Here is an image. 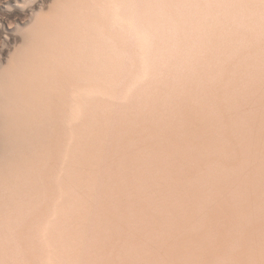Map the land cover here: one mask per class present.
I'll return each instance as SVG.
<instances>
[{"label":"rangeland","instance_id":"obj_1","mask_svg":"<svg viewBox=\"0 0 264 264\" xmlns=\"http://www.w3.org/2000/svg\"><path fill=\"white\" fill-rule=\"evenodd\" d=\"M4 1H5V0H0V20H1V18H3V8H4L3 6H4ZM28 1H29V0H28ZM132 1H133V0H132ZM139 1H140V0H139ZM142 1H143V0H142ZM145 1H146V2H145ZM145 1H144V2H145V5H147L149 2H151V0H148L149 2H147V0H145ZM152 1H153L154 3L151 2L152 5H151V3L149 4V6H150L151 9H152V6L154 7L152 10L149 8L148 5L146 6L147 8H145V7L143 6V4L140 2V4H142V6H143L146 10H148V8H149L150 10H148V11H151V13L149 12L148 14H144V15H147V16L149 15L148 18H149L150 20H149L148 18H146V20H148L149 22H151V17H153V18L155 19V20H153L150 24H149L148 21H147L148 23L145 22V21H143V22L141 21V24H142L143 26H144L145 23H146V25L149 24L148 26H145V27H144V28L149 27V28H148V31H147V32L145 31V30H147V28H146L144 31H145L146 33H148L149 35H151L150 38H149V35H148V34L143 35V34H144V32H142V31H143V28H141V29H142V31H141L142 34L140 33V35H143L144 38L138 34V31H140L141 29H140V28H136V26H133V30H135V31L138 30L135 34H138L139 37H142L143 40H146L145 43L148 41V42L146 43V46L144 45V44H145L144 41H143V42H140L141 44L144 43L143 46H142V45L140 46V45H139L140 43H138V40L140 39L139 41H142V39L139 38V37H138V39H137V38L135 39V36H136V35L133 34V35H134V36H133L132 33H131L130 35H128V36L131 37V35H132L133 37H131V38L129 37L130 39L127 38L128 40L125 38V40H126V41L124 40V42L126 43V44H125L124 42H121V41H120V42H117V41H119V40H117V39L119 38L120 40H122V39H121V36H123V34H122V35L120 34V35H121V36L119 35L120 37L118 36V38H117V36H116V38H115V32L118 31L117 29H116V31L114 30V31H115L114 33H113V31L110 32V33H113V34H114V36H113V37L115 38V39L113 38V39L115 40L114 43H116V44L118 43V44H119V45H118V44H117V45L115 44V47L118 46L120 49H122V48L125 49L126 52H125V50H123V49L120 50V51H124L126 55H127L128 53L131 54V55H129V54L127 55L128 58H127V56H126V59L129 60V62H128L127 64H128V66L130 65V67H128V66L125 67L124 64H126V63H123V62H121V61H119V62H121L120 65L123 66V67H120V65H118V66H119V67H118V66L115 65V64H118V63H119L118 61H115V59L117 58V56L113 55V54H115L114 52H110L109 50H107V51H109L111 54L107 52L108 55H106V56H108V57H109V56H110V57L112 56V57H111L112 60L116 57V58L113 60V62L115 61L116 63L114 62V63L112 64V62L110 63V61H109V63L111 64V65H109V66H111L110 68H107V67H109V66H108L109 63H108V64L105 63L104 65L101 66V68H102L103 66H105V69L107 68V72H108V73H110L108 70H110V71L113 70V71H111L112 74L110 73V74H111V77H110L111 79L107 80L108 78H106V80H107L108 82H109L110 80H112L113 83H112V84H111L110 82H109V83H108V82H107V83H103V81H106V80H104L105 78H104V79L102 78V81L100 80L101 83H98V82L96 81L97 85L100 84V86H101V84H105L106 86H107V84L110 85V86L106 87V88H108V89H110L111 86L114 85V84H116V83L119 84L118 87H117V84L114 85L115 87L112 86V88L117 89V90H115V89H111L112 91L115 90V93H117V94H114L115 96L111 94L110 97H107V98H106V96H107L108 94L103 93V94L106 95L105 98H104V99H105V102H106L107 99L110 98L109 101L112 102V104H113V102H114V104H113L114 107L112 106L111 103H107V102H106V103L104 104V100H102L103 97H104V95H102V93H101V95H99V96H95L96 98H95V97H93V98L91 97V98H90V99H93V100H91V101H95V100L97 99V100L95 101V104H96L97 106H96L93 102H92V103H93L95 106H92V107L89 106L90 109H91V108H94V109H91V110H92V112H93L95 115H94L92 112H91V114H90V112H89V115H92L91 117H93V119L91 120V117L87 116V118H85V119H87V121H88V120H89V121L91 120V121L88 122V123H87V122L84 123L83 121H81V122L84 123V127H85V124H89V123L93 124V123H95V124H93V125H94V129H93V127H90V126H93V125H91V124L89 125V128H91V129H89V128H88V129H85V128L83 129V127H82L83 125H81L82 123L79 124L80 122L77 123L76 121H73V122H75V123L70 124V122H69V121H70V120H69L70 117L68 118L69 125H67V117L69 116V114H68L67 117H64V115H62L63 120L65 119V120H64V126H65V127L68 126V127H66L67 129H65L67 133H69V132H71V131H73V130L75 131L76 129L72 128V130H70L69 127H70L71 125H72L71 127H75V125H77V124L80 125V126H79V125H78V126H79V128L81 127V128H80L81 130L77 129L75 132L81 131V132H80V135H81L82 132H84V131L86 130V132L83 133V134H85V136H84L83 134H82L81 136H80V135H76L77 133H75L74 137L76 136V139L83 140V141H84V138L86 137V138H85V141L87 140V142H86L87 145H84V144H85V142H84V143H83L84 146H83V145H82V141H78V140L74 139L73 136H72V138L74 139V141L76 140V143L78 144V146H79V143H78V142H80V145H81V146H79L78 148H76L75 150H73V148L76 147L77 144H76V146H74V145H75V144H74L75 142L73 141V145L71 146L72 142H71L70 140H71L72 138H71L70 136H68V134H67V137H66V138L68 139V137H70L71 139H70V140L68 139V141H67V139H66V141H67L68 143H70V142H71V143H70V145H68V144H66V145H68V148H69V146H70V147L72 148V150H73V151H72V150H71V151L74 152V153H71V151H69V152H70V155L73 154V155H72L73 160H71V161H73V162L75 161V163L78 164L77 166H72V167H73V168H76V169L78 168V169L81 170L80 172L83 173V175L81 174V176H83L82 178H83L84 181H85V179H86L87 184H83V183H86V181H85V182H84V181H81V180H82L81 178H80L78 181H79V182H83L82 184H80L79 182H76V181H77L76 179H78L77 172L74 173V171L72 170L73 168L69 165V160H70L71 156H67V160H68V159H69V160H68V162H67V161H66V162L68 163L67 165H69V166H68L69 169L72 170V171L69 170V172L74 173V174L76 175V177H77V178H76V177L74 176L76 179L73 177V178H74V182H72L73 179H72V180L70 179V178H71L70 175L73 176V174H70V173H69L70 175H69V174H68V175L66 174L67 177H66V175L64 176V173L68 171V168H66L67 171H65V172L63 171V172H64V173H63V177H64V178L62 177V175H60V173H56V174L54 173V172H58V171H60V170H58L59 167H57V165H56V163H57L56 160H55V161L53 160V161H54V162H53L54 165H53V163H52L53 166L50 164V163L52 162L51 160L53 159V158H52L53 155H51V157H50V159H51L50 161H51V162L48 163V167H49L48 170H50V176L52 175L51 173L55 174V176L53 175L54 177L52 176V177L55 179V181H57V179H60V177L63 178V179H60V180H62V181H60V184H61V182H64V181H63L64 179L67 180L68 176H70V177L68 178L69 181H66V180H65V181L67 182V183L65 182V183L67 184V186H68L69 183H71V182L73 183L72 185H69L70 188H68L69 186L66 187V190H67V192H68V193L66 192L67 194H69V191H70L69 189H71V186L74 187L73 185H76L75 187H77V186H78V185H77L78 183H79V186H82L81 189L87 187V186H85V185H88V183H89L88 180H89V179H90V181H94V184L90 182V183H91V187H95V186H93V185H97V179H98V177L100 176V174H101L102 177H99V180H98V181L103 180V181H101L102 183L100 182V183H101L100 186H102V188H101V190H100L101 192H99V190H98V189H99L98 186H99V184H100L99 182H98V183H99L98 186L96 187V188H97L96 191H94L95 189L93 188V189H94V190H93L90 186L87 187L89 190L92 189V190L94 191V192H92V193L94 194V196L92 195V193H91V194L89 193V192H91L92 190H90V191H89V190H85V189H87V188H85L84 190H82L83 192L79 191V190H81V189L77 190L78 192H81L80 194H82V193H85V194H86V198H82V199H84V200H85V199L88 200V199L90 198V197H88V196H91V195H92V197H91L88 201H86V200L83 201L81 198H80V200L82 201V203H85V202H88V203H89V201L91 200V201H90L91 205H90V203H89V205L85 203V207H86V206H87V207L89 206V212L93 211V213H94L95 215L92 213V216H96V217H95L96 219H95L94 217H92V216H91L92 219L90 218V215H89V214H91V213H89V212L87 211L88 208H86V210L84 209L85 211H84V210L79 211L81 208H82V209L85 208V207H83L84 204H82V205H83V206H82V205L79 203V202H81V201L77 202V204H76V202H75L76 205H75L74 203H73L74 205L71 204L72 201L74 200V199H72V196H70V195H72V193H73L72 191H71V194H69V196H70V198H71L72 200H70V199L68 198L69 196H68V197L66 196V198H65V197L61 198V197H62L61 194H60V196H59V197H60L59 199H63V201H64V198H65V201H64L65 203H66L67 201L70 200L71 202L69 201V202H70L69 204L72 205L73 208H74V206H75L76 208H77L78 206L81 207L80 209H78V211L81 212V213H79V214H81V215L84 214L82 217H80L81 215H78L77 210H75V212H74V211H71L72 213L74 212L73 216L76 215V216H78V218H79V219H78V218L75 216V220L77 219V220H79L80 223H81V222H82V219H85L86 222H87V220H88V221H90V222L94 221V223H96L95 225H93L94 228H95L96 225H97V228H96V229H94V230L91 229V228L89 229V227H91V225H92L93 223L88 225L86 222H82V224H83V223H84V224H83L82 226H80V223H79V222L73 221V220H74V217L69 216L70 214L72 215V213H69L70 210H68V212L65 213V214L69 213V215H68L69 218H71V217L73 218V220H72L73 224L76 223L77 226H78V224H79V227H82V228H80V229H83V231H82L83 233H82V232H79V233H80V235H81L82 237H84V240H85V241H84L83 239L81 240V243L84 241V242H83V243H84V246H83V244L80 243V238H82V237L78 234V232H77L76 229H75V230H76V231H75L74 229H72L71 226H70V228H68V229L70 230V233L74 231V232H73V235H74V233H75L76 235H78L79 238H78V237H75V235L72 236V234H70L69 231H66V230H68V229L65 228L66 225H64V223L67 222V224H68V221H70L72 218H71L70 220H68V217L66 216L68 221H65V222L63 223L62 226H64L65 232L68 233L69 237H70V235H71L72 238H74V237H75V238H78L79 243L81 244L80 247H82L83 249H87L88 251H89L88 246H89V248H90V251L94 248V253H93V252H90V251L88 252L87 250H85V251L88 252L89 254L91 253L90 255H88L89 257H91L92 254H95V253H96V254L98 255L99 253L101 254V253L103 252L102 255H100V254L98 255V256H101V258H102V257H105V258H102V259H104L103 261L100 260L101 258H100V257L98 258L97 255H96V256L92 255L93 257H91V258H90L91 260H89V259H88L89 257L85 254L86 252H85L82 248H80V249L83 250V253H82V254H84L83 256H85V255H86V256L83 257L82 255L79 254V258H80L81 256H82V258H80V259L78 258V259H79V260L82 259L81 261H83V258H85L86 261L89 260V261H88L89 263L86 262V261L84 260L83 263L85 262V264H86V263H87V264H91V262H93L92 260H93L94 257L97 258V259H94L95 262L97 261V264H99L100 261H102V263H100V264H106L107 262H109L110 264H114V261H115V260L112 262V259H115V258L117 259V260L115 261L116 264H117V261H118L119 263H121V262L123 263L124 260H126L125 258H127L126 261H128V262H130L129 260H132V259H133L132 262H130V264H131V263H132V264H133V263L136 264V262H137V264H143V263H145V264H149L150 262H151L150 264H152V263H154V264H160V263H161V258H159L160 261H158V257H159V256L161 257L162 254H163V255H162V257H163L164 254H165V257L167 258V252H166L165 247L167 248L168 246H166V244H169V243H168V242L165 243V242H166V241H169L170 243H172L173 241L171 242L170 240H171L172 238H173L172 240H174V237H172V235H173L174 233L176 234V235H174V236H176V238H175L176 242H178L177 240H180V239H182L183 241H184L185 239L187 240V237H188V240H194V239H195L194 236H196V238H199V236H201L202 232H203L204 230H206V228H208V227H209V228H208L207 230H209V231H208L207 234H206L207 237L205 236V233H206L205 231L203 232V234H204L203 236H204V238L206 237L205 240L211 238L214 242H213L211 239L207 240V241H208L207 244L209 245V246H207L206 243H203V242H202V241L205 242V240H202V239H204V238H201L202 236L200 237L201 239H196L197 241L199 240V241H198L199 244L197 243V244H198L197 247H198V248L200 247V249H201V250L199 249L200 251L197 250V249H198L197 247H195V248H197V249H193L194 246H196V243H195V245L189 244L190 246H191V245L193 246V247L191 248V250H193L192 252H194V254H195V256H194V254H193V255H192V254L190 255V256H191V260L189 259V255H186V254L184 253V251L186 250V244H187V246H188V243H189V242L186 243L187 241H184V242H185V245H184L185 247L181 245V244L183 243L182 240H180V242H182V243H179V242L177 243V244H178L177 248L179 249V251H181V252L185 255V257L183 256V254H182L181 252H178V251H177L178 249H176L175 245H173V244H176L175 242H173V244H171L172 246L169 245V247L171 246L172 249L175 248V250H172V251L170 250V251H171V254L173 253V255H174V254H175L174 252L176 251V253L178 252V255H179V256H178V255L176 254V255L178 256V258H179V261H180L181 259L184 260V263H182V262H183V260H182L180 264H185V261H187L186 264H187V263H188V264H196V263L198 264V262H199V264H202L205 260L200 261L199 259H201V260H202V259H206L207 257H205V256H207V255L209 256V253H210V252H211V256H216V253H215V252H214L215 254L213 253V250H214V249H213V246L210 245L211 241H212V245H214L215 243H217V244L222 243L221 245L226 246V247L228 246V247L225 248V247H222V246H219V245L215 246V245H216V244H215L214 247H216V249H217V247H218V249H217V251L219 252L218 254H220V253L222 252V249L224 250L223 256H222V257H219V256H221L222 253L218 256L220 260L218 259L217 256H216L217 258L212 257L213 261L210 260V259H211L210 257H208V259H209L211 262H213V263H211L210 261L207 262V260H206L207 263L205 262V264H208L209 262H210L211 264H219V263H217V262H220V264H231V262H233L232 264H234V263L237 264V261H238L239 264H242L243 261H244L243 264H246V260H248V262H249V260H250L249 263H251V264H259V263L262 261V258H264V254H262V253H264V252H263V250H264V248H263V247H264V244H263V243H264V242H263V241H264V230L262 231V229H264V227L261 228V227H262L261 225L264 226V223H262V222L264 221V219H263L264 216L262 215V213H264V211L261 212V210L264 209V205H263V206H260L261 204H264V202H263V201H264V199H263V198H264V194H262V192L264 193V189H261V188H260V187L264 188V187H263L264 184H262V183H264V182H262V181H264V179H260V180H259L260 184H262V185L259 186V187L257 186V185L259 184V182H257V180H256V179H259V178H264V175H263V172H264V171L262 170L264 167H262L263 165H261V162H262V161L264 162V160H263V159H264V156L261 157V155H264V143H263V142H264V138H263V137H264V127H263V126H264V121H262V120H264V103H263V102H264V91H262V90L264 89V83H263V82H264V81H263V80H264V79H263V78H264V72H263V71H264V70H263V69H264V56H263V55H264V37H262V36H263V35H262V33H263L262 31H264V22L262 21V20L264 19V10L262 9V8H264V5H263V4H264V3H263L264 1H263V0H261V1H260V0H257V1L254 0V3L252 2V3H253V4H252L250 0H239L240 2H239L238 0H234V2L237 3V6H236V4H230V3L233 2L232 0H230V1H229V0H212V1H211V0H207V1H205V0H199V1H197V2H196V0H184V1H183V0H178V1H177V0H167L168 3L171 2L170 4H168V3L166 2V0H165V1L162 0V3H161V0H159V1H158V0H157V1H156V0H152ZM155 1H156V2H155ZM182 1H183V2H182ZM185 1H186L187 3H185ZM194 1H195V2H194ZM224 1H225V2H224ZM226 1H227V2H226ZM228 1H229L230 3H229ZM236 1H238L239 3L236 2ZM252 1H253V0H252ZM255 1H256V3H255ZM259 1H260V2H259ZM32 2H33V0H31V2H29V4L32 3ZM135 2H136V3H135ZM159 2H160V3H159ZM163 2H166L167 4H165V3L163 4ZM178 2H179V3H178ZM190 2H192V4H191ZM198 2H199V3H198ZM202 2H203V4H202ZM207 2H208V3H207ZM210 2H211V3H210ZM215 2H216V3H215ZM221 2H222V4H221ZM223 2H224L225 4H224ZM234 2H233V3H234ZM241 2H242V3H241ZM134 3H135V5L137 4V5L139 6V4L137 3V1H134ZM158 3H159L161 6H160ZM175 3H176L178 6L175 5ZM217 3H218V4H217ZM246 3L248 4V6L250 5L251 7H246V6H247ZM250 3H251V4H250ZM262 3H263V4H262ZM1 4H2V5H1ZM153 4H154V5H153ZM157 4H158V5H157ZM162 4L165 5V7H164ZM189 4H190V5H189ZM205 4H207V6H205ZM211 4H212V5H211ZM242 4H243V6H245L244 8L242 7ZM244 4H245V5H244ZM255 4H256V5H255ZM257 4H258V5H257ZM259 4H260V5H259ZM261 4H262L263 6H262ZM132 5H133V4H132ZM132 5H131V6H132ZM155 5H156V7L159 6V8L157 7V11L161 10L160 12H158V13H159V16H160L161 13H162L163 16L161 15V17H158V15H157L158 13H157V12H152L153 10L156 11V9H155V8H156ZM188 5H189L190 7H189ZM193 5H194V6H193ZM197 5H200L201 7H200V6H197ZM213 5H214L215 7H214ZM217 5H218V7H216ZM229 5H230V6H229ZM233 5H234V6H233ZM240 5H241V6H240ZM140 6H141V5H140ZM162 6H163L165 9L162 8ZM167 6H168V7H167ZM181 6H182V7H181ZM183 6H184V7H183ZM186 6L189 7L190 9H187ZM222 6H223V7H222ZM228 6H229V7H228ZM235 6H236V7H235ZM252 6H254V7H252ZM255 6H258V7L256 8ZM132 7H133V8L129 7L130 16H131L132 13L134 12V11H133L134 6H132ZM175 7H176V8H175ZM193 7H194V8H193ZM211 7H213V8L211 9ZM220 7H221V9H220ZM259 7H260L262 10H259V9H260ZM135 8H137V6H136ZM139 8H141V7H139ZM139 8L134 9V10H138V11H139ZM166 8H167L168 10H166ZM174 8H175V10H174ZM184 8L186 9V11H185ZM191 8H192V9H191ZM205 8H206V9H205ZM208 8H209V9H208ZM222 8H223V9H222ZM232 8H234V9H232ZM246 8H247V9H246ZM252 8H254L255 10H259L258 12H259L260 14H262V15H258L259 13H258L257 11H255L254 9H252ZM258 8H259V9H258ZM131 9H132V10H131ZM145 9H144V10H145ZM163 9H164V11L162 12ZM183 9H184V10H183ZM194 9H195V11H194ZM203 9H205V10H203ZM210 9H211V10H210ZM215 9H216V10H215ZM226 9H227V10H226ZM231 9H232L235 13L237 12V15H236ZM236 9H237V11H236ZM240 9H242V10H240ZM244 9H245V10H244ZM249 9H252L253 12H252V10H249ZM169 10H170V11H169ZM176 10H177V11H176ZM180 10H183L184 13H183V11H180ZM187 10H188V11H187ZM207 10H208V11H207ZM209 10H210V12H209ZM225 10H226V11H225ZM230 10H231V11H230ZM246 10H248V11H246ZM138 11H135V12H138ZM141 11H142V9H141ZM148 11H147V12H148ZM166 11H167V12H166ZM189 11H190V12H189ZM211 11H212V12L214 11V12L211 14ZM215 11H216V12H215ZM219 11H220V12H219ZM229 11H230V12H229ZM239 11H240L241 13H242V12H243V13L245 12L244 14H246V12L251 13V14H249V15H248V13L246 14V16L248 15L247 18H246V21H245L246 23H245L244 21H242V20H245V19L243 18V17H245V15L243 16V14H241ZM261 11H263V12H261ZM131 12H132V13H131ZM147 12H146V13H147ZM186 12H188V13H186ZM191 12H192L193 14H191ZM203 12H204V13H203ZM206 12H207V13H206ZM208 12H209V13H208ZM225 12H226V13L229 12V13H227V15H226ZM232 12H233V13H232ZM254 12H255V13H254ZM4 13H5V12H4ZM138 13H139V12H138ZM141 13H142V12H140L139 14H140V15H143V13H142V14H141ZM144 13H145V11H144ZM153 13H154V14H153ZM165 13H167V14H165ZM179 13H180V16H181V14H182L181 17L179 16ZM189 13H190L191 15H190ZM224 13H225V14H224ZM239 13H240V15H239ZM252 13H253V14H252ZM257 13H258V14H257ZM133 14L135 15V14H137V13H133ZM150 14H151V17H150ZM152 14H153V15H152ZM164 14H165V15H164ZM198 14H199V17L197 18V15H198ZM205 14H206V15H205ZM209 14H211V15L209 16ZM219 14H220V15H219ZM232 14H233V15H232ZM234 14H235V15H234ZM254 14H255L258 18H260V16H262L263 18L261 17V18H260L261 20H260V19H258L257 17H255ZM134 15L131 16V17H132V18H133V17L135 18V16H136V17L138 16V15H135V16H134ZM144 15H143V17H144ZM185 15H186V16H187V15H190V16H188V18H187L188 20L186 19V16H185ZM195 15H196V16H195ZM202 15L204 16V18H203ZM207 15H208L209 18L207 17ZM217 15H219V17H218ZM221 15H222V16H221ZM229 15H232V16H229ZM238 15L240 16L241 20H240V18H239ZM251 15H252V16H251ZM154 16H157L158 18H157V17H154ZM183 16H184V17H183ZM191 16H192V17H191ZM194 16H195L196 18H195ZM226 16H227V17H226ZM235 16H236V17H235ZM143 17H140V18L142 19ZM145 17H146V16H145ZM166 17L168 18V19H167V22H168V23L170 22V23H169L170 25L166 22V19H164V18H166ZM169 17H170V19H169ZM178 17H179L180 19H179ZM205 17H206V18H205ZM210 17H211V18H210ZM215 17H216V18H215ZM221 17H222V18H221ZM225 17H226V18H225ZM230 17H231V18H230ZM232 17H233V18H232ZM237 17H238V19H236ZM134 18H133V19H134ZM137 18H138V17H137ZM153 18H152V19H153ZM159 18H160L161 20L163 19L162 22H161V20H160ZM181 18L184 19V20H182ZM199 18H200V19H199ZM218 18H220V19L218 20ZM228 18H229V19H228ZM234 18H235V19H234ZM242 18H243V19H242ZM252 18H255V19H254L255 21L251 20ZM256 18H257L259 21H257ZM135 19H136V18H135ZM135 19H134V20H135ZM138 19H139V18H138ZM141 19H140V20H141ZM144 19H145V18H143L142 20H144ZM178 19H179V20H178ZM191 19H192V20H191ZM197 19H198L199 21H198ZM201 19H202V21H201ZM214 19H215V20H214ZM227 19H228V20H227ZM249 19H250V20H249ZM158 20H160L161 24H160V22L158 23ZM169 20H170V21H169ZM190 20L193 21V23H192ZM210 20H211L212 22H211ZM216 20H217V21H216ZM136 21H137V20H136ZM136 21H134V22H136ZM163 21H164L166 24H165ZM174 21L177 22V23H175ZM180 21H181V22H180ZM188 21H189V22H188ZM195 21H197V22H195ZM204 21H205V22H204ZM228 21H229L230 23H229ZM252 21H253L254 23H249V22H252ZM132 22H133V21H132ZM134 22H133V23H134ZM139 22H140V21H138L137 23H139ZM144 22H145V23H144ZM183 22H184V23H183ZM186 22H187L188 24H187ZM198 22H199V23H198ZM210 22H211V23H210ZM233 22H234V23H233ZM240 22H241V23H240ZM243 22H244V23H243ZM133 23H132V24H133ZM152 23H153V24H152ZM154 23H155V24L158 23V24L160 25L159 28H161L162 30H164V27H165V26H168V27H165V30H164V31H160L159 28H158L159 31H156L157 29L155 28V26L157 27L158 25H154ZM172 23H173V24H172ZM195 23H196V24H195ZM204 23H205V24H204ZM206 23H207V24H206ZM212 23H213V24H212ZM247 23L249 24L248 26H247ZM255 23H256V24H255ZM0 24H1V22H0ZM191 24H192V25H191ZM194 24H195V25H194ZM201 24H203V25H201ZM214 24H215V26H214ZM238 24H239L241 27H240ZM241 24H243V25H241ZM244 24H245V25H244ZM257 24H258V31H256L257 29H255V28L257 27V26L255 27V25H257ZM133 25H134V24H133ZM135 25H137V24L135 23ZM138 25H139V24H138ZM138 25H137V26H138ZM150 25L153 26L154 28L151 29ZM164 25H165V26H164ZM173 25H174V26H173ZM176 25H177V26H176ZM186 25H187V26H186ZM189 25H190V27H189ZM196 25H197V26H196ZM205 25H206V26H205ZM212 25H213V26H212ZM229 25H230V27H229ZM234 25H235V27H234ZM250 25H251L252 27H251ZM261 25H262V26H261ZM139 26L141 27V25H139ZM139 26H138V27H139ZM161 26H162V27H161ZM171 26H172V27H171ZM198 26H199V27H198ZM238 26H239V27H238ZM242 26H243V27H242ZM246 26H247V27H246ZM0 27H1V25H0ZM170 27H171V28H170ZM175 27H176V28H175ZM179 27H180V28H179ZM187 27H188V28H187ZM193 27H194V29H193ZM200 27H201V28H200ZM203 27H204V28H203ZM207 27H208V29H206ZM213 27H214V28H213ZM237 27H238L239 29H238ZM250 27H251V28H250ZM254 27H255V28H254ZM166 28H168V30H169L171 33H170L169 31H167ZM173 28H174V29H173ZM177 28H178V29H177ZM181 28H182V29H181ZM185 28H186V29H185ZM190 28H191V29H190ZM230 28H233V29H230ZM234 28H235V29H234ZM242 28H243V32H242ZM249 28H250V29H249ZM259 28H262V29H259ZM139 29H140V30H139ZM149 29H151V30H149ZM155 29H156V30H155ZM170 29H171V30L173 29V30L171 31ZM175 29H176V30H175ZM196 29H197V30H196ZM198 29H199V30H198ZM212 29L215 30V31H213ZM228 29H229V30H228ZM254 29H255V32H254ZM192 30H193V31H192ZM216 30H217V31H216ZM230 30L233 31V32H231ZM234 30H238L240 33H239L238 31H237V33H239L240 35L237 34L236 31H234ZM248 30H249L250 33L248 32ZM260 30H261V32H262L261 34H260V32H259ZM149 31H150V32H149ZM153 31H154V32H153ZM173 31H174L175 33H176V31H177L178 35H176L177 33L174 34ZM182 31H183V32H182ZM195 31H196V32H195ZM201 31H202V32H201ZM206 31H207L208 33H207ZM212 31H213V32H212ZM223 31H226V32H223ZM228 31H229V33H228L229 36H228V34H227ZM245 31H246V32H245ZM252 31H253V32H252ZM118 32L122 33L121 31H118ZM159 32H161V33H159ZM162 32H164V35H165V32H166V35H165V36H162V35H163ZM172 32H173L174 35L172 34ZM200 32H201V34H199ZM203 32H204V33H203ZM234 32H235V34H233ZM241 32H242V33H241ZM247 32L249 33L248 35H247ZM133 33H134V32H133ZM150 33H151V34H150ZM152 33H155V34H152ZM169 33L172 34V35H170ZM191 33H194V34H191ZM209 33H210V34H209ZM251 33H253L254 36H252ZM254 33H255V34H254ZM117 34H118V33H117ZM117 34H116V35H117ZM158 34L160 35V36H159V37H160L159 39H160L161 41H160L159 39H157V38H158V36H157ZM190 34H191V35H190ZM205 34H206V35H205ZM213 34H214V35H213ZM222 34H223V35H222ZM231 34H232V36H231ZM241 34H242V36H241ZM245 34H246V37H245ZM263 34H264V33H263ZM6 35H7V36H6ZM168 35H170V36L168 37ZM194 35H195V36H194ZM200 35L202 36V38H204V37L206 36L205 39H204V40H201L202 38H201ZM204 35H205V36H204ZM211 35H212V36H211ZM220 35H221V36H220ZM233 35H234L235 37L237 36L238 38L243 37V39H242V38H241V39H237V38L233 37ZM257 35H258V36H257ZM146 36H148V37H146ZM173 36H174V37H177V39H179V40L177 41L178 44H175V43H176L175 40H177V39H176V38L174 39ZM189 36H190V38H189ZM199 36H200V37H199ZM203 36H204V37H203ZM210 36H211L212 38H211ZM213 36H215V37H213ZM223 36H224V37H223ZM248 36H250V37H248ZM5 37H9V33H7V31H4L2 28H0V54H1V53L6 54V56L4 55V56H3L4 58H2V63H3V64L6 63V62H5L6 59L8 60V54H7V53H8V50H10V49H11V46H12V45H9V41H8V40H5V39H7V38H5ZM163 37H165V39H166V38H168V39L165 40ZM181 37H182L183 39H182ZM187 37H188L189 39H187ZM191 37H192V38L194 37V38L191 40ZM207 37H208V38H207ZM219 37H220V39H219ZM251 37H253V39H252ZM258 37H259V38H258ZM132 38H134V39H132ZM171 38H172V40H170ZM222 38H223L224 40H223ZM225 38H227V39H225ZM229 38H232V39L235 38V39H237V40L235 41V39H234V40H231V39H229ZM260 38H263V39H260ZM147 39H148V40H147ZM153 39H155V40H153ZM195 39H197V40H195ZM209 39H210V41H213V42L210 43ZM215 39H216V40H215ZM245 39H246V40H245ZM247 39H248V40H247ZM2 40H3V41H2ZM131 40H133V42L136 40V42H134L135 44H133V43L131 42V43H132V44L130 43V44H131V47H128V46H130V44H128V41H131ZM151 40H152V41H151ZM168 40H169V41H168ZM181 40H182V43H183V44L181 43ZM190 40H191V41H190ZM205 40H206V41H205ZM230 40H231V41H230ZM240 40H241V41L243 40V41L241 42ZM244 40H245V42H244ZM249 40H250V41H249ZM252 40H253V41H252ZM254 40H255V41H254ZM258 40H261V42L258 41ZM262 40H263V41H262ZM6 41H7V42H6ZM149 41H151V42H149ZM154 41H155V42H154ZM162 41H163V42H162ZM166 41H168V42L166 43ZM173 41H174V42H173ZM179 41H180V42H179ZM188 41L191 42V43H188ZM192 41H193V43H192ZM195 41L198 42L197 45L199 44L198 46H199L200 49H199L198 46L196 45V42H195ZM202 41H203V42H202ZM220 41H222V42H220ZM227 41H229V42H227ZM234 41H235V43H233ZM238 41H239V42H238ZM246 41H248L247 43H249V44H247ZM256 41H258V42L256 43ZM152 42L154 43L153 45H152ZM160 42H161V44H160ZM164 42H165L167 45H166ZM185 42H187V43H185ZM199 42H200V43H199ZM205 42H206V43H210V45L213 44V46H216V47H215L216 49H215L213 46H212V48H211L210 45H206ZM231 42H232V43H231ZM240 42H241L242 45H240ZM243 42H244V43H243ZM262 42H263V43H262ZM120 43H121V44H120ZM122 43H124V44H122ZM137 43H138V44H137ZM162 43H163V45H162ZM170 43H171V44H170ZM203 43H205V44H203ZM220 43H222V44H220ZM229 43L232 44V45H231L232 47L229 46V45H230ZM237 43H238V44H237ZM127 44H128V45H127ZM149 44H150V45H149ZM172 44H173V45H172ZM174 44L177 45V46H175ZM201 44H203V45H201ZM225 44H226V45H225ZM234 44H235V46L233 47ZM246 44H247V45H246ZM262 44H263V45H262ZM5 45H6V46H5ZM123 45H124V46H123ZM125 45H126L127 47H125ZM132 45H133V47H132ZM136 45H138L139 47H136ZM160 45H161V46H160ZM165 45H166V46H165ZM170 45H171V46H170ZM187 45H188L189 47H188ZM236 45H237V46H236ZM251 45H253V46H251ZM255 45H256V47H255ZM258 45H259V47H257ZM260 45L262 46V47H261L262 49L260 48ZM120 46H122V48H121ZM152 46H153V47H152ZM154 46H155V47H154ZM174 46H175V47H174ZM182 46H183V47H182ZM192 46H193V47L196 46V49H195V47L193 48ZM220 46H221V47H220ZM227 46H229V47H227ZM238 46H239V47H238ZM247 46H248V47H247ZM140 47H142V48H140ZM146 47H147V48H146ZM161 47H163V48H161ZM172 47H174V50H172ZM190 47H191L192 49H191ZM201 47H202L203 49H202ZM204 47H206L207 49L204 48ZM223 47H224V48L226 47V48L224 49ZM236 47H237V49H235ZM243 47H245L247 50H246L245 48H243ZM249 47H250V48H249ZM126 48H127V49H126ZM128 48H129V49H128ZM136 48H137V49H136ZM145 48H146V50H145ZM152 48H153V49H152ZM164 48H165V49H164ZM167 48L171 49L172 51L169 50V49H167ZM177 48H178V49H177ZM210 48L212 49V51H207V50H209ZM254 48H255V49H254ZM130 49H131V50H130ZM138 49H139V50H138ZM143 49H144L145 51H144ZM148 49H150V50H148ZM163 49H164V50H163ZM198 49H199V50H198ZM204 49H205V51H203ZM214 49L216 50V52H215ZM223 49H224V50H223ZM226 49H227L228 53H227V51L224 52ZM229 49H232V50L229 51ZM243 49H244V50H243ZM249 49H250V50H249ZM251 49H252V51H251ZM257 49H259V50H257ZM110 50H112V49H110ZM115 50H116V49H115ZM134 50H135V52H133ZM140 50H141V51H140ZM161 50H162V52H161ZM165 50H166V52H168V53L170 52V53H169V54L166 53ZM177 50L179 51V53H178ZM184 50H186V51L188 50V52H186V51H184ZM190 50H191V51L193 50V52H191ZM219 50H221V51H219ZM256 50H257V51H260V52H257ZM112 51H113V50H112ZM118 51H119V50H118ZM118 51H116V52H117L118 54L121 55L122 52L119 53ZM127 51H129V52L127 53ZM138 51H139V53H141V54L143 53V54H142V55H141V54H138ZM142 51H143V52H142ZM155 51H156V52H155ZM158 51L160 52V54L158 53ZM194 51H195V52H194ZM197 51L199 52V54H197V53H198ZM201 51H202V55H204L207 59H206L204 56L200 55ZM235 51H236V52H235ZM240 51H242V52H240ZM247 51H248V52H247ZM249 51H251V52H249ZM253 51H255L257 54H256L255 52H253ZM144 52H145V54H144ZM147 52H150L151 54H150V53H147ZM154 52H155V53H154ZM173 52H174V53H173ZM175 52H176V53H175ZM189 52H190L191 54H189ZM204 52H205V53L208 52V53L205 55ZM217 52H218V53H217ZM220 52H221V54H219ZM223 52H224V53H223ZM231 52H232L234 55H232ZM243 52H244V53H243ZM261 52H262V53H261ZM107 53H106V54H107ZM112 53H113V54H112ZM153 53H154V54H153ZM180 53H181V54H180ZM182 53H185V54L183 55ZM193 53H194V54H193ZM216 53H217V55H216ZM237 53H238V54H237ZM240 53H242V55H243L244 57H243L242 55H240ZM248 53H249V56H248ZM109 54H110V55H109ZM118 54H116V55H118ZM135 54H136L137 56H135ZM175 54H176V55H175ZM195 54H196V55H195ZM225 54H226V56H225ZM227 54H228L229 56H228ZM255 54H256V58L258 57V59L255 58ZM120 55H119V57H121L123 54H122L121 56H120ZM140 55H141V56H143V55H147V56H143L144 59H141L142 57H141ZM148 55H149V56H150V55H154V56H150V57H149ZM156 55H157V56H156ZM160 55H161V57H160ZM164 55H166V57H167V55H168L167 58H168V59L171 58V59L168 60V59H165V57H164V59H163V56H164ZM169 55H170L171 57H170ZM173 55H175V56H173ZM189 55H190V56H189ZM194 55L196 56V59H194V58H195ZM198 55H199V57L202 56V57H204V58H202V57L199 58ZM208 55H209V56H208ZM212 55H214V56H212ZM220 55H221V56H220ZM222 55H223V57H225L224 59H226V58L228 57V58H227V60H228L227 62H226V60L224 61V59L221 58ZM230 55H231V56H230ZM235 55H236V56H235ZM104 56H105V55H104ZM106 56H105V57H106ZM129 56H130V58H132V60L129 59ZM155 56H156V57H155ZM186 56H187V57H186ZM191 56H192L193 61H192V59H191ZM210 56H211V57H210ZM216 56H217V57H216ZM218 56H219V57H218ZM237 56H238V57H237ZM251 56H253V57H251ZM261 56H262V57H261ZM108 57H107V59L110 58V57H109V58H108ZM119 57H118L116 60H118V59L120 60V59H122L124 56H122V58H119ZM133 57H134V58H133ZM139 57H141L140 60L138 59ZM146 57H147V58H146ZM157 57H158V58H157ZM159 57H160V59H159ZM169 57H170V58H169ZM182 57H183L184 60H182ZM185 57H186L187 59H186ZM193 57H194V58H193ZM231 57L233 58V60L231 59ZM235 57H236V58H241V59L238 60V59H235ZM259 57H260V58H259ZM150 58H152V59H150ZM153 58H155V59H153ZM156 58H157V59H156ZM174 58H175V59H174ZM178 58H179V59H178ZM208 58H209V59H212L213 61H212V60H209ZM214 58H216V59H214ZM218 58H219V59H218ZM220 58H221V59H220ZM242 58H243V59H242ZM248 58H249V59H248ZM123 59H124V60H123ZM123 59H122L123 61H126V62H127V60L125 59V57H124ZM173 59H174V60H173ZM203 59H206L205 61H208L209 63L204 62ZM222 59H223V60H222ZM250 59H251V60H250ZM255 59H256V60H255ZM261 59H263V60L260 61ZM145 60H146V61H145ZM148 60H149V61H148ZM151 60H154V61H151ZM155 60H160L161 62L158 61V63H156ZM162 60H164V61H162ZM179 60H180V61H179ZM186 60H188L187 63H185ZM194 60H195V62H194ZM196 60H197V61H196ZM200 60H201V62H200ZM214 60H215V61H216V60H219V63H215ZM229 60H230V61H229ZM231 60H232V61H231ZM236 60H237V61H236ZM240 60H241V61H240ZM257 60H259V61H257ZM131 61H132V62H131ZM139 61H141V62H139ZM142 61H143V62H142ZM144 61H145V62H144ZM150 61H151V62H150ZM165 61H166V62H165ZM174 61L176 62V65H175V62H174ZM181 61L184 63V65L182 64ZM220 61H221V62H220ZM222 61H223V62H222ZM246 61H248V62H246ZM252 61H254V62L256 61V63H254V62H252ZM117 62H118V63H117ZM133 62H135L136 64L133 63ZM148 62H150V63H148ZM164 62H165L167 65H166ZM189 62H190V63H189ZM192 62H193V63H192ZM216 62H217V61H216ZM228 62H230V63L232 62V63L230 64V63H228ZM233 62H234L235 64H234ZM236 62H237V63H236ZM239 62H240V63H239ZM243 62H244V63H243ZM250 62L252 63V65H251ZM130 63H131V64H130ZM141 63H142V64H145V65H141ZM146 63H147L148 65H152L153 67H152V66H148V65H146ZM168 63H169V65H168ZM173 63H174V64H173ZM205 63H206V64H205ZM223 63H224V64H223ZM242 63H243V65H242ZM137 64H138V65H137ZM154 64H155V65H154ZM160 64H161V65H160ZM178 64H179V65H178ZM185 64H186V66H185ZM187 64H188V65H187ZM200 64L205 65V67H204V66H200ZM208 64H210V65H208ZM215 64H216V65H215ZM222 64H223V65H222ZM228 64H229V66H228ZM233 64H234V65H233ZM237 64H238V66H237ZM245 64H246V66H245ZM259 64H260V65H259ZM106 65H107V66H106ZM198 65H199V66H198ZM206 65H207V67H206ZM212 65H214V66H212ZM217 65H218V67H217ZM225 65H227L229 71H231L233 67H234V68H233L234 70H232L231 72H229V71L226 69L227 67H226ZM232 65H233V67H232ZM241 65H242L243 67H242ZM248 65H249V67H248ZM261 65H262L263 67H262ZM133 66H134L135 69L133 68ZM137 66H138V68H141V67L144 66V67H143V70H141L142 68H141V69H138ZM140 66H141V67H140ZM158 66L160 67V69L158 68L159 72H156L155 69H157ZM168 66H169V67H168ZM172 66H173V67H172ZM179 66H180L181 68H180ZM182 66H183V67H182ZM189 66H191V68H189ZM194 66H196V67H194ZM211 66H212L213 68H211ZM223 66H224V67H223ZM230 66H231V67H230ZM239 66H240V67H239ZM251 66H252L253 69L251 68ZM255 66H256V67H255ZM113 67H116V70H117V71L119 70V68H120V70L122 69V70H121L122 73L119 74V72L115 71V69H113ZM117 67H118V69H117ZM124 67H125V68H127V67L129 68V69H127V70L129 71V74H127V76H129V78H130L129 81H130L131 86H132V87L130 86V88H132V91L134 90V91L132 92L131 89H129V90H130L129 92H130L131 94H130V93L128 94V91H127L128 89L126 88L127 86H126V85H125L126 87L124 86V84H126V83L129 84V81L126 80V79H129V78H128L127 76H126V78H125V75H124V76L122 75V74H124L123 72L126 73V71H127V70H123ZM147 67H148V68H147ZM151 67H152V68H151ZM155 67H156V68H155ZM162 67H163V68H162ZM166 67H167V68H166ZM177 67H178V69H177ZM186 67H187V68H186ZM192 67H193V68H192ZM201 67H203V68H201ZM216 67H217L218 69H217ZM219 67H220V69H219ZM241 67H242V69H241ZM260 67H261L262 69H261ZM103 68H104V67H103ZM103 68H102V70H103ZM125 68H124V69H125ZM131 68H132V69H131ZM149 68H150V69H149ZM153 68H154V69H153ZM182 68H184V69H182ZM206 68H207V69H206ZM223 68H224V69H223ZM229 68H231V69H229ZM244 68H245V71H246V72L244 71ZM249 68H250V69H249ZM147 69H148V70H147ZM151 69H153V70H151ZM162 69H163L164 71H165V70H167V71L162 72ZM198 69L201 71V73H200V71H199ZM212 69H213V70H212ZM235 69H237V70H235ZM256 69H257V70H256ZM120 70H119V71H120ZM132 70H134L133 73H130ZM135 70H136V71H135ZM149 70H151V71H149ZM158 70H157V71H158ZM160 70H161V72H160ZM168 70H169V71H168ZM171 70H172V71H171ZM175 70H176V71L178 70L179 73H178V71L176 72ZM182 70H184V71H182ZM186 70H187V71H186ZM205 70H206V71H205ZM214 70H215L217 73H216ZM239 70H240L241 72H242V70H243L244 73H241ZM255 70H256V71H255ZM261 70H263V71L261 72ZM103 71H104V70H103ZM105 71H106V70H105ZM105 71H104V72H105ZM141 71H143V72H142V73H139V72H141ZM144 71H145V73H144ZM154 71H155V72H154ZM170 71H171L172 73H176V74L173 75ZM180 71H182V72H180ZM189 71H190V72H189ZM192 71H193V72H192ZM194 71H195V73H196L197 71H199V72H197V74H195ZM203 71H204V73H202ZM207 71H208V73H207V77H206V75H204V74H205ZM210 71L212 72V74H213L214 76L217 75L216 78H212V77L210 78V77H209V76H213V75L211 74ZM218 71H219V72H218ZM225 71H226V72H225ZM233 71L236 72V74H235ZM238 71H239V72H238ZM249 71H250L251 73H250ZM258 71H259V72H258ZM100 72L103 73L102 71H100ZM113 72H114L116 75H115ZM136 72H138L139 75H137L138 73L135 74ZM148 72H149V73H148ZM183 72L185 73V75H184ZM213 72L216 73V74H214ZM220 72H221V76L218 75V74H220ZM223 72H224V73H223ZM227 72H229V74H227V76H226L225 74H226ZM232 72H233L234 74H233ZM260 72H261V73H260ZM117 73H118V74H117ZM127 73H128V72H127ZM150 73H151V74H150ZM153 73H158V74H154V75H153ZM161 73H162V75H161ZM167 73H168V76H169V77H166ZM190 73H191V74H190ZM238 73H239V77H237V76H238V75H237ZM247 73H248V74H247ZM254 73H255V75H254ZM131 74H132V79H133L134 76L137 78V79L134 78V79L136 80V82H135L134 79H133V80L131 79ZM142 74H143V75L145 74L146 76L143 77ZM147 74H148V77H147ZM169 74H170V75H169ZM209 74H210V75H209ZM222 74H223V75H222ZM232 74L235 76V78H234V76H232ZM252 74H253V75H252ZM261 74H262V75H261ZM101 75H102V74H101ZM113 75H114L115 77H114ZM118 75H119V76H118ZM120 75H121V76H120ZM149 75H150V76H149ZM159 75H161V78H160ZM171 75H172V77H170ZM176 75H178V78H177ZM179 75H181V76H179ZM183 75H184V76H183ZM191 75H192V76H191ZM200 75H201V76H200ZM224 75H225V76H224ZM229 75H231V76H229ZM257 75H258V76H257ZM112 76H113V77H112ZM122 76L124 77V79H122ZM138 76H139V77H138ZM152 76H154L155 79H154ZM155 76L157 77V80H156V77H155ZM158 76H159V77H158ZM182 76H183V77H182ZM187 76H188V77H187ZM195 76H197L196 78H198V80L192 78V77L195 78ZM199 76H200V77H199ZM259 76H261V78H260ZM262 76H263V77H262ZM141 77H142V78H141ZM150 77H151V78H150ZM165 77H166V79H165ZM174 77H175V78H174ZM186 77H187V78H186ZM190 77H191V78H190ZM202 77H203V79L206 78V79H205L206 81H202V80H203V79L201 80ZM218 77H221V78H220V79H217ZM223 77H225V78H224L225 80L223 79ZM230 77H231V78H230ZM240 77H241V78H240ZM243 77H244V78H243ZM245 77H246V79H245ZM252 77H253V78H252ZM254 77H255V78H254ZM256 77H257V78L259 77V78H258L259 80H258ZM115 78H116V79H115ZM119 78H120V81H119ZM168 78H170V79H168ZM173 78H174V79H173ZM185 78H186V79H185ZM233 78H234V79H233ZM236 78H237V79H236ZM121 79L124 81V84H123V81H121ZM138 79H140V82H139ZM142 79H143V80H142ZM150 79H151V81H150ZM160 79H162V80H160ZM176 79H177V80H176ZM180 79H181V80L184 79V80H183V81H180ZM207 79H208V80H207ZM210 79H211V80H210ZM213 79H214V81H212ZM221 79H223V80H221ZM226 79H227V80H226ZM228 79H229V80H228ZM250 79H251V80H250ZM116 80H117V82H116ZM131 80H132V81H131ZM137 80H138V84H141V85L143 84V86H141V85H137ZM146 80H147V82H146ZM159 80H160V81H159ZM163 80H164V84H162V85H163V86H162V85H160V83H162ZM169 80H170L171 82H170ZM185 80H186V83H187V84L185 83ZM187 80H188V81H187ZM192 80H193V81H192ZM209 80H210V81H209ZM216 80H218V81H220V82L217 81V83H218V84H217V83H216ZM231 80H232V81H231ZM256 80H257V81H256ZM112 81H111V82H112ZM114 81H115V83H114ZM126 81H127V82H126ZM149 81H150V82H149ZM152 81H154V82H152ZM166 81H167V82L169 81V82L167 83ZM172 81H173V82H172ZM174 81H175V84H174ZM177 81H179L180 84H181V82H183L181 85L184 84L185 87H183V86L180 87V85L177 86V85L179 84ZM191 81H192V82H191ZM194 81H196V83H195ZM223 81H224L225 84L223 83ZM225 81H226V82H225ZM233 81H234L235 84L233 83ZM237 81H241V83H240V82H237ZM261 81H262V82H261ZM119 82H120V83H119ZM134 82H135V83H134ZM151 82H152V83H151ZM156 82H157V84H155V86L151 85V84L156 83ZM165 82H166V85H165ZM189 82H190V83H189ZM204 82H205V83H204ZM207 82H208V84H207ZM212 82H213L214 84H213ZM121 83H122V85H121ZM133 83H134V84H133ZM148 83H150V84H148ZM169 83H170V84H169ZM221 83H222L223 87H220V86H222ZM237 83H239V84H237ZM242 83H243V84H242ZM250 83H252V84H250ZM260 83H261V84H260ZM135 84H136V85H135ZM204 84H205V86H204ZM245 84H246V85H245ZM256 84H258V85H256ZM120 85H121L122 87H121ZM133 85H134V88H135V89H133ZM146 85H147L148 87H146ZM159 85H160V86H159ZM170 85H171V86H170ZM190 85H191L192 88H191V87H188V89H187L186 87H187V86H190ZM192 85H194V86H192ZM195 85H196V86H195ZM202 85H203V86H202ZM207 85H210V86H209L210 88H207L208 91H206V86H207ZM211 85H215V86L211 87ZM217 85L219 86L220 89L218 88ZM224 85H225V86H224ZM250 85H251V86H250ZM255 85H256V86H255ZM98 86H99V85H98ZM100 86H99V87H100ZM123 86L125 87V88H124L125 91L122 92V94H124V95H123V96H120V97L117 98L116 96L121 95L120 92H121L122 90H120V89L123 88ZM137 86H138V87H137ZM216 86H217V87H216ZM235 86H236V88H234ZM238 86H239V87H238ZM240 86H241V87H240ZM252 86L255 87V88L257 87L258 89L252 88ZM103 87H105V86H103ZM119 87H120V88H119ZM136 87L139 88V89L137 90ZM145 87H146V88H145ZM150 87H151V88H150ZM152 87H154L155 89L152 88ZM167 87L169 88L168 90H170V91L166 90ZM177 87H178L179 89H178ZM182 87H183V88H182ZM193 87H194V88H193ZM207 87H208V86H207ZM226 87H228V89H227ZM230 87H232V88H230ZM262 87H263V88H262ZM140 88H141V89H140ZM160 88H161V89H160ZM164 88H165V89H164ZM174 88L176 89V92H177L176 94H175V89H174ZM185 88H186V89H185ZM195 88H198L199 90H198V89H195ZM202 88H204V89H202ZM211 88H212V89H211ZM213 88H214L215 90H213ZM221 88H222V89H221ZM237 88H239V89H237ZM242 88H243V89H242ZM250 88H251V89H250ZM101 89H102V86H101ZM108 89H107V91H108ZM124 89H123V90H124ZM157 89H158V90H157ZM182 89H184V90H182ZM191 89H192L193 93H191V92H192ZM216 89H218V90H216ZM233 89H234V90H233ZM249 89H250V90H249ZM111 90H109V92H110ZM118 90H119V92H118ZM163 90H164V92H163ZM178 90L181 92L180 94H179V91H178ZM185 90H186V91H185ZM187 90L190 91V92H188ZM194 90H195V91H194ZM209 90H210V91H209ZM220 90H222V92H223V91H224V92L222 93ZM228 90H229V91H228ZM232 90H233V91H232ZM243 90H244V91H243ZM245 90H246V91H245ZM248 90H249L250 92H249ZM254 90H256V91H254ZM258 90L260 91V93H259ZM103 91H106L105 88H104ZM112 91H111V92H112ZM135 91H136V92H135ZM142 91H143V92H142ZM146 91H147V92H146ZM149 91H150V92H149ZM151 91H152V92H151ZM157 91H159V92H157ZM166 91H167V93H166ZM197 91H199V93H198ZM200 91H201L202 93H200ZM214 91H216V92L219 91V92L216 94ZM225 91H226V92H225ZM227 91H228V92H227ZM240 91H241V93H240ZM261 91H262V92H261ZM111 92H110V93H111ZM137 92H138V94H137ZM156 92H157V93H156ZM161 92H163V93H161ZM170 92H172L171 94H174V95H170V94H168V93H170ZM182 92H183V93H182ZM185 92H188V93H185ZM195 92H196L197 94L194 95ZM206 92H208V93H210V94H208V93L206 94ZM220 92H221V93H220ZM244 92H245V93H244ZM246 92H247V93H246ZM252 92H253V93H252ZM254 92H256V93H254ZM257 92H258V93H257ZM112 93H114V92H112ZM125 93H127L128 95L125 94ZM134 93H135V97H139V98L136 99L135 97H133V99H132L131 97H132V94H133V96H134ZM141 93H142V94H141ZM143 93H144V94H143ZM147 93H148V94L150 93V95H147ZM152 93H153V94H152ZM219 93H220V98H223V99H220V98H219L220 100H218ZM230 93H231V94H230ZM243 93H244V94H243ZM140 94H141V96H140ZM158 94H160V95H158ZM183 94H184V95H183ZM186 94H188V95H186ZM198 94L202 95V96H201L202 98L200 97V95L198 96ZM203 94H204L205 96H204ZM221 94H224V95H221ZM226 94H227L228 96H227ZM232 94H233L234 96H232ZM236 94H237V95H236ZM255 94H256V95L258 94V95L255 96ZM109 95H110V94H109ZM129 95H131V96H129ZM145 95H147V96H145ZM154 95L157 96L156 99H155L156 96L152 98V96H154ZM181 95H182V97L185 96V98H181ZM190 95H192V96H190ZM215 95H217V96H215ZM230 95H231V96H230ZM248 95H250V96L252 95V96L250 97V96H248ZM259 95H260V96H259ZM261 95H262V96H261ZM124 96H125V97H124ZM128 96H129V97H128ZM150 96H151V97H150ZM162 96H163V97H162ZM165 96H166V97H165ZM167 96H168V97H167ZM170 96H171V97H170ZM179 96H180V98H178ZM188 96H189V97H188ZM195 96H196L197 98H196V99H192V98H195ZM214 96L216 97L215 99H214ZM223 96H225V97H223ZM243 96H244V98H243ZM254 96H255V97H254ZM97 97H99V98H97ZM100 97H102V99H101ZM113 97H114V98H113ZM143 97H144V99H146V98H147V99H146V100H143ZM159 97H160V98H159ZM169 97H170V99L173 98L172 100H174V101L171 100V102H170ZM175 97H176V98H175ZM186 97L189 98V99H187ZM198 97H199V98H198ZM203 97H204V98H203ZM208 97H210V99L213 100V101L211 100L212 103L209 101V98H208ZM212 97H213V98H212ZM235 97H236V98H235ZM259 97H260V98H259ZM261 97H262V98H261ZM94 98H95V99H94ZM112 98H113V99H112ZM116 98H117V99H116ZM124 98H127V100L124 99ZM148 98H149V101H147ZM150 98H151V99H150ZM166 98H167V99H166ZM200 98H201V99H200ZM205 98H206V99H205ZM227 98H228V99H227ZM232 98H233V99H232ZM234 98H235V99H234ZM238 98H239V99H238ZM255 98H257L259 101H258L257 99H255ZM115 99H116V100H115ZM122 99H123V100H126V101H123V102H124V103H123V102H121ZM131 99H132V100H131ZM138 99H139V100H138ZM157 99H158V101H157ZM178 99H180V100L177 101ZM186 99H187V100H186ZM198 99H199V100H198ZM207 99H208V101H207ZM237 99H238V100H237ZM241 99H242V100H241ZM244 99H245V100H244ZM246 99H248V101H247ZM262 99H263V100H262ZM99 100H101V101H99ZM133 100H136L137 102L135 101V103H131V101L134 102ZM150 100H152L153 104H152V102H150ZM164 100H166V101H164ZM175 100H176V101H175ZM189 100H190V101H189ZM191 100H192V101H191ZM201 100H203V102H202ZM214 100L217 101V104H216V102H214ZM221 100H222V102H225V103H222ZM107 101H108V100H107ZM109 101H108V102H109ZM140 101H141V102L143 101L144 104H143V102L141 103ZM181 101H182V102H181ZM196 101H198L199 103L196 102ZM226 101H228V102H226ZM238 101H239V102H238ZM243 101H246V102H243ZM97 102H98V104H97ZM116 102L119 103V105H120V103H121V105H122L123 107H122L121 105H120V106H119V105H116V104H117ZM128 102H129V103H128ZM156 102H158V103L156 104ZM161 102H162L163 106L166 108V110H165V108L163 109V106H162V105H160ZM163 102H164V103H163ZM167 102H168V103H167ZM174 102H175V103H174ZM177 102H178V103H177ZM183 102H184V103H183ZM185 102H186L188 105H187ZM200 102H201V104H200ZM204 102H205V103H204ZM219 102H221L222 104H220ZM232 102H233V103H232ZM242 102H243V103H242ZM247 102H248V103H247ZM249 102H250V104H249ZM252 102H253V103H252ZM255 102H256V103H255ZM257 102H258V104H257ZM194 103H195V104H194ZM202 103H203V104H202ZM218 103H219V106L221 105V107L217 106ZM230 103H231V104H230ZM102 104H103V105H102ZM110 104H111V105H110ZM127 104H128V105H127ZM130 104H131L132 107L130 106ZM149 104L151 105V107L154 108L153 110H152V108L150 107ZM171 104H173V105H175V106H176V104H178V106H179L180 104H182V105H181V106H183L182 108H181V106H179L182 110H181L180 108H178L177 106H176L177 109H176V108H172L173 105L171 106ZM184 104H185L186 106H185ZM196 104H197V105H196ZM205 104H206V106H203V105H205ZM209 104H210V105H209ZM215 104H216V105H215ZM229 104H230V105H229ZM240 104L244 105L245 107L242 106V105H240ZM251 104H252V105H251ZM99 105H100V108L102 107L101 110H100V108L98 107ZM101 105H102V106H101ZM104 105H105V106H104ZM125 105H126V106H125ZM143 105L146 106L147 108L145 107V108L143 109V108H142ZM157 105H158V107H157ZM191 105H192V106H191ZM193 105H194V106H193ZM200 105H201V108L198 107V106H200ZM222 105L225 106V107H224V110H222V109H223V108H222ZM235 105H236V106H235ZM256 105H257V106H256ZM259 105H260V106H259ZM106 106H107L108 108H107ZM115 106H116V107H115ZM117 106H119V107H117ZM144 106H143V107H144ZM148 106H149V107H148ZM155 106H156V107H155ZM169 106H170V108H169ZM175 106H174V107H175ZM190 106H191V107H190ZM196 106H197V107H196ZM216 106L219 107V108H222V109L216 108ZM248 106H249V107H248ZM253 106H254V107H253ZM255 106H256V108H255ZM57 107H60V106H57ZM89 107H87V109H89ZM95 107H98L99 110H98V108H95ZM130 107H131V108H130ZM133 107H134V108H133ZM137 107H138V108H137ZM193 107H194V108H193ZM226 107H227V108H226ZM260 107H261V108H260ZM109 108H111V110L106 111V109H109ZM127 108H128V109H127ZM136 108H137V110H136ZM155 108H156V109H155ZM167 108H168V111H167ZM185 108H187V111H186ZM188 108H189V110H188ZM190 108H192L193 110L190 109ZM205 108H206V109H205ZM214 108H215V110H214ZM225 108H226V109H225ZM232 108H233L234 110H233ZM246 108H247V109H246ZM253 108H254L255 110H254ZM90 109H89V111H90ZM96 109H97V110H96ZM103 109H104V110H103ZM118 109H119V110H118ZM120 109H121L122 111H121ZM131 109H132V110H131ZM134 109H135V111H134ZM142 109H143V110H142ZM146 109H147V110H146ZM157 109H158V112H156ZM172 109H174V110H173L174 112L171 111ZM194 109H195V110H194ZM198 109H201V111L198 110ZM227 109H228V110H227ZM249 109H250V110H249ZM251 109H252V110H251ZM93 110H94V111H93ZM113 110H114V111L116 110V111H115L116 114H115V112H114ZM128 110H129V111H128ZM140 110H141V111H140ZM178 110H179V111H178ZM191 110H192V111H191ZM196 110H198V111H197L198 113H199V112H201V113H199V114H198L197 112H196V113H193V111H196ZM203 110H204V111H203ZM208 110H209L210 112H209ZM225 110H226L227 112H226ZM236 110H237V111H236ZM240 110H241V112H240ZM257 110H259V111H257ZM56 111H57V109H56ZM87 111H88V110H87ZM98 111H99V112H98ZM120 111L123 112V113H122L123 117H122ZM126 111H127V113H126ZM144 111H145V114H144ZM146 111H149L148 114L146 113ZM150 111H151V112H150ZM160 111H161V112H160ZM166 111H167V112H166ZM185 111H186V112H185ZM188 111H189V112H192L193 115H192L191 113L189 114ZM224 111H225L226 114H228V115H226ZM228 111H230V112H228ZM251 111H252V112H251ZM261 111H262V112H261ZM96 112H97L98 114H97ZM107 112H108V113H107ZM109 112H111V114H112L113 116H110L111 114H110ZM128 112H129V113H128ZM137 112H138V113H137ZM170 112H171V113H170ZM177 112H178V113H177ZM187 112H188V113H187ZM211 112H212V113H211ZM219 112H220V114H222V116H224V114H225L224 118L221 117V115L219 114ZM221 112H222V113H221ZM249 112H250L251 114H253V115H251ZM256 112H257V114H256ZM258 112H259V113H258ZM68 113H69V112H68ZM99 113H100V114H99ZM113 113H114V114H113ZM117 113H118V114H117ZM130 113H131V114H130ZM140 113H141L142 115H141ZM150 113H152V114L155 113V114L152 115V114H150ZM156 113H157V114H156ZM159 113H160V115H159ZM164 113H165V114H164ZM167 113H168V114H167ZM175 113H177L178 115H182V116H178V115L175 114ZM184 113H186V114H185L186 116H185V115L183 116ZM223 113H224V114H223ZM230 113H231L232 115H231ZM244 113H246V114H244ZM87 114H88V113H87ZM107 114H108L109 116H108ZM119 114H120V115H119ZM135 114H136V118L134 119ZM169 114H171L172 117H171ZM196 114H197V117H198V118L195 116ZM207 114H208V116H207ZM209 114H210V115H209ZM218 114H219V115H218ZM235 114H236V115H235ZM248 114H249V115H248ZM258 114H259V115H258ZM260 114H261V115H260ZM115 115H116V116H115ZM117 115H118V116H117ZM124 115H125V116H124ZM147 115H149V116H147ZM156 115L159 116V117L161 116L162 118H161V117H160L161 119H160L159 117L155 118ZM162 115H164V116H162ZM174 115L177 116V117H174V119H173V116H174ZM187 115H188V117H187ZM189 115H190V116H189ZM191 115H192V117H191ZM213 115H214V116H213ZM234 115H235V116H234ZM238 115H239L240 117H239ZM243 115H244L245 117H244ZM246 115H248L249 117L247 116V118H246ZM250 115H251V116H250ZM60 116H61V115H60ZM101 116H102V117H101ZM107 116H108L109 118H108ZM126 116H127V117H130V118H127ZM139 116H141V117H139ZM151 116H152L153 118H152ZM204 116H205V117H204ZM231 116H232V117H231ZM94 117H95V118H94ZM98 117H99V119H100V118L102 119V118H104V117H105V118L103 119V122H102L101 119H100V121H99ZM116 117H117V118H116ZM146 117H147V119H146ZM149 117H150V118H149ZM167 117H168V118H167ZM182 117L185 118V119H187V120H185V121H187V122L182 121V120H184ZM189 117H190V119H192L191 122H189V121H190ZM193 117H194V118L196 117V119H194ZM199 117H200V118H199ZM207 117H208V118H207ZM215 117H216V118H215ZM220 117H221L222 121L220 120ZM234 117H235V118H234ZM259 117H261V118H259ZM25 118H27V117H25ZM89 118H90V119H89ZM126 118H127V119H126ZM137 118H138V119H137ZM180 118H181V119H180ZM226 118H227V119H226ZM228 118H229V119H228ZM230 118H232V119L230 120ZM244 118H245V119H244ZM254 118H255V119H254ZM28 119H29V118H28ZM28 119H27V120H28ZM38 119H39V120H37V121H39V122H35V123H33V125H32V123H31V121H28V122H30V123H28V122L23 123V121H21L22 123L20 122V123L22 124V125H21L22 127L20 126L19 128L24 129V130L22 131V130L20 129L21 131H19V132H24V131H25V132L28 134V138H29V136L31 137V136L33 135V136L31 137L30 140H32V141L34 140L35 143H34V142L32 143V142L30 141L31 144H32V145H30V143L27 142L28 140L25 141L26 138H25L24 136H23V137H24L25 140H23L22 137H21V135H20L21 133H19L20 136H19V135H18V136L20 137V139L17 138L18 141H17V139L15 140V142L18 143V144H14V146H15V147H14L15 150L18 149V151H17L18 153H19L20 151H22V150L25 151V152H27L26 149H28V151H31V150H30L29 148H26V147H30V146H32L31 148H35V152L32 153V154H34V153H37L38 150H39V152H40V149H41L42 147L39 146L40 148H39V147L36 148V147H33V144H36V146H38V145H39L38 143H40L41 146H42V145L44 144L43 142H44V141H45V142L47 141V143L49 142V143H50V146H52V149H54L55 147L57 148V149L55 148V149H56L55 153H56L57 156H58V159H57V160L61 161V158L59 157V155L61 156V155L63 154V153H62L63 151H61L62 149H60V147H58V146L60 145V141L63 142V140H59V138L61 139V137H60V136H57V134H56L57 131H56V129H55V128H56L55 125L58 124V126H61V124H63V121L61 122V119L59 118L60 121H59V120H56V121L51 122V123L49 122L48 125L51 124V125L48 126V128H47L49 131L46 129L48 132H44V133H43V130H44V129H42V127L45 125V124H43L44 120H42V118H41V120H40V118H38ZM85 119H83V120H85ZM96 119H97V120H96ZM114 119H115V120H114ZM117 119H118V121H116ZM123 119H124V120H123ZM155 119H156V121H157V120H159V121L156 122ZM163 119H164V120H163ZM166 119H168V121H167ZM175 119H176V120H175ZM177 119H179V120H177ZM188 119H189V121H188ZM197 119H198V122H201V121H202V120L199 121V119H204V120H206V121L203 120L201 123L198 124V122L196 121ZM211 119H212V120H211ZM236 119H237V120H236ZM0 120H1V119H0ZM20 120H21V119H20ZM22 120L25 121V119H22ZM29 120H30V119H29ZM106 120H108V121H106ZM131 120H132V121H131ZM140 120H141V121H140ZM150 120L152 121V123H151ZM162 120H163V122H161ZM169 120H170V121H169ZM172 120H174V121H172ZM207 120H208V121H207ZM210 120H211V121H210ZM224 120L227 121V122L225 123ZM228 120H230V121H228ZM232 120L234 121V123H232V122H233ZM238 120H239V121H238ZM240 120H241V121H240ZM242 120L245 121V122H242ZM246 120H247L248 122H247ZM249 120H250V121H249ZM252 120H253V121H252ZM256 120H257V121H256ZM93 121H94V122H93ZM96 121H97V122H96ZM112 121H113V123H112ZM115 121H116V122H115ZM120 121H121L122 123H121ZM128 121H129V122H128ZM143 121H144V123L146 124V126H144L145 124L142 123ZM153 121H154V122H153ZM176 121H178V122H176ZM181 121H182V122H181ZM223 121H224V122H223ZM255 121H256V122H255ZM258 121H259V122H258ZM261 121H262V122H261ZM65 122H66V123H65ZM125 122H126V123H125ZM131 122H132V123H131ZM139 122H140V124H138ZM147 122H148V123H147ZM158 122H159V123H158ZM164 122H165V123H164ZM166 122H169V123L167 124ZM170 122H172V123H170ZM179 122H180V123H179ZM188 122L191 123V124H189ZM193 122H194V125H192ZM196 122H197V125H195ZM204 122H205V123H204ZM215 122H216V123H215ZM222 122L225 123V124L222 125ZM228 122H229V123H228ZM237 122H238V124H236ZM240 122H241L242 124H241ZM252 122H254V123H252ZM26 123H28V124H26ZM41 123H42V124H41ZM44 123H45V122H44ZM60 123H61V124H60ZM98 123H100L101 126H98V129H97V125H100V124H98ZM120 123H121L122 125H121ZM129 123H131V124H129ZM133 123H135V125H134ZM150 123H151V124H150ZM163 123H164V125H163ZM177 123H178V124H177ZM182 123H183V125H186V126H183ZM203 123H204V124H203ZM214 123H215V124H214ZM220 123H221V124H220ZM243 123H247V124L244 125ZM250 123H251V124H250ZM258 123H259V124H258ZM29 124H30V125H29ZM52 124H53L54 126H53ZM96 124H97V125H96ZM106 124H107V126H105ZM110 124H111V125H110ZM117 124H118V125H117ZM124 124H125V127H124ZM127 124L130 125V126H127V127H126ZM141 124H142V125L144 124V125H143L144 127H143ZM147 124H148L149 127L147 126ZM157 124H158V125H157ZM159 124H160L161 126H160ZM166 124H167V126H165ZM179 124H181L182 126L179 125ZM200 124H202L203 126H204V125H206V126L203 127V126H201ZM207 124H208V125H207ZM227 124H228L229 126H228ZM249 124H250V125H249ZM254 124H255V125H254ZM0 125H1V124H0ZM19 125H20V124H19ZM24 125H25V126H24ZM102 125H103V126H102ZM113 125H114V126H113ZM131 125H133V126H132L133 128L131 127ZM139 125H140V126H139ZM150 125H152V128H150ZM171 125H172L173 127H172ZM177 125L180 126V127L178 128ZM188 125H191V126H189V127H190V133H189V134H191L193 137H192L191 135H189L188 133H184V132H187V131L189 132V130H188V129H189ZM212 125H213V127H212ZM215 125H216V126H215ZM226 125H227V129H226V128L224 129V127H225ZM234 125H235V127H234ZM243 125H244V126H243ZM247 125L250 126L251 128L248 127ZM251 125H252V126H251ZM30 126H31V128H30ZM34 126H35V127H34ZM78 126H77V128H78ZM111 126H112V127H115V129L113 128V130H112V127H111ZM118 126H119V127H118ZM155 126H156L157 128H156ZM196 126H198V127L201 126V127L198 128V127H196ZM209 126H211V128H210ZM232 126H233V127H232ZM246 126H247V127H246ZM254 126H255L258 130H257ZM257 126H258V127H257ZM259 126H260V127H259ZM1 127H2V126H1ZM38 127H39V128H38ZM50 127H51V128H50ZM52 127H53V128H52ZM71 127H70V128H71ZM86 127H88V125H87ZM95 127H96V129H97V132H96ZM108 127H109L110 129H109ZM120 127H121V128L123 127V128L121 129ZM128 127H131L132 129L129 128V130H128V129H127ZM138 127H139V128H138ZM140 127H141V128H140ZM146 127H148L147 130H146ZM158 127H159V128H158ZM160 127H161V128H160ZM163 127H164V128H163ZM165 127H166V128H165ZM195 127H196V128H195ZM202 127H203V128H202ZM206 127H208V128L211 129V130H209V129L206 128ZM219 127H220V129H219ZM221 127H222V128H221ZM229 127H230V128H229ZM239 127H240V128H239ZM261 127H262V130H261ZM26 128H27V129H26ZM32 128H33L35 131H34ZM36 128H37V129H36ZM58 128H59V127H57V129H58ZM106 128H107V129H106ZM116 128H120V129H116ZM134 128H135V129H134ZM136 128H137V129H136ZM171 128H172V129H171ZM180 128H181V129H180ZM191 128H194V130H192L193 132L195 131V129H197L196 133H195V132H194V133H191V132H192V131H191ZM201 128H202V129H201ZM204 128H206L208 132L206 131V129L204 130ZM213 128H214V130H213ZM234 128H235V129H234ZM238 128H239V130H238ZM244 128H245V129H244ZM259 128H260V129H259ZM30 129L33 130L34 132L31 131ZM82 129H83L84 131H82ZM140 129H142L143 132L140 131ZM144 129H145L146 131H145ZM148 129H149V131H148ZM151 129H152V130L154 129V132H153ZM156 129H157V132H158V133H156V131H155ZM159 129H160V130H159ZM166 129H168V131H167ZM170 129H171V130H170ZM179 129H180V130H179ZM183 129H185V130L187 129V130L184 131ZM198 129H199V130L201 129V131L199 132ZM221 129H222V130H221ZM223 129H224V130H223ZM228 129H229V130H228ZM241 129H242L243 131H242ZM247 129H248V130H247ZM4 130H5V129H4ZM4 130H3L2 128H0V135H1L0 137H4V136L7 134L6 131H4ZM26 130H27V131H26ZM46 130H44V131H46ZM67 130H68V131H67ZM69 130H70V131H69ZM87 130H89L90 133H89V131H87ZM92 130H93V132H92ZM94 130H95V131H94ZM102 130H103V131H102ZM105 130H106V131H105ZM119 130H120L121 133L119 132ZM133 130H134L135 133L133 132ZM138 130H139V132H138ZM158 130H159V131H158ZM176 130H177V131H176ZM181 130H183V131H181ZM202 130L205 131V133H204ZM215 130H217L216 133H214ZM219 130H220V131H219ZM227 130H228V132H226ZM236 130H238V132H239L238 134H237V131H236ZM240 130L243 132V134H242V132H241ZM246 130H247L248 132H247ZM1 131H2V132L4 131V133H6V134H5V135L2 134ZM30 131H31V132H30ZM36 131H38V132H36ZM55 131H56V132H55ZM74 131H73V132H74ZM113 131H114V132H113ZM131 131H132L133 133H132ZM151 131H152L153 133H152ZM161 131H162V132H161ZM164 131H167V132L165 133ZM178 131L182 132L181 134H182L183 136H181V134H180L181 137H179L178 134L175 136V134H176ZM210 131H211V132H210ZM253 131H254V132H253ZM29 132H30V133H29ZM40 132H41V133H40ZM128 132H129V133H128ZM145 132H146V134H145ZM147 132H148V133H147ZM168 132H169V133H168ZM171 132L173 133V135L175 136V138L172 136ZM180 132H179V133H180ZM198 132H199V133H198ZM201 132H203L204 134L201 133ZM209 132H210V133H209ZM221 132H222V134H221ZM230 132H231V133H230ZM232 132H233V133H232ZM235 132H236V133H235ZM246 132H247V133H246ZM249 132H250L251 134H250ZM258 132H259L260 134H259ZM262 132H263V134H262ZM33 133L36 134V135H34ZM45 133H46V134H45ZM54 133H55V134H54ZM105 133H106V134H105ZM111 133H113V134H111ZM138 133H139V134H138ZM140 133H142V134H141L142 136H143L144 134H145L146 136L144 135V136H145V137L143 136L144 138H140V137H142V136L140 135ZM143 133H144V134H143ZM150 133H151V134H150ZM159 133H160V135H159ZM162 133H164V134H163L164 136L162 135ZM167 133H168V134H167ZM183 133H184V134H183ZM197 133H198V134H197ZM208 133H209V135L206 136V134H208ZM213 133H214V134H213ZM219 133H220L221 135H220ZM224 133H225V134H224ZM229 133H230L232 136H230ZM253 133H254V135H253ZM255 133H256V134H255ZM257 133H258V134H257ZM22 134H23V133H22ZM24 134H25V133H24ZM24 134H23V135H24ZM29 134H30V135H29ZM31 134H32V135H31ZM50 134H51V135H50ZM53 134H54V135H53ZM72 134H73V133H72ZM72 134H69V135H72ZM78 134H79V133H78ZM87 134H88V135H87ZM96 134H97V135H96ZM99 134H101V136H100ZM107 134H108V135H107ZM118 134H119V135H118ZM121 134H122V137H120ZM126 134H127V135H126ZM133 134H135V136H134ZM148 134H149V135H148ZM154 134H155V135H154ZM157 134H158L159 136H158ZM165 134H166V136H165ZM169 134H171L172 137H171V136L168 137ZM186 134H188L190 137H188V135H187V136H184V135H186ZM194 134H195V135H194ZM199 134H202V135H199ZM211 134H212V137L210 136ZM218 134H219V135H218ZM226 134H227L228 136H227ZM236 134H237V135H236ZM248 134H250V135H248ZM261 134H262V135H261ZM3 135H4V136H3ZM45 135H46V136H45ZM48 135H49V136H48ZM89 135H90V136H89ZM95 135H96L97 137H96ZM102 135H103V136H102ZM109 135H110V136H109ZM111 135H112V136H111ZM123 135H124V136H123ZM129 135H130L131 137H130ZM136 135H137V136H136ZM151 135H152V136H151ZM198 135H199L200 138L198 137ZM203 135H205V136L203 137ZM216 135H217V137H216ZM222 135H224V136H222ZM234 135H235V136H234ZM238 135H240V136H238ZM245 135H248V138H249V139H248L247 136H245ZM251 135H252V136H251ZM25 136H27V135L25 134ZM35 136H36V137L40 136V137L36 138ZM44 136H45V137H44ZM50 136H51V138H49ZM78 136H79V137H78ZM82 136H83V137H82ZM87 136H88V137H87ZM92 136H93V138H92ZM138 136H139V137H138ZM148 136H149V137H148ZM177 136H178L179 138L176 139ZM194 136H197V137H194ZM208 136L210 137L211 140H210V139H206ZM249 136L251 137V139H250ZM253 136H254V139H253ZM80 137H81L82 139H80ZM94 137H95L96 139H95ZM111 137H112V139H111ZM113 137H114V138H113ZM117 137H118V138H117ZM119 137H120V138H119ZM126 137H127V139H126ZM129 137H130V138H129ZM135 137H136V138H135ZM156 137H159V138L157 139ZM162 137H163V138H162ZM183 137H184V138H183ZM202 137H203V140L206 139V140H205L206 142L201 141V140H202ZM209 137H208V138H209ZM214 137H216L217 139L214 138ZM220 137H222L223 139H221ZM235 137H236V139H235ZM244 137H245V140H246V141L243 139ZM4 138H5V139H4V140L2 139V140L4 141L3 143H5L6 146L4 145L3 147H4V151H5V149H6V151H7V148H6V147L9 148V145H10L11 143H10V144L8 143V141H10V140H9V138H8L7 136H5ZM6 138L8 139V141H7ZM39 138H40V139H39ZM42 138H43V139H42ZM88 138H89V139H88ZM91 138H92V140H91ZM100 138H101V139H100ZM103 138H105V139H103ZM107 138H108V139H107ZM115 138H116V139H115ZM128 138L130 139V141H127V140H129ZM132 138H133V140H134L135 143L133 142V140H131ZM138 138H139V139H138ZM160 138H162V139H160ZM170 138H171V139H170ZM172 138H174V139H172ZM181 138H182V140L184 139V144H182V143H183L182 140L180 141ZM186 138H187V139H186ZM190 138H191V139H190ZM193 138H194V139H193ZM195 138H196V139H195ZM197 138H198L199 140H198ZM204 138H205V139H204ZM224 138H225V141H227V142H228V140H226V138L229 139V142H228V143H227V142H224V141H223ZM231 138H232V141H231ZM259 138H260V139H259ZM37 139H38L39 141H41V142H38ZM50 139H51V140H50ZM52 139H53V141H52ZM55 139H56V140H55ZM57 139H58L59 142L57 141ZM73 139H72V140H73ZM113 139H114V140H113ZM140 139H141V140L143 139V140L140 141ZM147 139H148V140H147ZM150 139H152V142H154L155 144H153L152 142H150ZM153 139H154L155 141H154ZM156 139H157V140H156ZM168 139H169V140H168ZM175 139H176V140H175ZM188 139H189V140H188ZM200 139H201V140H200ZM214 139H216V140L214 141ZM241 139H242V141H241ZM258 139H259V140H258ZM261 139H262V140H261ZM0 140H1V139H0ZM2 140L0 141L1 143H2ZM5 140H6V141H5ZM42 140H43V142H42ZM49 140H50V141H49ZM88 140H91L92 143L90 144L91 141H88ZM102 140H103V141H102ZM104 140H105V141H104ZM109 140H110V141H109ZM112 140H113V141H112ZM125 140H126V141H125ZM135 140H138L139 142H137V141H135ZM146 140H147V141H146ZM163 140H164V141H163ZM165 140H166V141H165ZM173 140H175V141H173ZM190 140H191V141H190ZM197 140H198V141H197ZM217 140H218V141H217ZM220 140H221V141H220ZM237 140H239V142H238ZM250 140H253V141H252L253 143H249ZM255 140H256V141H255ZM257 140H258L259 142H257ZM23 141H25L26 143L23 142ZM69 141H70V142H69ZM95 141H96V142L98 141V142L96 143ZM122 141H123V142H122ZM131 141H132L133 143H132ZM143 141H144V142H147V143H144ZM148 141L150 142V144H151L152 147L150 146V144L148 143ZM169 141H170L171 143H170ZM176 141H179V142H176ZM185 141H187V142H186L187 145H186ZM189 141H190V142H189ZM192 141H193V143H192ZM199 141H200V143L203 142V143L201 144V145H203V146L200 145ZM230 141H231V142H230ZM235 141H236V142H235ZM262 141H263V142H262ZM6 142H7V143H6ZM15 142H14V143H15ZM22 142L25 143V145H24V146H25V150L23 149L24 146L22 145V144H23ZM100 142H101V143H100ZM115 142H116V143H115ZM118 142H119L121 145H120ZM128 142H129V144H128ZM140 142H141V143H140ZM157 142H158L159 144H158ZM164 142H165V144H163ZM181 142H182V143H181ZM194 142H195V143H194ZM196 142H197V143H196ZM209 142H211V143H209ZM213 142H214V143H213ZM218 142H219V143H218ZM234 142H235L236 144H235ZM244 142H247V143L244 144ZM260 142H261L260 146L262 145L261 147L263 148V150H262V148H261L260 146H259V147L257 146V145H259L258 143H260ZM3 143H2L1 145H3ZM27 143H29V146H26ZM51 143H53V144H51ZM56 143H57V144H56ZM98 143H99V146H100V147H101V144H102V147H101V148L98 146ZM109 143H110V144H109ZM111 143H113V144H111ZM117 143H118V144H117ZM123 143H125V145H124ZM136 143H139V144L137 145ZM166 143H168V144H166ZM172 143H173V144H172ZM174 143H176V144L174 145ZM177 143H179V144L177 145ZM190 143H191V144H190ZM198 143H199V145H197ZM205 143H206L209 147H207V145H206ZM226 143H227V144H226ZM231 143H233V144H231ZM254 143H256V145H255ZM61 144H62V143H61ZM116 144H117V145H116ZM131 144H132V145H131ZM144 144H145L146 146H145ZM160 144H162V146L165 145V148H162V146H160ZM171 144H172V145H171ZM195 144H196V145H195ZM204 144H205V145H204ZM216 144H217V145H216ZM218 144H220V146H218ZM224 144H225V145H224ZM229 144H230V145H229ZM241 144H242V145H241ZM243 144H244V145H243ZM246 144H248L247 147L250 146V148H249V147L247 148V149H249V150L246 149ZM251 144H252V146H251ZM17 145H18L19 147H18ZM44 145H46V144H44ZM89 145H90V146H89ZM96 145H97L98 147H97ZM107 145H108V148H109V149L107 148ZM114 145H116V146H114ZM123 145H124V146H123ZM129 145H130V146H129ZM136 145H137V146H139V145L142 146V145H143V149H142L141 146H139V147L137 148ZM147 145H148V148L146 149ZM153 145L158 146L159 148L154 147ZM176 145H177V146H176ZM181 145H182V147H181ZM184 145H186V148H187V149H186V148L183 149V148H184V147H183ZM191 145H192V146H191ZM194 145H195V146H194ZM210 145H211V146H210ZM214 145H215V146H214ZM222 145L224 146L223 148H222ZM231 145H232V146H231ZM233 145H234V146H233ZM11 146H12V145H10V147H11ZM21 146L23 147L22 150H21ZM47 146H48V144H47ZM60 146H61V145H60ZM85 146L87 147L86 149H84ZM88 146H89V147H88ZM93 146H94V147H93ZM109 146H110V147H109ZM120 146H122V147H120ZM172 146H173V147H172ZM178 146L180 147V149L178 148ZM187 146H189V148H188ZM198 146H199V147H198ZM205 146H206V147H205ZM212 146H213L214 148H213ZM229 146H230V147H229ZM235 146H237V147H235ZM238 146H239V147H238ZM253 146H254V147H253ZM81 147H82V149L84 150V152H83V150L79 152V148H80V150H81ZM90 147H91V148H90ZM105 147H106V149H105ZM114 147H115V148H114ZM125 147H126V150H127V151L125 150ZM134 147H135V148H134ZM163 147H164V146H163ZM170 147H172V148H170ZM193 147H194V148H193ZM195 147H196V148H195ZM215 147H216V149H215ZM228 147H229V148H228ZM241 147H242V148H241ZM251 147H252L254 150H252ZM256 147H258V148L255 149ZM38 148H39V149H38ZM66 148H67V146H66ZM71 148H70V149H71ZM89 148H90V149H89ZM98 148H99L100 150H99ZM113 148H114V149H113ZM121 148H122L124 151H123ZM155 148H157V149H155ZM197 148H198V149H197ZM205 148H206L207 150H206ZM208 148H209L210 150H208ZM221 148H222V149H221ZM227 148H228V149H227ZM232 148H233V149H232ZM237 148H238V149H237ZM243 148H245V149H244L245 151L243 150ZM0 149L3 151V148H2V147H0ZM70 149H67V150H70ZM88 149H89V150H88ZM97 149H98V150H97ZM103 149L106 150V152H105ZM107 149H108V151H107ZM117 149H118V150H117ZM132 149H133V150H132ZM136 149H137V151H136ZM141 149H142V150H141ZM150 149H151V150H150ZM160 149H162L163 151L161 152ZM167 149H169L170 152H169ZM171 149H172V150H171ZM173 149H175V150L173 151ZM177 149H178V150H177ZM181 149H183V152H184V153L181 152V151H182ZM188 149H189V151H188ZM190 149H191V150H190ZM199 149H200V150H199ZM217 149H218L219 151H220V150H221V151H220V152H217V151H218ZM223 149H224V151H223ZM225 149H226V150H225ZM231 149H232L233 151H236V152H235L236 154H234V152L231 151ZM258 149H261V153L263 152L260 156H259L260 153H259V150H258ZM19 150H20V151H19ZM36 150H37V151H36ZM67 150H66V151H67ZM76 150H77V152H78V154H77V152H76L77 155L75 154V151H76ZM87 150H88V152H87ZM116 150H117V151H116ZM128 150H129V151H128ZM138 150H140V152H139ZM146 150H148L149 152L151 151V153L154 152V153H152V154L155 155V156L152 157L153 155L150 154V153H149L148 151H146ZM153 150H154V151H153ZM155 150H156V151H155ZM179 150H181V151H179ZM195 150H196V152H197V150H198L197 154H196ZM204 150H206V151H205V154H204V153L201 154L200 151L203 152ZM211 150H212V152H210ZM228 150H230L231 152H230V151L228 152ZM238 150H239V151H238ZM241 150H242V151H241ZM246 150H247V152H246ZM2 151H1V152H2ZM32 151H34V150L32 149ZM53 151H54V150H53ZM57 151H58L59 153H57ZM60 151H61V153H60ZM85 151H86L87 153H86ZM91 151H92V152H91ZM122 151L125 153V155H124L125 157L123 156ZM125 151H126V152H125ZM131 151H132L133 153H132ZM134 151H135V152H134ZM158 151H159V152H158ZM164 151H165V152H164ZM166 151H167V152H166ZM172 151H173V152H172ZM175 151H177L179 154H178L177 152H175ZM187 151H188V154L186 153ZM252 151H253V152L255 151V152H254L255 155H253V156H255V157H256V155H257V153H258V156H257V157H258V160H257L256 162H255V160H256L257 158L254 159L255 157L252 158V156H250V155L254 154ZM257 151H258V152H257ZM39 152H38V154H39ZM94 152H95V154H93ZM102 152H103V153H102ZM104 152H105V153H104ZM111 152H112V154H109V153H111ZM116 152H117V153H116ZM128 152H131V154L128 153ZM144 152H145V153H144ZM155 152H156V154H155ZM180 152H181V153H180ZM189 152H190V153L193 152V154L191 153V155H190ZM206 152H207V153H206ZM214 152H215V153H214ZM216 152H217V154H216ZM221 152H222V153H221ZM225 152H226V153H225ZM239 152H240V153H239ZM241 152H243L244 154L241 153ZM249 152H250V153H249ZM251 152H252V154H251ZM256 152H257V153H256ZM2 153H4V152H2ZM2 153H0L1 158H3V154H2ZM66 153H67V152H66ZM89 153H92V154L89 155ZM98 153H99V154H98ZM100 153H102V154H101L102 156L100 155ZM107 153H108V154H107ZM113 153H114L115 155H113ZM120 153H121V154H120ZM140 153H141V154H140ZM143 153H144V154H143ZM146 153H148L149 156H148ZM158 153L161 154V157H163V158H160V157L155 158V157H157V156H160ZM165 153H167V154H165ZM171 153H172V154H171ZM176 153H177V154H176ZM182 153H183V154H182ZM185 153H186L187 155H186ZM198 153H199V157H200V158L198 157ZM218 153L220 154V157H221V155H222V161H224V160L226 161L225 164L228 163V161H229V163H231V161H233V163H234V161H235V163H236V161H238V162L236 163V165H237V166H240L239 164H241V166H243V168H242L241 166H240V168H241L245 173H244L240 168H239V169H240V170H239L238 167H237V169H236L235 164H232V165H233V168L235 167L236 170L230 168V167H231V164H227V165H230V166H227V165H226V168H225V171H226V172H225V171H224V167H225V165L223 164V166H224V167H223V166L221 165V163L219 164V162H218L219 160H221L220 157H218L219 160H218V158H217ZM228 153H230V154H228ZM247 153H248V155H249V154H250V155L248 156ZM5 154H6V152H5ZM32 154H31V155H32ZM53 154H54V153H53ZM58 154H59V155H58ZM74 154H75V155H74ZM81 154H82L83 156H82ZM103 154H105V155H103ZM117 154L121 156V157H120V156H117V158L119 157L120 159H119V158L117 159V158L115 157ZM126 154H128V155H126ZM169 154H170V155H169ZM175 154H176L178 157H176ZM184 154H185V155H184ZM194 154H195L196 156H195ZM208 154H209V155H208ZM214 154H215V156H216V157H215V160H217L218 164L221 165V166L218 165V169H219V170L217 169V167H215V166L217 165V163H215L216 161L214 160V157H213ZM225 154H226V155H225ZM227 154H228V155H227ZM233 154H234V155H233ZM237 154H238V155H237ZM242 154H243V155H242ZM79 155H81V156H79ZM86 155H87V156H86ZM106 155H107V156L109 155V156L107 157ZM111 155H112V156H111ZM143 155H144V156H143ZM151 155H152V156H151ZM165 155L168 156V157L170 156V157H169L170 159L167 158V157H165ZM173 155L176 157V159H175V157H174ZM179 155H181V156H179ZM183 155H184V156H187V157H184ZM189 155H190V156H189ZM206 155H208V158L206 157ZM212 155H213V156H212ZM224 155H225V156H224ZM240 155H242V156H240ZM246 155H247V157H246ZM57 156H56V157H57ZM73 156H75V158H74ZM89 156H91L90 159L92 158V160H93L95 157H96V158H95V160L92 161V160L89 159ZM93 156H94V157H93ZM113 156H114V157H113ZM140 156H141V158H140ZM142 156H143L144 159L147 157V158H146L147 160H146V159L144 160L145 162L142 160V159H143ZM145 156H146V157H145ZM172 156L174 157L173 159H171ZM191 156H192V158H193V160H192V158H190V159L192 160V162H190V163H191V166H193L192 163L195 164L194 162H195L196 160H194V158H195V159H196V158H199V159H197L196 163H200V162H201L200 164H202L203 161H205V160H207V159H208V162H209V157H210V158L213 157V159H212V158H211V159L214 161L215 164L213 163L212 160H210L209 163L205 161L206 163H208V164H205V165H204V164H202V165L199 164V165H196V166L194 165L196 168H198V166L201 167V166L204 165V166H205V167H204V168H205L204 171H207V174H204V173H203V172H204V171H202L203 167H202L201 169H199L200 167H199L198 169H196V168L193 166V168H192L193 170H191V168H190V163H187V162H186V167H185V163H184L185 159H186V161L188 160V162H189L190 159H188V158L191 157ZM193 156H194V157H193ZM226 156H227V157H226ZM228 156H229V157H228ZM231 156H232L233 160L230 159ZM233 156H235V157H233ZM236 156H237V157H236ZM244 156H245V157H244ZM5 157H6V156H5ZM69 157H70V158H69ZM76 157H78V158H79V157H82V159H81V158H79V159H81L82 161H84V160H85V161H84V162H81L79 159L77 160ZM87 157H88V159L86 160ZM126 157H129V158H126ZM150 157H151V158H155V160H156V159H159V158H160L161 160H162V159H165V160H164L165 165L163 164V160H162V162H161L160 159H159V160H158V161H159L158 164H159V163H161L160 165L163 164V166L160 167V166L157 164V160H156V161H155V160H154V161H151L152 159H149ZM224 157H225V158H224ZM240 157H241L242 159H241ZM260 157H261L262 159H261ZM72 158H71V159H72ZM97 158H99L100 160H102V162H104V163H107V162L109 161V164H108V163H107V164H104V163H102L101 161L98 162L99 159H97ZM101 158H102V159H101ZM110 158H112V159H110ZM115 158H116V159H115ZM122 158H123V159H122ZM125 158H126V160H125ZM131 158H132L133 160H132ZM135 158H136V159H135ZM180 158H181V159H180ZM182 158H183V159L185 158V159L183 160ZM205 158H206V159H205ZM216 158H217V159H216ZM228 158H229V159H228ZM234 158H237V159L234 160ZM248 158H250V159H248ZM43 159H44V158H43ZM43 159H42V160H43ZM96 159H97V160H96ZM103 159H105V160H103ZM109 159L112 160V161H110ZM113 159H114V161H113ZM121 159H122V161H121ZM130 159H131V161H130ZM167 159L170 161L171 165H170V163L168 164L169 161H168ZM200 159H201V160H200ZM203 159H204V160H203ZM226 159H227V160H226ZM243 159H244V160H247V162L249 161V162H248V165H247V162H246V163L243 162V161H244ZM252 159L254 160L255 163H253ZM259 159H261L262 161H259ZM76 160H77V162H76ZM88 160H89V161H88ZM117 160H118V161H121V162H118ZM124 160H125V162H124ZM140 160H141V161H140ZM166 160H167V162H166ZM173 160H175V161L177 160V162L175 163V161H174V165H173V167H172V161H173ZM179 160H181L182 162L179 161ZM198 160H199L200 162H198ZM239 160H242V163H241V161H239ZM250 160H251V161H250ZM71 161H70V163H71ZM78 161H79V162H78ZM86 161H87V162H86ZM105 161H106V162H105ZM129 161H130L131 164L129 163ZM137 161H138V162H137ZM147 161H148V162H147ZM149 161L152 162V163L154 162L152 166L155 167V168H156V166H157V169H158V167L161 168V169L164 167V169L169 170V171H166V170L162 171L163 173L166 171V173H164L165 176L167 175V173H168V175H169V174L171 173L170 171H172V173H174V178H175V176H176V174H177V176L180 177V178H179V180H178V177L176 176V179H175L176 182L178 183V182L180 181V182H182L183 184L186 183V184L184 185L185 187L188 185L187 182H190V181H191V182H190L191 185H194V183L196 184V183H197L196 178H200V179H199L200 181L197 179L198 182H200V185H199V186H198V185H194V186H195V187H194L195 189H194L193 186L191 187V186H190V183H189L188 186H190V188H192V189H194V190H192V189H190V188H189V189H190V190H189V189H188V186H187L186 188H183V189L180 190V188H182V187H178V184H179V183L177 184V183L174 181V178H173V174H172V173H171V174H172V175H171L172 177H171V176H168V175L166 176L167 179L163 176L164 174L162 175L161 169L156 170L155 173H157V174H155V173H151V172H154V168L151 166V167H152V170H151L150 165H151L152 163H150ZM222 161H220V162H222ZM73 162H72V163H73ZM90 162H92L93 164L90 163ZM94 162H95V163H94ZM100 162H101L102 164H101ZM113 162H114V163H113ZM116 162H117L118 164H116ZM123 162H124V163H123ZM132 162H134V163H132ZM135 162H136L137 164H136ZM139 162H140V165H138ZM146 162H147V164H146ZM180 162L183 163V164H181V166L184 165L183 168H184V170H185V171H184L185 173H186V171H189V172H188V174H189V173L192 171V172L190 173V175H189L190 178H188V177H189L188 174H187V177H186V175H184V174L182 175V176L186 177V179H189V181L187 180V182H185V180L183 179L182 176H179L180 173H183V172H182V171H183L182 168L180 169L181 172L177 173V172L180 171V170L176 171V170H177L176 168H178V166H180V164H178V163H180ZM257 162L260 163V164H256ZM263 162H262V163H263ZM75 163H73V164H71V165H74ZM81 163H82L83 165H85V166L83 167V165H82ZM86 163H87V164H86ZM96 163H97V164H96ZM98 163H100V164H98ZM119 163H120V164H119ZM122 163L124 164V166L122 165ZM141 163H142V164H141ZM166 163L169 165V167L171 166L173 169L175 168L176 170H172L171 167L169 168L168 165H167ZM210 163H211V164H210ZM249 163H251V164L253 163V164H252L253 168H254V165H258V167H257V168L255 167L254 169H252V168H251L252 166H251ZM76 164H75V165H76ZM79 164H80V167H78ZM94 164H95V167H96L97 165H98V166L95 168V167H93ZM125 164H126V165H125ZM128 164H129V165H128ZM148 164H149V165H148ZM155 164H156V165H155ZM177 164H178V166H176ZM213 164L215 165L214 167H215L216 169L212 166ZM243 164H246V165L244 166ZM49 165H51V167H50ZM67 165H65V167H66ZM86 165H87V166H86ZM89 165H90V166H89ZM104 165H105V166H104ZM107 165H108L109 167H111V168H108ZM112 165H113V166H112ZM117 165L120 167V170H122V171L119 170V167H118ZM127 165H128V166H127ZM136 165H137L138 167H137ZM141 165H143V166H141ZM147 165H148V166H147ZM188 165H189L190 170L187 168ZM207 165H208V166H207ZM259 165H260V166H259ZM55 166H56V167H55ZM88 166H89V167H88ZM99 166H100V167H99ZM106 166H107V168H106ZM115 166H117L118 168H116ZM125 166H126V167H125ZM130 166H131V167H130ZM140 166H141V167H140ZM144 166H145L147 169H145ZM166 166H167V167H166ZM206 166H207V167H206ZM248 166H249V168H248ZM250 166H251V167H250ZM81 167H82V168H81ZM85 167H87V168H85ZM92 167H93V168H92ZM98 167H99V169H97ZM113 167L116 168V169H114ZM142 167H143V168H142ZM210 167H211V168H210ZM212 167H213V168H212ZM219 167L223 168V172H225V173H223V174L228 173V174H226V175H228L227 177H229V178H226V179H231L230 181L232 182V184H231V182L229 183L228 180L225 179V177H224L225 175L223 176V174H222V172H221L222 169L220 170ZM245 167H246V168H245ZM261 167H262V169H261ZM53 168H54V170H53ZM55 168H56V170H55ZM83 168H84V170H83ZM89 168H90V170H89ZM91 168H92V170H91ZM102 168H104V169H102ZM125 168H127V169H128V168H131L130 170L128 169L129 171H127V172L130 173L131 175H130V174L128 175L127 172H125V170H126ZM132 168H133V169H132ZM134 168H135V169L138 168L139 170L136 169L137 172H141V174H140V173H135V174H134V178H135V180H134L133 177H132V174L135 172V169H134ZM179 168H180V167H179ZM179 168H178V169H179ZM186 168H187V170H186ZM194 168H195V172H198V171H196V170H200L199 173H201V174H200V175L197 174V173H196L197 175L194 174V173H193V172H194ZM206 168H207V169H213V170H211V172L214 171V169H215V171L213 172V174L215 175V172H216V175H218V177H217V176L213 177L214 175L210 172V170H207ZM228 168H229V169H228ZM259 168L262 170V171L260 170V171H261L260 173L263 175V176H261V177H260V173L258 172ZM51 169H52V170H51ZM76 169H75V171H76ZM78 169H77V171H79ZM109 169H110V170H113L114 172H113V171L110 172ZM123 169H125V170H123ZM141 169H142V170H141ZM227 169L230 170V171L227 172ZM245 169H246V170H249L250 172L253 171V170H254V171H253L252 175H249V174H251V173H249V171L246 172ZM250 169H252V170H250ZM255 169H256V170H255ZM64 170H65V169H64ZM93 170H95V171H94V172H95V175L98 174V172H99L98 170H100V171L103 172V173L99 172L100 174H98V176L96 177L97 179H96V178H95V175L93 174L94 172H92ZM132 170H133L134 172H130V171H132ZM146 170L149 171L150 174H149V172H147ZM150 170H151V171H150ZM231 170H232V172H234V171H235V172L238 171V172H237L236 174H234L235 172H234L233 174L231 173V175H232V176H231V175H230ZM53 171H54V172H53ZM89 171L92 173V176H94L93 178H95L96 180L91 179V178H92V177H90L91 175L89 176V175L87 174V172H89ZM97 171H98V172H97ZM107 171H108V172H107ZM118 171H119L121 174H119ZM123 171H124V172H123ZM142 171H143V172H147V173H146L147 175H145V173L142 174ZM159 171H160L161 174H160V173L158 174ZM175 171H176V172H175ZM239 171H240V172H239ZM255 171H257V172L259 173V175H257V174H256L257 172H255ZM109 172H110V173H113V174H110ZM122 172L124 173L125 176H128V177L132 178L134 181L132 182V179H128V177L124 178L125 176L122 175V174H123ZM209 172H210V173H209ZM220 172H221V173H220ZM67 173H68V172H67ZM78 173H79V172H78ZM85 173H86L87 175H86ZM91 173H89V174H91ZM106 173H107V175H106ZM114 173H115V174H114ZM175 173H176V174H175ZM202 173H203L205 176H204V175L202 176ZM205 173H206V172H205ZM208 173H209L210 175L212 174V175H211L212 177H211ZM240 173H241V175H239ZM242 173H243L244 175H243ZM247 173H248V174H247ZM39 174H41V175H38V176H39L38 178L36 177V179L38 180V182H37L36 180H34V181L37 182L38 184H37V183H34V184H33V185H35V186H37V187L32 186V183H31V186H29V189H31L30 187H34V188L36 189L34 193H31V192H30V191H32V190L34 191V188L31 189V190H29V189L27 188V186H25V187H26V189H25V188H22L23 186L20 185V184L18 185V187H19V186H21V187H19L18 189H17V186L12 187L14 190L17 189V190H19V191L21 190V188H22V190L25 189L26 191H27V189H28V191H29V193H30L31 195L28 196L27 193H26V194L24 193L25 195H27V196H25V195H24V196H25V198H26L28 201L25 200L26 203H25V201L23 202V205L25 204V205L28 206V207H25V206L21 205L22 203H21L20 201H22V200L25 199L24 196L22 197L23 199L21 198L22 194H20V196H19V194H18V195H16V194H12V196H9V197H8V199L10 198V201H9L8 199H6V201H8V202H6V203H7V204H10V205H9V206L6 205V207H9V208L6 210V211H8V213H5V210H4L5 205H3V200L1 199L2 202H1V200H0V205L3 207V209H2L1 206H0V209H1V211H4L3 214L5 213V214L3 215L4 217H3V216L1 217L2 212H0V213H1V214H0V228H1L2 230H4V231H5V229H6V231H5L6 233L3 232L2 230L0 231V234H1V236H0V237H1V238H0V239H1V240H0V243H1L0 249H1L2 246H3L2 243H4V246H5V247L3 246V248L0 250V251H1V252H0V253H1V254H0V259H1V260H0V264H1V263H2V264H10V263H11V264H16V263L19 262L18 260H20V259H21L23 262H24V260H25V261L28 262L29 264H34V263L36 264V263L39 261V257H40V256H42L41 258H44L43 256H44L45 253H42L43 255H42V254L40 255L41 250H39V249H41V248H42L41 246H43V245L41 244V243H43V242H42L43 240L47 243L46 240H47V237H48V236H47V234L45 235V233H47V230L50 231L49 229H50V227H51V225H48L49 228L47 227V228H46V229H47L46 231L44 230L45 227H44V229L41 227V226L44 224V222H45V221H44V220H45V217H47V216L49 215V214L47 213L48 211H44V210H46V209L48 210V208H46L47 205L50 206V207H49L50 210H51L52 206H55V205H53V203L56 202V201H53L54 198H53V200H50V199H52V197H54L53 194H55L56 189H59L60 186L58 187V185H57V186L55 187V184H56L57 182H59V181H57V182L55 183L54 179L51 178L50 176H49V179H47L45 173L43 174V173L41 172V173H39ZM42 174H43L44 176H42ZM58 174L60 175V177H59ZM102 174H103V175H102ZM108 174H109V175H108ZM148 174H149V175L152 174V175L148 177ZM193 174H194L195 176H194ZM219 174H222V175H219ZM237 174H238L239 176H238ZM245 174H246V175H245ZM84 175H85V177L87 176L88 178H85ZM110 175H111V176H110ZM120 175H121V176H120ZM136 175H137V176H136ZM138 175H141L142 177H145V176H146V178L148 177V178H149L148 180L151 181V182L147 181V179H145V178H144L145 181H141V182L138 181V180H143V178H141V177L138 176ZM144 175H145V176H144ZM154 175L156 176V179H157L159 182H160L161 180H163V184H162V181L160 182L161 184H160L158 181H154V180H156V179L154 178V177H155ZM159 175H161L162 178H160ZM198 175H199V176H202V177H197ZM206 175H207V176H206ZM233 175H236V176H233ZM253 175H257V177H259V178L256 177V179H255V177H254ZM40 176H41V177H40ZM57 176H58L59 178H58ZM79 176H80V174H79ZM81 176H80V177H81ZM115 176H116V177H115ZM117 176H118V179H119V180L117 179ZM135 176H136V177H135ZM152 176H153V178H152ZM191 176H192V177L194 176V178H192ZM209 176H210V178H212V179L214 178V179H213V180H212V179L210 180ZM220 176H221L222 178L219 179ZM244 176H245V177L247 176L246 179H248L249 176H252V177H251L252 180L250 181L251 178H249V179H248V182H247V180L244 178ZM89 177H90V178H89ZM109 177H110V179H109ZM113 177H114V179H113ZM120 177H122V178H120ZM138 177H140V178H138ZM150 177H151V178H150ZM157 177H158V178H157ZM163 177H164V178H163ZM168 177L171 178L172 184H171V182H169L170 180L168 179ZM181 177H182V179H181ZM203 177H204V178H203ZM207 177H208V178H207ZM236 177H237V178H236ZM238 177H241V178L238 179ZM242 177H243L245 180H244ZM253 177H254V180H253ZM41 178H42V179L46 178V179H44V180H45V181H44L45 183L43 182V180H42ZM50 178H51V181H50ZM105 178H106V180H107L106 182H105ZM136 178H137V181H136ZM159 178H160V179H159ZM191 178H192V179H191ZM201 178H203L204 181H203V179H201ZM206 178L209 180L208 183H207V184H209V185H205V184H206L205 182H207V180L205 181ZM217 178H218V181H217ZM223 178H224L228 183H227ZM232 178H233V179H232ZM126 179H127V182L130 184L129 186H126V185H128V183H127V182H124V181H126ZM153 179H154V180H153ZM194 179H195V180H194ZM222 179H223V181H221ZM234 179H236V180H235L236 183L233 182ZM242 179H243L244 181H243ZM47 180L50 181V182H52V181L54 182V184H51V185H52V186L54 185L53 187L56 188V189H55V192H54V188H52V186L49 184L50 182L48 183ZM70 180H71V182H70ZM75 180H76V181H75ZM109 180H110V181H109ZM128 180H129V181L131 180V181L129 182ZM164 180H168L167 182H168L169 184H171V185H169V184H168L167 182H165ZM183 180H184V182H183ZM193 180L196 181V182H192ZM201 180H202L203 182H201ZM215 180H216V181H215ZM237 180H238V181L240 180L239 183L237 182ZM241 180H242L244 183H242ZM255 180H256L257 183L255 182ZM95 181H96V182H95ZM108 181H109L110 183H109ZM111 181L115 182V183H114L115 185H113V184H112L113 182H111ZM152 181H153V182H157L158 184H160V186H159L157 183H156V184L153 183V184H155V186H156V187H155V186L152 184ZM224 181H225V182H224ZM253 181L255 182V184H254ZM39 182H40V183H39ZM53 182H52V183H53ZM116 182H117V183H116ZM122 182H123V183H122ZM134 182H135V184H134ZM138 182H140V183L138 184ZM143 182H147V183L149 182L150 184H152L153 186L150 185L149 183L146 184V186L148 187V185H149V186H150L152 189H154V190L152 191V189H151L150 187H148L149 191L151 190V191L149 192V191H147V190H148L147 187H144V188L141 187V188H140V185L143 186L142 184H145V183H143ZM210 182H215V183H216L215 185H217V183H218V186L215 188L214 183H210ZM223 182H224V183H223ZM245 182H246V183H245ZM46 183H47V184H46ZM65 183H64L63 185H66ZM74 183H76V184H74ZM107 183H108V184H107ZM125 183H126V184H125ZM173 183H175L177 186H176L175 184H173ZM192 183H193V184H192ZM201 183H204L205 186H204L203 184H201ZM221 183H222V184H221ZM226 183H227V184H226ZM241 183H242V186H240ZM248 183H250L251 185H249ZM57 184H58V183H57ZM122 184H123L124 186H123ZM166 184H167V186H165ZM180 184H181V183H180ZM180 184H179V186H182V185H180ZM197 184H198V183H197ZM211 184H212V187L210 186ZM219 184H220L222 187H223V185H224V188H226L228 185H230V186L227 187L229 190L226 189L227 193H226L225 189L220 188L221 186L219 187ZM225 184L227 185L226 187H225ZM235 184H237V185H235ZM239 184H240V185H239ZM244 184H246V185H245L246 187L249 185V186L247 187L248 189H246V187L244 186ZM252 184H253V187H254L255 189H256V186L258 187L257 190H255V191H257L256 193H257L258 197H257L256 193H254L255 191L253 190V187H252V189L250 188V186H252ZM256 184H257V185H256ZM23 185H24V184H23ZM38 185H40L39 188H38ZM44 185H45V187H44ZM108 185H109V186H108ZM111 185H112V186H111ZM132 185H133V187H132ZM162 185H163V187L165 186V187H164V188H165V191H166V190L168 191V190L170 189V190L168 191V193H170V194L166 193L167 191L165 192V191L162 190V188H161ZM173 185H174V187H173ZM201 185H202V186H201ZM213 185H214V186H213ZM231 185H233L234 187H231ZM238 185H239V186H238ZM41 186H42V187H41ZM48 186H49V188H50V186H51V189H53V190L49 189ZM61 186H62V185H61ZM100 186H99V187H100ZM134 186H135V187H134ZM138 186H139V188H138ZM144 186H145V185H144ZM157 186H159V187L157 188ZM171 186H172V188H171ZM175 186L178 188V189H176V192H177V193L181 192V193L177 194L176 192H174V190H175V188H176ZM184 186H183V187H184ZM209 186H210L211 189H213V190H214V188L216 189L215 192H216V194L218 195V197H217V196H214V197L212 196V193H214V191L211 190ZM237 186H238L239 188H238ZM43 187H44L45 189H43ZM57 187H58V188H57ZM62 187H63V186H62ZM62 187H61L59 190L62 189V191H63V190L66 191V190L64 189L65 187H63V188H62ZM106 187H108V188H106ZM128 187H132V188H131V191H130V188H128ZM154 187H155V188H154ZM166 187H168V188L166 189ZM197 187H198V188H197ZM201 187H204V189H201ZM206 187H207V188H206ZM240 187H242V188H241L242 190L245 188L247 191H245V192H244V190L242 191V190L240 189ZM243 187H244V188H243ZM47 188H48V189H47ZM77 188H79V187H77ZM77 188H76V189H77ZM104 188H105V189H104ZM109 188H111V189H109ZM119 188H121V189H119ZM122 188H123V189H122ZM126 188H127V189H126ZM134 188H135V189H134ZM164 188H163V189H164ZM173 188H174V189H173ZM234 188H235L236 193H235L234 191H232V190H234ZM249 188H250L251 190H250ZM13 189H12V190H13ZM46 189H47V190H46ZM72 189H75V188H72ZM76 189H75V191H76ZM102 189H104L105 191H102ZM114 189H115V190H114ZM136 189H138V190H136ZM145 189H147V190L144 191ZM156 189H157V191L161 189V190H160L161 193L165 192V193H163L164 195H163V194H162L163 196L160 195L161 193H160V192L158 193L157 191H155ZM184 189H185V191L188 189V190L190 191V193H191V191H192L193 194H192V193H191L192 195H191L190 193L187 194L189 191H186V192H187V193H186V192L184 191ZM196 189H197L198 192H199L200 189H201V192H202V190H204V191H203L202 193L199 192L198 195H197V191H196ZM205 189H206V190H207V189H208V190L210 189L211 191H210V190H209V191H205ZM220 189H221V192L218 191V190H220ZM237 189H238V191L241 193L240 195H242V196H240V197H242L241 200L243 199L242 202H241V204H240V200L237 198V197H238V194H239V192L237 191ZM17 190H15V191H17ZM37 190H38V191H37ZM48 190H49L50 193H51V196H52L51 198H50V193H49ZM68 190H69V191H68ZM107 190H111V191L113 192V194H114V192H115V194H116V192H117V194H118V193H119V194H122V195H124L123 197L128 196V197H126L125 200H127V199L130 197L131 199H128V200H133L132 202H135V201H137L136 199L141 198L140 201H141V202H144L145 204H144V203H143L144 205H143V204H142V205L140 204L141 206H143V207H140V205L137 204V202L139 203L140 201H137L136 203L133 204L134 207H132V205H131L132 203H130L131 201H130V202H129L128 200L125 201L124 198L121 197V195H120V198H119L120 201H119V200H118L119 194L117 195L118 197H115V196H116L115 194L112 195V192H111V191H108V192H107ZM113 190H114V191H113ZM116 190H117V191H116ZM119 190H120L121 192H119ZM134 190H135V191H134ZM140 190H142V191H140ZM179 190H180V191H179ZM230 190H231V191H230ZM248 190H249V193H250V194L248 193ZM258 190H262V192H261V191L258 192ZM15 191H14V192H15ZM19 191H17V193H20ZM23 191H24V190H23ZM33 191H32V192H33ZM36 191L38 192V194H37ZM39 191H40V193H39ZM43 191H45V193H46V191H48V192H47V194L45 195V193H44ZM64 191H63V192H64ZM73 191H74V190H73ZM88 191H89V192H88ZM133 191H134V192H133ZM154 191H155V192H154ZM162 191H163V192H162ZM171 191H173V192H171ZM178 191H179V192H178ZM183 191H184V192H183ZM193 191H194L195 193H194ZM228 191H229V193H230L231 196H230V195H227V194H229ZM21 192H22V191H21ZM24 192H25V191H24ZM52 192H53V193H52ZM78 192H75V193H78ZM87 192H88L89 194H88ZM102 192H103V195H104V196L102 195ZM127 192H128V193H127ZM138 192H139V193H138ZM144 192H145V195L143 194ZM148 192H149V193H148ZM151 192H154L155 195H156V197H155V195L152 194ZM204 192L207 194V196H206V194H205ZM207 192H208V193L211 192V193H210V196H209V194H208ZM218 192H219V193H218ZM223 192H224V193H223ZM48 193H49V197H48ZM57 193H59V192L57 191ZM64 193H65V192H64ZM66 193H65V194H66ZM100 193H101V194H100ZM109 193H110V194H109ZM146 193H148L149 196H150V194H151V196L153 195V199H154V200L151 199V198H152L151 196H150V197L147 196L148 194L146 195ZM156 193H157L158 195H157ZM173 193H175L176 198H179L178 195H180V198H179L180 200H179V199L174 200L175 198H173V197H175V196H173V195H174ZM200 193H201V194H200ZM203 193H204L205 195H204ZM220 193H223V194H222L223 197H224V194H225V195H226V196H225L226 198L223 199V197H222L221 195H219ZM231 193H232V194H231ZM243 193H248L249 195L247 194V195H248V196H247L246 194H243ZM252 193L254 194L253 196H251ZM34 194H35L36 196H35ZM73 194H74V193H73ZM87 194H88V196H87ZM95 194H97V195H95ZM99 194L103 196V197L101 196V197H102L101 199H100ZM125 194H127V195H125ZM130 194H131L132 196H130ZM133 194H135V195H133ZM165 194H168L169 197H170L171 194H172L173 197H171V198H173L174 201L171 200V198H170V200H169V198H168L169 203L164 202V200H162V198L164 197L163 199H166V201H167V197H168L167 195H166V197H165ZM181 194H182V195H183V194H187L188 196H187V195H183V198H182V197H181ZM202 194H203V195H202ZM214 194H215V193H214ZM214 194H213V195H214ZM216 194H215V195H216ZM261 194H262V195H261ZM15 195H16L17 197H18V196H19V197L17 198L18 201H15V202H14V200H16V196H15ZM42 195H43V196H42ZM55 195H59V194H55ZM62 195H63V194H62ZM107 195H108L110 198H109ZM136 195H140L141 197L138 196V198H137ZM159 195H160L161 197H160ZM190 195H191V196H190ZM196 195H197V196H196ZM232 195H234V196H232ZM14 196H15V197H14ZM32 196H33V197H32ZM39 196H40V197H39ZM45 196L48 197V198H46ZM73 196H74V195H73ZM75 196H76V194H75ZM78 196H79V194H78ZM82 196L85 197L84 194H82ZM95 196H96V197H95ZM142 196H145V197H146L145 200H144V197H142ZM185 196H186V197H185ZM189 196H190V197H189ZM192 196H193V198H194V196H195V198L192 199ZM198 196L201 197V200H202V199L205 200V198H207L208 196L210 197V198L208 197L209 199L207 198L206 201H205V202H207V203H205L207 206L204 204V202H203L204 200H202V203L204 204V205L202 206V208L205 206L206 209H204L205 207H204L203 209H201V208L199 209L200 204L202 205V203H201V201H200V199H199ZM211 196H212L213 199L215 198L216 200H217V198H218V201L220 200L219 202H221V203H219L218 201L216 202L215 199L213 200V199L211 198ZM219 196H221L222 198L219 197ZM236 196H237V197H236ZM244 196H247V197H244ZM259 196H261V197H259ZM30 197H32V199H31ZM44 197H45V199H44ZM56 197H57V196H55V199H56ZM76 197H77V196H76ZM97 197H98V198H97ZM111 197H112L113 199H112ZM114 197H115V198H114ZM157 197H158V198L160 197L161 200H160V198L157 200ZM187 197H189V198L192 199V200H191V201L187 200ZM196 197H197V198H196ZM202 197H203V198H202ZM216 197H217V198H216ZM227 197L229 198V200H231V198L233 197L232 200H235V201H230V202H229V201L227 200L228 202H226V199H228ZM234 197H236V199H238V200H236ZM250 197H251V198H250ZM252 197H253V198H252ZM254 197H255V198H254ZM256 197H257V198H256ZM262 197H263V198H262ZM11 198H13L14 200H12ZM20 198H21V199H20ZM49 198H50V199H49ZM73 198H75V197H73ZM78 198H79V197H78ZM94 198H95V199L97 198V199H96L97 201H96ZM105 198H106V199H105ZM133 198H135V199H133ZM149 198H150V199H149ZM155 198H156V199H155ZM181 198H182V199H181ZM185 198H186V201H187L188 203H190V202H195V204L193 203V204H194V205H193L194 207H193L192 204L190 203V204H191L190 206H192V207L188 206V207L186 208V205H187V204H186V201H184ZM219 198H220V199H219ZM245 198H246V199H245ZM247 198H248V199H247ZM249 198H250L251 200L253 199V201H251ZM260 198H261V200H263V201L261 202V200H258V202L260 201V203H259L260 205L258 204L259 207L257 208L256 206H254V204L256 203V202H255V199H256V201H257V199H260ZM19 199H20V200H19ZM46 199H47V201H46ZM59 199H56V200H59ZM76 199H77V198H76ZM76 199H75V201H76ZM92 199L94 200V203H95V202H98V203H99V204L96 203V204L94 205V206H96V208H97V209L95 208V210H94V208L92 207V206H93V203H92L93 201H92ZM116 199H117V200H116ZM183 199H184V200H183ZM196 199H197V200L199 199V201H200V202L198 201V202H199V207H198V208H197L198 204H197V202L195 201ZM222 199L225 200V201H223ZM11 200H12V201H11ZM30 200H31V201H30ZM33 200H34V201H33ZM36 200H37V201H36ZM41 200H42V202H41ZM48 200L52 201L53 203L51 204ZM77 200H78V199H77ZM99 200H100V201H99ZM107 200H109V201L112 202L113 204L115 203V205L111 204V203H110L109 201H107ZM111 200H112V201H111ZM114 200H115V201H114ZM121 200H122V201H121ZM147 200H148V201H147ZM150 200H151V203H152V204L150 203ZM152 200H153V202H152ZM155 200H157L156 202H158V205H157V203L155 202ZM159 200H160V201H159ZM178 200H179V201H181V200L184 201L185 204H184V203H181V202H179V204H178V202H177V204H175L174 202H176V201H178ZM207 200H209V201H211V200L214 201V202H212V201H211V202H212L213 204H215V205H213V206L215 207V209H211V208H213V206L211 205L212 203H211V202H208ZM245 200L248 202V205H249V206H250V204L253 205V207L251 206V208H253V210H252L247 204H246V205H243V204L246 202ZM45 201H46L47 203H43V202H45ZM63 201H62V204L64 203ZM104 201H105V203H104ZM106 201H107V202H106ZM118 201H119V202H118ZM145 201H147V202H145ZM162 201H163V202H162ZM172 201H173V202H172ZM238 201H239V203H237ZM16 202H17V204H16ZM19 202H20V203H19ZM29 202H30V203H29ZM35 202H37V203H35ZM48 202H49L50 204H49ZM73 202H74V201H73ZM101 202H102V203H101ZM121 202H122V203H121ZM126 202H129V203L127 204ZM141 202H140V203H141ZM154 202H155V203H154ZM222 202L225 203V206L229 203L227 207H224V209H225V208L227 209V208L229 207V209H228L229 211H228V212H227V210L225 211L224 209H223V210H220V209H222V208L217 207V206H219V205H221V207H222V206L224 205ZM232 202H233V204H232ZM243 202H244V203H243ZM247 202H246V203H247ZM258 202H257V203H258ZM1 203H2V204H1ZM6 203H4V204H6ZM27 203H28V204H27ZM32 203H33V204H32ZM41 203H42V204H41ZM57 203H58V202H57ZM106 203H107V205H106ZM108 203H109V204H108ZM149 203H150V204H149ZM153 203H154L155 205H154ZM162 203H167L166 206H165L166 208L163 209L162 206H163L164 204H162ZM208 203H209V205H211V206H208ZM218 203H219V204H218ZM249 203H250V204H249ZM257 203H256V205H257ZM11 204H12V205H11ZM31 204H32V205H31ZM35 204H38L39 207H38V205H35ZM58 204H59V206H58V205H57V206H58V208H59L62 204H61V202L58 203ZM60 204H61V205H60ZM66 204H68V203H66ZM78 204H80L81 206L78 205ZM97 204H98V207H100V208L97 207ZM100 204H101V205H100ZM104 204H105V205H104ZM135 204H136V205H139V206H137V208H135ZM146 204L148 205V207H147ZM159 204H161L162 206L160 207ZM168 204H170V205H168ZM172 204L176 205V206H174L175 208L173 207ZM180 204H183V205H184L183 208L185 209V210H184L185 213L188 212V211L186 212V210H188V209L190 210V209H193V208H194V209H193L194 211H195L196 209H197V210L199 209V211H196L195 214H192L193 216H197L196 218H199V217H198L199 214H200V213H203L202 210H204L205 212H207L208 210L211 209V212L208 211V213H207L208 215L205 214V213H203L202 215L200 214V218H199V219H196L197 222L195 223V226H193V225H194L193 223H194L195 221H194V219H193L194 217L192 218L193 220L191 219V217H192L191 213H192V212L194 213V211L190 210L191 213H189V214H185L184 211H183L184 215L182 214V216H183V218H182V217H180L181 215H177V214H180V213H179L180 211L178 212L177 209H180V210L182 211V209H181L182 207H181V208L178 207V208L176 209L177 205L179 206ZM216 204H217V205H216ZM230 204L235 205L236 207L231 206ZM236 204H237V205H236ZM18 205H19V206H18ZM30 205H31L32 207H30ZM51 205H52V206H51ZM70 205H66L67 208H68V206H70ZM102 205H103V206H102ZM109 205H113L114 208L110 209V208L113 207V206L109 207ZM123 205H124V206H123ZM129 205H130L132 208L129 207ZM152 205H153V206H152ZM156 205L159 206V207H154V206H156ZM171 205H172V206H171ZM240 205H241V206H240ZM14 206H15V207H14ZM20 206H21V207H20ZM22 206H23V209L26 210L25 212H23L24 210L22 209ZM33 206H34V207H33ZM36 206H37V207H36ZM42 206H43V208H42ZM64 206H65V205H64ZM64 206H63V207H64ZM66 206H65V208H62V209H63V210H64V209L67 210V209H66ZM107 206H108V208H109L110 210L107 209ZM127 206H128V208H127ZM169 206H170V207H169ZM180 206H181V205H180ZM230 206H231L232 208H230ZM40 207H41V208H40ZM79 207H78V208H79ZM90 207H92L93 210L90 209ZM105 207H106V208H105ZM117 207H118V208H117ZM119 207H120V208H119ZM124 207H125V208H124ZM145 207H146V209H147V208H148V209L150 208V211H151V208H152V210H154V209L156 210V209H157L156 212H155V210H154L153 212H150L149 210H147V211H140V212H143V213L146 212V213H148V211H149L148 214H149V215L151 214V215H150L151 217H152V215L154 216V214H155V215L158 214L157 216H159L160 219H159V218H155V217H157V216H154V219H156V221L159 220V221H158L159 223H160V220H161V229H160V226H159V223H158V226H159V229H160V231L158 230V233L160 232V233H161V234L159 233L160 235L157 233V229H158V226H157V225H154V226L157 227V229H156V227L154 228L153 225L151 226V224H149L151 220H146V221L144 220V218H146L147 216H149L148 214L145 215L146 213H145V214L142 213L141 216H142V215H145V217L143 216V217H142L143 219L140 217V212H139V210H140L141 208H143V210H144ZM171 207H172V208H171ZM189 207H190V208H189ZM195 207H196V208H195ZM216 207H217V209L219 208V209L217 210L218 212L216 211ZM237 207H238V208H237ZM239 207H240V208H239ZM241 207H243V208H241ZM247 207L250 208V209H247ZM18 208H19V209H18ZM28 208H29V209H28ZM31 208H32V210H31ZM33 208H34V209H33ZM36 208H37V209H36ZM53 208H54V207H53ZM53 208H52V209H53ZM60 208H61V207H60ZM60 208H59V209H60ZM73 208H71V210H74V209H75V208H74V209H73ZM133 208H134V214H133ZM139 208H140V209H139ZM161 208H162V211L165 210V212H166V211H167V212H166V213H163V212H159V213H158V211H161ZM168 208H170V210H171V209H174V210H172L173 212H171V213H173V214H170V213H169L170 210H168ZM208 208H209V209H208ZM255 208H257L256 211L254 210ZM259 208H261V210H260ZM5 209H6V208H5ZM12 209H13V210H12ZM20 209H21V210H20ZM41 209H42V210H41ZM55 209H56V207H55ZM62 209H61V210H62ZM69 209H70V208H69ZM99 209H101V210H99ZM104 209H105V210H104ZM115 209H116V210H115ZM117 209H119V210L117 211ZM123 209H124V210H123ZM126 209H127V210H126ZM130 209H131V210H130ZM135 209H136V210L138 209L137 211H138L139 213L136 212ZM158 209H159V210H158ZM175 209H176V210H175ZM207 209H208V210H207ZM234 209H235V210H236V209H239L238 211H239L240 213H241V212H243V213H241V215H240L239 212L236 210V211L238 212V213H236V211H235ZM245 209H247L248 211H247V210L245 211ZM258 209H259L260 211H259ZM10 210H11V211H10ZM19 210H20V211H19ZM22 210H23V211H22ZM27 210H28V211H27ZM33 210H34V211H33ZM40 210H41V211H40ZM50 210H49V211H50ZM90 210H91V211H90ZM96 210H97V213L99 212L98 214H99L100 216L96 215V214H97V213H96ZM98 210H99V211H98ZM108 210H109V211H108ZM122 210H123V211H122ZM141 210H142V209H141ZM212 210H215V212H217V213H215V216H218V215H220L221 212H223V213L225 214V215H224L223 213H221L223 218H225L226 216H228L227 214H228L229 212H231V211H232L231 214L233 213V217L235 216V214L238 215V216H240V217H236L237 220L240 221V222L237 221L238 223H240V224H238L239 228H238V226H232V227H231V225H234L232 222L234 221V223H235L236 218H235L234 220H232L233 217H232V216H231V217L228 216L227 219L229 218L230 221L232 220V222H227V224H226L227 219H226L225 221H224V219L221 221V220H219V218L222 219L221 216H219V217L212 216V215H214V214H213L214 211L212 212ZM242 210H243V211H242ZM18 211H19V212H18ZM58 211H59V213H60V210H57L56 219H57V216H58ZM83 211H84V212H83ZM110 211H111V212H110ZM113 211H114V212H113ZM121 211H122V212H121ZM126 211H127V212H126ZM200 211H202V212H200ZM220 211H221V212H220ZM252 211H254V213H253ZM15 212H16V213H15ZM30 212H31V213H30ZM43 212H45V213H43ZM50 212H51V211H50ZM50 212H49V213H50ZM52 212H53V211H52ZM87 212H88V213H87ZM100 212H101V213H100ZM103 212H104V213H103ZM108 212H110V213H108ZM119 212H120V213H119ZM124 212H125V214H124ZM128 212H129V214H128ZM131 212H132V213H131ZM135 212H136V214H137V213L139 214V215H137V216H139V217L141 218V221H142V220H144V222L149 221L148 224H147V223H146V224L148 225L147 228H149L150 231H148L146 227H143L144 229L146 228V229H145V232L147 231V233H150V232L152 233V232L154 231V229H156V233H155V231H154V233H155V234H158L159 237H161V239H163V235H164V237L166 238V237H167L166 235H167L169 232H170V234L173 232L171 236H170V234H168V236H170V240L168 239L169 237H167L166 240H165V238H164V240H162V242H161V240L159 241V239H158V238H159L158 235H155V234L153 235V234H152V236H151V235H150L151 233L149 234L150 237L147 236L148 234L145 233V232L143 231V229H141V227H139V226H143V225L145 226L146 224H145L143 221L139 223V222H138V219H137V218H139V217H137V216H136L137 218H136V217H133V215L135 216ZM154 212H155V213H154ZM176 212H178V213H176ZM209 212H210L212 215L209 214ZM219 212H220V213H219ZM225 212H226L227 214H226ZM245 212H247V213H246L247 216H245ZM248 212H250V213H248ZM258 212H259V214H260V212H261V215L256 214V213H258ZM10 213H11V215H10ZM17 213H18V214H17ZM27 213H28L29 215H28ZM36 213H37V215H39V216H36ZM62 213H64V211H63ZM102 213H103V217H101V214H102ZM107 213H108V214H107ZM111 213H112V214H111ZM122 213H123V214H122ZM160 213H161V214H162V213H163V214H167L166 218H165V216H162L163 218H161V216H160L161 214H160ZM168 213L171 215V219H169L170 217H168V216H169ZM174 213H175V214H174ZM181 213H182V212H181ZM196 213H198V215H196ZM234 213H235V214H234ZM15 214H16V215H15ZM22 214H23V217H24V218L22 217ZM26 214H27V218H25V217H26ZM43 214H47V215H43ZM54 214H55V212H54ZM105 214H106V215H105ZM117 214H118V215L121 214V215L118 216ZM126 214L130 215L131 218L133 217V218H135V219L137 220V221H136V220H134V219L132 218V219L134 220V224H138V223H139V224L134 226V225H133V222H132L133 220H131L130 217H129L128 215H126ZM217 214H218V215H217ZM229 214H230V213H229ZM231 214H230V215H231ZM249 214H250V217H248ZM252 214H253V215H252ZM255 214H256V215H255ZM9 215H10V216H9ZM18 215H19V216L21 215V217H19ZM24 215H25V216H24ZM30 215H33V216H30ZM109 215H110V216H113L112 219L114 218V219H113L114 221L111 219V217L108 218ZM116 215H117V217H116ZM122 215L128 216V218H129L131 221L128 223L129 220H128V219H127L128 221L126 220L127 217H125V216L123 217ZM175 215H177V217L181 218V220L178 218V219H179V222H180V223H179V222L177 221L178 219H176V220H175L176 223H174V224L172 225V221H170V220H172V217H173V219H175V218H176ZM187 215H189L188 218H190L191 221H194L193 223L190 221V223L188 224L189 226L186 225L187 222H188V221H187L188 219H184V217L187 216ZM210 215H211L212 217H215V218H216V221H217V218H218L219 223H218V221H217V224L220 225V223L222 222V223H221V226H218L217 224H214V223H216V222L212 223V221H215V220H214L215 218H213V219H212V217L210 218ZM223 215H224V216H223ZM242 215H244L245 217L242 216ZM254 215H255L256 217H255ZM258 215H259L258 218L262 220V221H261V220H258V221H259V225H257V222H258V221H257V219H258L257 216H258ZM7 216H8V217H7ZM42 216H43V217H42ZM44 216H45V217H44ZM59 216H60V214H59ZM59 216H58V218L60 219L61 216H60V217H59ZM87 216H89V217H88V219L86 220ZM107 216H108V217H107ZM150 216L147 217V219H152V218H153V217L151 218ZM241 216L244 217L245 219H244V218H242L243 220L240 219ZM252 216H253L254 218H253ZM13 217H15V218H13ZM18 217H19V218H18ZM53 217H54V220H51V218H50V216H49V218H50V220H51L50 223H55V216L52 214V218H53ZM63 217H64V216H63ZM83 217H85V218H83ZM98 217H99V221H97V218H98ZM100 217H101V218H100ZM104 217H107V218H105V219H108L110 222H109V223H104L103 225H101V221H103V220L108 222V220L103 219ZM115 217H116L117 219H116ZM202 217H204V218H202ZM247 217H248V220H249V218H250L251 221L253 220V222L250 223V220H249V221L246 220ZM2 218H3V219H2ZM6 218H8V219H6ZM10 218H13L15 221H14L13 219L10 220ZM49 218L47 217L46 219L48 220ZM93 218H94V220H93ZM124 218H125V219H124ZM140 218H139V220H140ZM164 218H165L166 220L168 219V221L171 222V223H168V224H169V225L171 224L172 226H169V225L167 224V221L165 222L164 220H162V219H164ZM185 218H186V217H185ZM201 218H202V219H201ZM255 218H256V219H255ZM17 219H19V220H17ZM32 219H34V220H32ZM64 219H66V218H64ZM64 219H62V220H58V226H57V223H55L56 226L58 227V229L63 228V227H61V224H62V222L64 221ZM90 219H91V220H90ZM101 219H102V220H101ZM110 219H111L112 221H111ZM123 219L126 220L127 222L125 223V222L123 221ZM157 219H158V220H157ZM182 219L186 220V222H185L184 220H182ZM206 219H207V220L210 219V220L207 221ZM229 219H228V221H229ZM12 220H13V221H12ZM30 220H32V221H30ZM116 220H117V221L119 220V222H117ZM152 220H153V219H152ZM199 220H200L201 222L203 221V222H205V223H199V222H200ZM34 221H35V222H34ZM37 221H38L39 223H37ZM43 221H44V222H43ZM52 221H53V222H52ZM59 221L61 222V224L59 223ZM95 221H97V222H95ZM104 221H103V222H104ZM121 221H122L123 223H122ZM163 221H164V223H162ZM181 221L186 223V224L183 223L184 225L182 224V225H183V229H184V227H189V228H188V229L185 228V229L183 230V229H181V227H180V228H177V229H176L175 226H176L177 222H178L179 224H181V223H182ZM223 221L225 222V225H228V226L231 227V229H230V236L227 235L228 237H226V234H228L227 232L229 231V228H230V227L228 228V226H225L224 223H223ZM241 221H242V222H241ZM243 221H244V225L242 224ZM246 221H248V222H247L248 224L246 223ZM5 222H6V224H5ZM10 222H11L12 224H11ZM56 222H57V221H56ZM72 222L70 221V223H72ZM103 222H102V223H103ZM112 222H113V223H112ZM115 222H116V223H115ZM120 222H121L122 224H121ZM137 222H138V223H137ZM151 222H155V220H153V221H151ZM173 222H174V220H173ZM208 222H210V223H208ZM8 223H9L10 225H12L13 227H11L10 225H8ZM13 223H14V224H13ZM17 223H18L19 225H18ZM24 223H25V224H24ZM28 223H29V224H28ZM33 223H34V224H33ZM70 223H69V224H70ZM85 223L87 224V226H89V227L86 226V227H87V232H86V228H85V230H84V228H83V227H85L84 225H86ZM88 223H89V222H88ZM98 223H99V224H98ZM110 223H111L112 225H111ZM127 223L129 224V226H131V225L134 226V228H133L132 226L129 228V229H131V231L133 230L132 233L130 232V230H128V227H129V226H128V225L126 226ZM143 223H144V224H143ZM165 223H166V224H165ZM191 223H192L193 225H192ZM197 223H199L198 226H200V227H196V226H197ZM211 223H212V224H211ZM230 223H232V224H230ZM249 223L252 224L251 227H250V224H249ZM254 223H255V225H254ZM261 223H262V224H261ZM30 224H31V225H30ZM38 224H41V226L38 225ZM59 224H60V225H59ZM73 224H72V225H73ZM76 224H74L73 228H75ZM105 224L107 225V227L105 226ZM115 224H117V225L119 224L118 227H117ZM130 224H131V225H130ZM141 224H142V225H141ZM152 224H153V223H152ZM154 224H156V222H155ZM163 224H164V226H163ZM179 224H178L177 226H181V225H179ZM200 224H202V225L204 224V226L201 227ZM206 224H207V227H205ZM222 224L226 227L225 230L223 229L224 226H223ZM229 224H230V225H229ZM241 224L245 227V229H244V227H242L243 229L240 227ZM246 224L249 226V227L247 226V228H249L250 230L246 228V226H245ZM7 225H8V226H7ZM23 225H25V226H23ZM26 225H27V226H26ZM45 225H46V222H45ZM98 225H99V227H98ZM100 225H101V226H100ZM110 225H111V226H110ZM113 225H115L118 229H117L115 226H113ZM149 225H150V226H149ZM166 225H168L167 228L165 227ZM235 225H237V223H235ZM14 226H15V227H14ZM19 226H20V227H19ZM21 226H22V227H21ZM52 226H54V224H53ZM77 226H76V227H77ZM103 226H105V227H103ZM109 226H110V227H109ZM112 226L114 227V229H113ZM119 226H120V227H119ZM162 226H163V227H162ZM173 226H174V227H173ZM177 226H176V227H177ZM192 226H193V228H195V229H190V228H192ZM222 226H223V227H222ZM253 226H254V227L260 226V228L258 227V231H259V232H258L257 229L254 228ZM35 227H37V228H40V227H41V229L39 230V229H37V228H35ZM54 227H55V226H54ZM59 227H60V228H59ZM68 227H69V225H68ZM93 227H92V228H93ZM100 227L103 228L102 231L100 230V229H101ZM108 227L110 228L109 230H107ZM111 227H112V228H111ZM121 227H122V228L124 227L126 230H123L124 228L122 229ZM135 227L140 228L141 232L138 233L139 229H137V228H135ZM150 227H152V231H151V228H150ZM170 227H171V228L173 227L174 229H170V231H169L168 228H170ZM211 227H212V228H211ZM213 227H214V228H215V227H218V228L222 227V228H220V229H217V228H215V229H216V231L218 230L219 232L222 231V232L220 233V235L223 237V234H224V238L226 237L225 239H228V241L226 242V240L222 239V237H219V233H215L216 231L214 232V228H213ZM233 227H234L235 229H233ZM236 227H237V229H236ZM9 228H10V229H9ZM13 228H14V229H13ZM15 228H17V229H15ZM20 228H21V229H20ZM99 228H100V229H99ZM104 228H106V229L104 230ZM119 228H121L122 230H120ZM132 228H133V229H132ZM198 228H199V229L202 228V231L199 230ZM203 228H204V230H203ZM240 228L242 229V231H240V232L238 233V231L240 230ZM251 228H254V230H252ZM7 229H8V232H7ZM11 229H12V230H11ZM18 229H19L20 231H18ZM32 229H33V230H32ZM35 229H36V230H35ZM51 229H53L51 235H54L55 237H59V239H60V236H61L62 234H63V235L61 236L62 238H63V236H66L65 234H67V233H62V232H61V235H59L60 232H58V233H59V234H58L59 236H58V235H56L57 233L54 232V230L57 229V228L54 229V228L51 227ZM64 229H63V230H64ZM97 229H98V232H99V230H100L101 233H100V232L98 233V232H97ZM164 229L166 230V232H168L167 234H166V232H165ZM175 229H176V230H175ZM178 229L184 231L183 233L186 232V233H185L186 235H188V233L190 232L193 236H191V235L185 236V234H182V232H181L180 230H179L180 232H177ZM196 229H197V230H196ZM210 229H212V230L210 231ZM221 229H223V230H221ZM227 229H228V231H226ZM232 229H233V230H232ZM238 229H239V230H238ZM259 229H260V230H259ZM24 230H25V231H24ZM28 230H30V231H28ZM78 230H79V229H78ZM89 230H91V231L93 230L95 233L97 232L96 234H94V232H93L94 235H92L94 238H96V240H95L94 238H92V236H91L92 232L89 231ZM103 230H104V231H103ZM116 230H117V231H116ZM127 230H128V233H130V234H128V235H129V236L131 235V236H130L131 239L129 238L131 241L128 239V236H127V234H126V233H127ZM172 230H173V231H172ZM187 230H188V232H187ZM189 230H191V231H189ZM193 230H196V231H193ZM234 230H236V231H234ZM243 230H245V231H246V230H249V231H248L249 233H248V232H245V231H243ZM13 231H14V232H13ZM31 231H32V232H31ZM38 231H39V232H38ZM41 231H43V233H42L43 235L41 234ZM44 231H45V233H44ZM55 231H56V230H55ZM58 231H59V230H58ZM60 231H62V229H61ZM79 231H80V230H79ZM84 231H85V232H84ZM88 231H89V232H88ZM105 231H108V232H105ZM110 231H113L114 233H113V232L109 233ZM115 231H116V232H115ZM123 231H124V232H123ZM125 231H126V232H125ZM135 231H137V232L135 233ZM175 231H176V232H175ZM232 231L235 232V233H232L234 236L231 234ZM250 231H251V232L253 231V232H252V237H256L255 239H254V238H250V239H249V236H250V235L248 236V234H251ZM2 232H3V233H2ZM15 232H16V236H15ZM22 232H23L24 234H23ZM103 232L107 233V235H108L109 237H107L106 234H102ZM120 232H121V233H120ZM133 232H134V233H133ZM142 232H143V234L145 233L143 237L146 236V237H147V238L145 237L146 239H144V238H142V237H141L140 239H138V238L140 237L139 235H141V236L143 235ZM163 232H164L165 234H164ZM193 232H194V233H193ZM198 232H199V236H198V234H197ZM241 232H242V233H241ZM244 232H245V233H244ZM257 232H258V233H257ZM11 233H12L13 235H12ZM18 233H19V234H18ZM20 233H21V234H20ZM29 233H30V234H29ZM35 233H36V234H35ZM39 233H40V234H39ZM50 233H51V231L49 232V234H50ZM81 233H82L84 236H83ZM84 233H88V234L91 233V234L88 236L87 234H84ZM112 233L115 234V242H114V239H113V236H114V235H113ZM178 233L184 235V236H182V237H183V238L185 237V238L183 239L180 235H178V236H179V237H178L179 239H178V238H177V234H178ZM195 233H196L197 235H196ZM210 233H211L212 235H211ZM243 233H244V234H243ZM246 233H248V234H246ZM254 233H255V234H254ZM256 233H257V234H256ZM259 233H260V234H259ZM262 233H263V234H262ZM3 234H5V235H3ZM10 234H11L12 236H11ZM28 234H29L32 238H31ZM49 234H48V235H49ZM98 234H99V236H98ZM109 234H111V237H112V238H110V235H109ZM122 234H123V235L126 234V235H125L126 237H124ZM135 234H136V235H135ZM137 234H138V235H137ZM194 234H195V235H194ZM208 234H209V236H208ZM238 234H241V235H238ZM17 235L19 236V239H18ZM21 235H22V236H21ZM36 235H37V236H36ZM39 235L42 236V237H40ZM44 235H45V237L47 236L46 239L43 238ZM101 235H103V236H101ZM105 235H106L107 238H110V240H111L110 243H111V244L109 243V239H108V242H107V240H106L107 238H105ZM112 235H113V236H112ZM118 235L121 236V238H122V239H121L122 241H121V240L119 241L121 244H122L123 241L126 242L125 240H123V239H125V238H126L128 244H129V242H130V244H132V243L134 242V240H135V239L133 240V238H134V237L136 238L137 236H139V237H137L136 239H138L139 241L136 242V243H139V242L141 243L142 240H146V241H142V242H144V243H141V244H142L141 247H142L143 250L140 248V244H136V243H133L132 245H128V244H127L126 246H131V248L128 247L129 249H131V250H129V249H127V248H124V245L126 244V243H125V244L122 245L123 248L126 249V251H124V249L120 248V247H122L121 244H120L119 242L117 243V241L120 239V237H119ZM132 235H135V236L132 237ZM235 235H236V236H235ZM244 235H246V236H244ZM253 235H255V236H253ZM258 235H259V236H258ZM20 236H21V237H20ZM54 236H52V237L54 238ZM100 236H101L102 238H101ZM155 236H156V237H155ZM189 236L194 237V238H190ZM212 236H215V237H212ZM232 236H233V237H232ZM239 236H240V237H239ZM242 236H243L244 238H243ZM261 236H262V237H261ZM2 237H3V238H2ZM38 237H39L40 239H38ZM67 237H68V236H67ZM67 237H65V239H67V240H65V241H66V242H67V241L69 242V243L67 242V243H68V246H69V244L71 243V241L74 242L75 240H77V239L74 238L73 240L70 239V241H69V240H68L69 237H68V238H67ZM71 237H70V238H71ZM85 237L87 238V240L85 239ZM98 237H99V238H98ZM118 237H119V238H118ZM148 237H149V238H148ZM153 237H155V238H153ZM216 237L219 238V239H217V241L220 242V243H218L217 241H215V240H216ZM230 237H232V238H231L232 240H230ZM237 237L239 238V240H237V239H238ZM250 237H251V236H250ZM25 238H26V241H24ZM28 238H29V239H28ZM41 238H42V239H41ZM53 238H52V240H53ZM89 238H91V240L94 239V241H97V242H94V241H93V242H92V241H91V242H88V241L90 240ZM97 238H98V239H97ZM100 238H101V240H100ZM116 238H118V239H116ZM150 238H151V241H150ZM152 238H153V239H152ZM156 238H157V239H156ZM189 238H190V239H189ZM213 238H214L215 240H214ZM247 238L249 239V241H248ZM259 238L261 239V241H262L263 243H261V241H260ZM15 239H16V240H15ZM32 239H33V241H32ZM34 239H36V241H37L38 244L36 243V241H34ZM54 239H55V241H53V242L55 243L57 239H56V238H54ZM59 239H58V240H59ZM63 239H64V238H63ZM88 239H89V240H88ZM102 239H103V240H102ZM147 239H149L150 242H152V240H153V243H152L153 247L151 246V243H149V244L147 243V242H149ZM155 239H156V240H155ZM167 239H168V240H167ZM241 239H243L244 241H242ZM252 239H253L254 241H251ZM257 239H259L260 242H259ZM262 239H263V240H262ZM5 240H6V241H5ZM30 240H31L32 242H30ZM41 240H42V241H41ZM48 240H49V237H48ZM116 240H117V241H116ZM132 240H133V241H132ZM157 240H158V241H157ZM201 240H202V241H201ZM210 240H211V241H210ZM236 240H237V241H236ZM240 240H241V241H240ZM255 240H257V241H255ZM2 241H3V242H2ZM7 241H8V242H7ZM21 241H22V242H21ZM27 241L30 242V245H28L29 242H27ZM40 241H41V242H40ZM60 241H62V240H60ZM60 241L56 242V244H55L54 246L57 247L56 245L59 244ZM112 241H113V243H112ZM128 241H129V242H128ZM135 241H137V240H135ZM164 241H165V242H164ZM245 241H248V244H246L247 242H245ZM10 242H11V243H10ZM12 242H13V244H12ZM20 242H21V243H20ZM24 242H25V244H24ZM63 242H64V240L60 243V245H59L60 247H61V245H62ZM66 242L63 243L64 246H65V244H67ZM77 242H78V241H76V243H77ZM99 242H100V246H99V247H101V248H99L98 245H96V243L98 244ZM106 242H107V243H106ZM131 242H132V243H131ZM145 242H146V244H145ZM154 242H156V243L159 242V243L161 244L160 247L157 245V244H159V243L156 244V243H154ZM163 242H164V244H165V247L162 246ZM193 242H196V241L194 240V241H192V243H193ZM209 242H210V243H209ZM241 242H242V243H241ZM244 242H245V243H244ZM253 242H255V243H253ZM258 242L261 243L262 245H261V244H257V246H256V243H258ZM16 243H17V244H16ZM39 243H40V244H39ZM54 243H52V244H54ZM76 243H75V242H74V243H71V247H72V244L75 245V246L77 247V249H76L75 246H73V247H74V250L76 249V250H75V253H76L77 250H79V248H78L79 244L76 245ZM85 243H87V244L90 243V244L87 246V248L85 247ZM91 243H94V246H93V244H91ZM101 243H103V244H101ZM108 243H109L110 245H109ZM114 243H116V244H115L116 246L113 245ZM190 243H191V241H190ZM200 243H201V244H200ZM213 243H214V244H213ZM227 243H229V244H227ZM230 243H232L233 245L230 244ZM237 243H238L239 245H237ZM249 243H250V244H249ZM118 244H120V245H118ZM134 244H135V245H139V246H138L139 248H138L137 246H136V247H137V248H136ZM144 244H145V246H146V245L149 246L148 249H150V251H151L150 253H151V254H153L152 251L154 252L156 248L158 249V247H159V249H160V248L162 249L161 251L158 249L157 251H159V252L156 251L157 254L159 253L158 255H156V256H158V257H157V260L154 259V262H152V261H153V257H152V256H155L156 253H154V255H151V254L148 255L149 250L147 249L148 251L145 250L146 252H148V253L146 254V252L144 251V249H146V248L144 247ZM177 244H176V245H177ZM183 244H184V243H183ZM202 244H203V245L205 244L206 247H210V248H205V249H204L205 246H203ZM242 244H246L247 246H246V245H242ZM18 245H20V246L17 247ZM21 245H23V246H21ZM24 245H25L26 247H24ZM38 245H39V246H38ZM40 245H41V246H40ZM44 245H45V243H44ZM47 245H48L47 249L50 248V247H51V248L53 247V246H50V247H49V244H47ZM91 245L93 246V248L91 247ZM103 245H104V246H103ZM108 245H109V246H108ZM111 245L114 246V247L112 248ZM133 245H134L133 249H134V248H135L136 250L138 249V250H137L138 252L135 251V252H137L136 254H134L135 252L133 253V251H132V246H133ZM180 245H181V248H180ZM200 245H202L203 247L200 246ZM229 245H230V247H229ZM234 245H235V246L237 245V248L239 249V247H240V249H239V250H238L237 248L235 249V248H234V247H235ZM248 245H249V247H248ZM250 245H251V246H250ZM252 245H253V247H252ZM258 245H259L260 247H258ZM15 246H16V247H15ZM29 246H30V247H29ZM45 246H46V245H45ZM62 246H63V245H62ZM64 246H63V247H64ZM68 246L66 247V250H67V251L69 250V248H71V247L68 248ZM96 246L98 247L97 249H99V251H100V249H102V248L104 249V247H106L108 251H109V250L111 251L109 254H112V252H113L112 257H111V256L108 257L109 254L107 255L108 251L106 250V248L104 249V250H106V252H107L106 255H105L103 249L98 253V250L96 249ZM107 246H108V247H107ZM110 246H111V247H110ZM117 246H118V247H117ZM161 246H162V247H161ZM190 246H188V247L190 248ZM233 246H234V247H233ZM255 246H256L257 248H255ZM261 246H262L263 249L261 248ZM36 247H37V248H36ZM40 247H41V248H40ZM73 247L71 248V249H72V252H73ZM115 247H117V248H115ZM146 247H147V246H146ZM155 247H156V248H155ZM163 247H164V250H165V251L163 250ZM182 247H184V248H183L184 251L180 250V249H182ZM231 247H232V248H231ZM241 247H242V248H241ZM19 248H20V250H19ZM24 248L26 249V251H29V252H28L29 254H28V255L26 254L27 256L25 255L26 252H25V249H24ZM44 248H45V247H44ZM44 248H42V249H44ZM91 248H92V249H91ZM111 248H112V249H111ZM114 248H115L116 250L119 248L120 251H121V250L124 251L123 253L120 254L121 256L119 255V257L122 258V261H119V260H121V259L118 260L119 257H118L117 254H118V252H120V251L117 252ZM153 248H155V249H153ZM189 248H187L186 252H188V249H189ZM211 248H212V250H210ZM230 248H231V249H230ZM4 249H5V252H4ZM16 249H17V250H16ZM22 249H24V250H23V251L25 252L24 255H23V251H21ZM36 249H37V250H36ZM45 249H46V248H45ZM52 249H54V248H52ZM62 249H63V250H62ZM62 249L59 248V249L55 252V254H56L55 256H56L58 259H59L60 257H64V256H62V255H64L63 253H65V251H64L65 248H62ZM151 249H152V250H151ZM167 249L169 250V248H167ZM216 249H215V250H216ZM228 249H229V250H228ZM233 249H234V250H233ZM242 249H243V250H242ZM244 249H245V252H244L245 255H243L244 253H243V254L241 253V251H244ZM257 249H258V250H257ZM2 250H3V251H2ZM31 250H32V252H31ZM34 250H35V251H34ZM55 250H56V248H55ZM55 250H52V252H54ZM60 250H62V253L60 252ZM82 250H80V251H82ZM112 250H114V251H112ZM168 250H167V251H168ZM189 250H190V249H189ZM194 250H195V251H194ZM220 250H221V251H220ZM225 250H226V251H225ZM227 250H228V251H227ZM230 250H231L233 253H234V251H238V252H235V253H237V254H235V255H237V258H238L237 260H236V258H235L236 256H235L232 252H230ZM248 250H250V251H251V250H254V252H253V251H252V253H251L250 251H249L250 253H249V252H246V251H248ZM37 251H38V252H37ZM49 251H51V250L49 249L48 252H49ZM67 251H66V253L68 254L69 251H68V252H67ZM92 251H93V250H92ZM96 251H97V252H96ZM122 251H121V252H122ZM128 251H129V252H128ZM131 251H132V252H131ZM139 251H141V254H142V253L145 254L146 257H145L143 254L141 255ZM173 251H174V252H173ZM239 251H240L241 254L239 253ZM258 251H259V252L261 251L260 255L262 254L261 256H263V257H260V256H259ZM3 252H4L5 255H6V254H7V255L5 256V255L3 254ZM9 252H10V253H9ZM16 252H17V253H16ZM30 252H31V255H30ZM33 252H34L35 254H32ZM43 252H44V251H43ZM45 252H47V251L45 250ZM72 252L70 253V255H68L69 258H70V260L68 259L67 255H66V259H65V258H62V259H64V261H62V264H63V263L66 264L68 261H71V262H70L71 264H73V262H75L74 264H76L77 258L75 259L76 261H75V260H72V259H74L75 256H77L78 253H80V252L77 251V253H76V255H74V257L72 256V254H73L74 252H73V253H72ZM114 252H115V254H116V256H117V257L115 256V258L113 257V256H114ZM144 252H145V253H144ZM189 252H191V251H189ZM189 252H188V254H189ZM227 252L230 253V256H231V253L234 255V256H232V257H234V258H233L234 260L231 259L232 257H230L229 254H228ZM11 253H12V254H11ZM59 253L62 254V255H59L60 257L57 256V254H59ZM127 253H128V254H127ZM129 253H130V254H129ZM131 253H132V254H131ZM161 253H162V254H161ZM168 253H169V251H168ZM196 253H197V255H199V256H201V257L197 256ZM248 253H249L250 255H249ZM13 254H14V255H13ZM17 254H18V255H17ZM20 254H21V255H20ZM48 254H49V253H48ZM48 254H47V256H48ZM51 254H53V253H50V256H49V257H51V258H50V259H51L50 264H51V262H52V259H54V254H53V258H52V256H51ZM103 254H104V256H103ZM123 254H124V256H123ZM125 254H126V256H125ZM171 254L168 255V256H169L168 259H169L170 261H169L168 259L166 260V259H163V258H162V259L164 260V261L162 260V262H163L164 264H167V262H168V264H172V263H174V261H175V259H176V258H175L176 255H175V257L173 256V257L175 258V259L172 258V259L174 260V261H173L172 259H170V257H171L170 255H171ZM180 254H181L182 256H180ZM202 254H203V256H202ZM225 254H227L226 259H225ZM2 255H3V256H2ZM11 255H13V257H12ZM29 255L31 256V259H29V258H30ZM32 255H33V256L36 255V257H37L38 255H40V256H38V258L34 257V258H35V259H34ZM130 255H131V256H130ZM132 255H133V256H132ZM139 255H140V256H139ZM257 255L261 258V260H259L260 258L257 257ZM20 256H21V257H20ZM22 256H23V257L25 256V259L22 258ZM28 256H29V257H28ZM106 256H107V257H106ZM127 256H128V257H127ZM136 256H137V259H136ZM148 256H149V257L151 256V257L149 258V260H148ZM186 256H187V258H186ZM8 257H9V258H8ZM19 257H20V259H19ZM56 257H55V259H56ZM72 257H73V258H72ZM87 257H88V258H87ZM129 257H130V258H129ZM134 257H135V258H134ZM140 257H141V259L144 257L145 260L142 259V261H141ZM165 257H164V258H165ZM181 257H182V258H181ZM195 257H196V258H195ZM229 257H230V258H229ZM240 257H241V260H240ZM250 257H251V258H250ZM253 257H254L255 260L253 259ZM255 257H256V258H255ZM3 258H4V259H3ZM7 258H8V259H11V260H8ZM15 258H16V259H15ZM17 258H18V259H17ZM27 258H28V261L26 260ZM71 258H72V259H71ZM106 258H107V259H106ZM108 258H112L111 261L108 260ZM138 258L140 259L141 262L139 261ZM151 258H152V259H151ZM154 258H155V257H154ZM193 258H194V259H193ZM197 258H199V259H197ZM221 258H222V259L224 258V259L221 261ZM247 258H248V259H247ZM257 258H258V259H257ZM45 259H48V257L46 258V254H45ZM50 259H49V260H50ZM55 259H54V261L57 260V261H56V262H57L56 264H58V263H59V262H58V259H56V260H55ZM60 259H61V258H60ZM60 259H59V260H60ZM87 259H88V260H87ZM123 259H124V260H123ZM135 259H136V262H134ZM192 259H193V260H192ZM230 259H231V260H230ZM251 259H252V260H251ZM6 260H7L8 263L6 262ZM13 260H14V261H13ZM21 260H20V262H19L20 264H21V262H22ZM34 260H35L36 262H34ZM79 260H78L77 264H79V262H80L81 264H83V263H82L81 261H79ZM106 260H107V261H106ZM150 260H152V261H150ZM171 260H172V261H171ZM188 260H189V261H188ZM194 260H196V261H194ZM214 260L217 261V262L214 263ZM225 260H226V261L228 260V261H227L228 263H227ZM229 260H230L231 262H230ZM239 260H240L241 262H240ZM256 260H259L260 262L258 261L259 263H257ZM11 261H12V262H11ZM30 261H33L34 263H33V262H30ZM43 261H44V263L46 262L45 260H43ZM43 261H42V259H41L37 264H40V263H41V264H44V263H42ZM60 261H61V260H60ZM90 261H91V262H90ZM98 261H99V263H98ZM105 261H106V262H105ZM138 261H139V263H138ZM146 261H148V262L146 263ZM155 261H156V262H155ZM157 261H158V262H157ZM166 261H167V262H166ZM179 261H178V259H177V261H176L177 263H176V264H179ZM190 261H191V262H190ZM192 261L195 262V263H192ZM224 261H225V262H224ZM252 261H253V262H252ZM263 261H264V259H263ZM4 262H6V263H4ZM15 262H16V263H15ZM26 262H25V263H26ZM47 262H48V260H47ZM111 262H112V263H111ZM128 262H127V263H128ZM200 262H201V263H200ZM248 262H247V263H248ZM25 263H22V264H25ZM53 263H54V262H53ZM70 263L68 262V264H70ZM93 263H94V262H93ZM122 263H121V264H122ZM163 263H162V264H163ZM210 263H209V264H210ZM263 263H264V262H263ZM26 264H27V263H26ZM45 264H46V263H45ZM59 264H61V262H60ZM94 264H96V263H94ZM123 264H124V263H123ZM128 264H129V263H128ZM174 264H175V263H174ZM261 264H262V262H261Z\"/></svg>","mask_w":264,"mask_h":264},{"label":"bare ground","instance_id":"obj_2","mask_svg":"<svg viewBox=\"0 0 264 264\" xmlns=\"http://www.w3.org/2000/svg\"><path fill=\"white\" fill-rule=\"evenodd\" d=\"M134 1H137V3L139 4V6H138L137 4L135 5L136 2L134 3ZM144 1H145V0H143V1H142V0H140V1H139V0H133V1H132V0H33V2L30 3V4H29V2H31V0H29V1H28V0H5V1H4V6H3V7H4V8H3V18H1V20H0V22H1V24H0L1 27H0V28H2L4 31H7V33H9V37H5V38H7V39H5V40H8V41H9V45H12V46H11V49L8 50V53H7V54H8V60L6 59V61H5L6 63H5V64L2 63V58H4L3 56H4V55L6 56V54H4V53H1V54H0V119H1V120H0V124H1V125H0V128H2L3 130L5 129L4 131H6L7 134L4 133V131H3V132L1 131V133L4 134V135L6 134L5 136H7V137L9 138V140H10V141H8V139L6 138L7 141H8V143H9V144L11 143L10 145H12L11 147H10V145H9V148L6 147V148H7V151H6V149H5V151H4V147H3V146L5 145V143H3V142H4L3 140L5 139V138H4L5 136L3 135L4 137H0L1 140L3 139V140H2L3 145H1L2 143L0 142V147L3 148V151L0 149V153L4 152V153H2V154H3V158H1V155H0V200L2 199V200H3V205H5V207H4L5 213H8V211H6V210L9 208V207H6V205H7V206L10 205V204H7V203H6V202H8V201H6V199H8L9 196H12V194H16V195L19 194V196H20V194H22V196H21V198H22L26 193H27L28 196L31 195V194L29 193V191H28L29 186H31V183H32V186H35V185H33V184L38 182V180L36 179V177L38 178V177H39L38 175H41V174H39V173H41V172H42L43 174L45 173L46 178L49 179V176H50V170H48V169H49V167H48V163H50L51 161H52V162H51L50 164L52 165V163L56 160V162H57L56 165H57V167H59L58 170H60V171H58V172H54V171H53L55 174H56V173H60V175H62V177H63V173H64L65 171H67L66 168H68V171H67L68 173L65 172V173H64V176H65L66 174L68 175L69 173H70V174H73V176L70 175V174H69V175L71 176L70 179H71V180L73 179L72 182H74V178L76 177V175H75L74 173L77 172L78 179H76V178H77V177H76L75 179H76L77 181H76V180H75V181H76V182H79L78 180H79L80 178L82 179L81 181H84L83 178H82L83 176H81V174L83 175V173L80 172L81 170L77 168V169L79 170V171H77L76 168H73V167H72V166H77L78 164H76L75 161H74V162L71 161V160H73V158H72V155H73V154L70 155V152H69V151H71L72 148H71L70 146H69V148H68V145H70L71 142H72L71 146L73 145V141H74V139H76V136L74 137L75 133H77L76 135H80V132H81V131L75 132L77 129L81 130V129H80L81 127L79 128V126H80L79 124L82 123L81 125H83V126H82L83 129H84V128H85V129H88V128H89V125L91 124V123H89V124H85V127H84V123H85V122L88 123V122H90V121L93 119V117H91L92 115H89V112H90V114H91V112H92L91 109H94V108H91V109H90V107L96 105V104H95V101H96L97 99H96L95 101H91V100H93V99H90L91 97L93 98V97H95V96H99V95H101V93H102V95H104V97H103V99H102V97H100V98H101L102 100H104V104H105L106 102L112 104V102L109 101L110 98L107 99L109 102H108L107 100H106V102H105V99H104V98H105V96H106L105 94H108V95L106 96V98H107V97H110L111 94H112V95L117 94V93H115V90H117V89L112 88V86L116 85L117 83L114 84V85H112L110 89L106 88V87H108V86H110V85L107 84V86H106L105 84H101V86H102V89H101L100 84H98V85L100 86V87H99V86L97 85L96 81H97L98 83H101L102 78H103V79L105 78L104 80H106V78H108L107 80L111 79V78H110V77H111V74H112L111 71H113V70H111V71L108 70L111 74L107 72V68H110V67H111V66H109V65H111V64H110L111 62H112V64H113L115 61H118V62L121 61V62H123V63H126V64H124L125 67L128 66L127 63L129 62V60L126 59V56L129 54V53H128L129 51H127L128 54L126 55V54H125L126 50L123 49L122 46H120V47H121L123 50H125V52H124V51H120V50H122V49H120L118 46L115 47V44H116V43H114V42H115L114 39L116 38V36H117V38H118V36H119L120 34H121V35L123 34V36L120 35L122 40H120V39L118 38L117 40H119V41H117V42H120V41H121V42H124L125 38H126V39H127V38L130 39V38L133 37L134 35H136V36H135V39H136V38L138 39V37H139L138 34L140 35V33H141V31H142L141 28H143V31H142V32H144L143 35L148 34V33H146V32L148 31V28H149V27H146L147 30H145L146 28H144V27H145V26H148V25H149L153 20H155V19H154L153 17H151V14H150L151 22H149L148 20H146V18H148L149 15L147 16V15H144V14H148L149 12L151 13V11H148V10L151 9L150 6H149V4H150L151 2H152V3H154V2H153L152 0H151V2H149V1L147 0V2H149L147 5L149 6L150 9L148 8V10H146L145 8H147V7H146L147 5H145V2H146V1H145V2H144ZM156 1H157V0H156ZM156 1H155V2H156ZM158 1H159V0H158ZM164 1H165V0H164ZM177 1H178V0H177ZM183 1H184V0H183ZM183 1H182V2H183ZM197 1H199V0H196V2H197ZM205 1H207V0H205ZM211 1H212V0H211ZM229 1H230V0H229ZM229 1H228V2H229ZM232 1L234 2V0H232ZM238 1H239V0H238ZM238 1H236V2H238ZM250 1H251V3H252V2L254 3V0H253V1L250 0ZM256 1H257V0H256ZM256 1H255V3H256ZM260 1H261V0H260ZM260 1H259V2H260ZM263 1H264V0H263ZM140 2L143 4V6H144L145 8L142 6V4H140ZM166 2H167V0H166ZM166 2H163V4H164V3H165V4L168 3V2H167V3H166ZM194 2H195V1H194ZM224 2H225V1H224ZM224 2H223V3H224ZM226 2H227V1H226ZM233 2H232V3L229 2V3H230V4H236V6H237V3H235V2L233 3ZM239 2H240V1H239ZM239 2H238V3H239ZM152 3H151V5H152ZM159 3H160V2H159ZM159 3H158V4H159ZM161 3H162V0H161ZM170 3H171V2H169L168 4H170ZM178 3H179V2H178ZM185 3H187V2L185 1ZM190 3L192 4V2H190ZM198 3H199V2H198ZM207 3H208V2H207ZM210 3H211V2H210ZM215 3H216V2H215ZM241 3H242V2H241ZM251 3H250V4H251ZM253 3H252V4H253ZM263 3H264V2H263ZM263 3H262V4H263ZM132 4H133V5H132ZM158 4H157V5H158ZM163 4H162V5H163ZM202 4H203V2H202ZM217 4H218V3H217ZM221 4H222V2H221ZM224 4H225V3H224ZM246 4H247V3H246ZM262 4H261V5H262ZM1 5H2V4H1ZM131 5L134 6V9H137V8L141 7V8H139V11L133 9V11H134L133 13H137V14H135V15H138L137 17H138L139 19H138V18H137L132 12H131V13H132L131 16L134 15L136 19L133 17V18L135 19V20H134V19L130 16L129 7L133 8ZM140 5H141V6H140ZM153 5H154V4H153ZM159 5H160V4H159ZM175 5H177V4L175 3ZM189 5H190V4H189ZM189 5H188V6H189ZM211 5H212V4H211ZM244 5H245V4H244ZM255 5H256V4H255ZM257 5H258V4H257ZM259 5H260V4H259ZM263 5H264V4H263ZM263 5H262V6H263ZM136 6H137V8H135ZM160 6H161V5H160ZM163 6L165 7V5H163ZM163 6H162V8H164ZM177 6H178V5H177ZM193 6H194V5H193ZM197 6H200V5H197ZM205 6H207V4H205ZM213 6H214V5H213ZM229 6H230V5H229ZM229 6H228V7H229ZM233 6H234V5H233ZM236 6H235V7H236ZM240 6H241V5H240ZM155 7H156V5H155ZM157 7L159 8V6H157ZM157 7L155 8L156 11L153 10L152 12H157V13L160 12L161 10L157 11ZM167 7H168V6H167ZM181 7H182V6H181ZM183 7H184V6H183ZM186 7H187V6H186ZM189 7H190V6H189ZM189 7H187V9H190ZM200 7H201V6H200ZM214 7H215V6H214ZM216 7H218V5H217ZM222 7H223V6H222ZM242 7L244 8L245 6H243V4H242ZM246 7H251V6H250V5L248 6V4H247ZM252 7H254V6H252ZM255 7L257 8L258 6H255ZM153 8H154V7L152 6V9H153ZM175 8H176V7H175ZM175 8H174V10H175ZM193 8H194V7H193ZM212 8H213V7H211V9H212ZM259 8H260V7H259ZM259 8H258V9H259ZM141 9H142V11H141ZM144 9H145V10H144ZM152 9H151V10H152ZM164 9H165V8H164ZM164 9L162 10V12L164 11ZM184 9H185V8H184ZM184 9H183V10H184ZM191 9H192V8H191ZM205 9H206V8H205ZM205 9H203V10H205ZM208 9H209V8H208ZM211 9H210V10H211ZM220 9H221V7H220ZM222 9H223V8H222ZM232 9H234V8H232ZM232 9H231V10H232ZM246 9H247V8H246ZM252 9H254V8H252ZM252 9H249V10H252ZM262 9L264 10V8H262ZM262 9L260 8L259 10H262ZM131 10H132V9H131ZM166 10H168V9L166 8ZM183 10H180V11H183ZM210 10H209V12H210ZM215 10H216V9H215ZM226 10H227V9H226ZM226 10H225V11H226ZM231 10H230V11H231ZM240 10H242V9H240ZM244 10H245V9H244ZM254 10H255V9H254ZM259 10H255V11L258 12ZM135 11H138L139 13L142 12L143 15H144V17H143V15H140L138 12H135ZM144 11H145V13H144ZM147 11H148V12H147ZM169 11H170V10H169ZM176 11H177V10H176ZM185 11H186V9H185ZM187 11H188V10H187ZM194 11H195V9H194ZM207 11H208V10H207ZM230 11H229V12H230ZM232 11H233V10H232ZM236 11H237V9H236ZM246 11H248V10H246ZM4 12H5V13H4ZM146 12H147V13H146ZM166 12H167V11H166ZM189 12H190V11H189ZM209 12H208V13H209ZM213 12H214V11H213ZM213 12L211 11V14H212ZM215 12H216V11H215ZM219 12H220V11H219ZM229 12H227V13H229ZM233 12H234V11H233ZM233 12H232V13H233ZM239 12H240V11H239ZM252 12H253V10H252ZM261 12H263V11H261ZM142 13H141V14H142ZM183 13H184V11H183ZM186 13H188V12H186ZM203 13H204V12H203ZM206 13H207V12H206ZM225 13H226V12H225ZM225 13H224V14H225ZM227 13H226V15H227ZM234 13H235V12H234ZM240 13H241V12H240ZM240 13H239V15H240ZM244 13H245V12H244ZM244 13L242 12L241 14H243V16L245 15V17H243L245 20H242V21L245 22L247 16H248L249 14H251V13L246 12V14L248 13L247 16H246V14H244ZM254 13H255V12H254ZM258 13H259V12H258ZM258 13H257V14H258ZM153 14H154V13H153ZM153 14H152V15H153ZM165 14H167V13H165ZM165 14H164V15H165ZM189 14H190V13H189ZM191 14H193V13L191 12ZM191 14H190V15H191ZM211 14H209V16H210ZM235 14L237 15V12H236ZM235 14H234V15H235ZM252 14H253V13H252ZM157 15H158V17H161L162 13L160 14V16H159V13H158ZM190 15H187V16L185 15V16H186V19H187L188 16H190ZM205 15H206V14H205ZM219 15H220V14H219ZM219 15H217V16L219 17ZM232 15H233V14H232ZM232 15H229V16H232ZM239 15H238V16H239ZM254 15H255V14H254ZM258 15H262V14L259 13ZM145 16H146V17H145ZM162 16H163V15H162ZM179 16H180V13H179ZM181 16H182V14H181ZM181 16H180V17H181ZM195 16H196V15H195ZM195 16H194V17H195ZM202 16H203V15H202ZM221 16H222V15H221ZM251 16H252V15H251ZM140 17H143V18H145V19L142 20L143 18L141 19ZM154 17H157V16H154ZM158 17H157V18H158ZM183 17H184V16H183ZM191 17H192V16H191ZM198 17H199V14L197 15V18H198ZM207 17H208V15H207ZM226 17H227V16H226ZM226 17H225V18H226ZM235 17H236V16H235ZM255 17H257V16L255 15ZM261 17H262V16H260V18H261ZM152 18H153V19H152ZM178 18H179V17H178ZM195 18H196V17H195ZM203 18H204V16H203ZM205 18H206V17H205ZM208 18H209V17H208ZM210 18H211V17H210ZM215 18H216V17H215ZM221 18H222V17H221ZM230 18H231V17H230ZM232 18H233V17H232ZM239 18H240V16H239ZM243 18H242V19H243ZM257 18H258V17H257ZM257 18H256V19H257ZM260 18H258V19H260ZM262 18H263V17H262ZM140 19H141V20H140ZM148 19H149V18H148ZM159 19H160V18H159ZM164 19H166V22H167V19H168V18L166 17V18H164ZM169 19H170V17H169ZM179 19H180V18H179ZM179 19H178V20H179ZM181 19H182V18H181ZM199 19H200V18H199ZM219 19H220V18H218V20H219ZM228 19H229V18H228ZM228 19H227V20H228ZM234 19H235V18H234ZM236 19H238V17H237ZM254 19H255V18H252L251 20L255 21ZM258 19H257V21H259ZM136 20H137V21H136ZM149 20H150V19H149ZM160 20H161V19H160ZM160 20H158V23L160 22ZM162 20H163V19H162ZM162 20H161V22H162ZM182 20H184V19H182ZM187 20H188V19H187ZM191 20H192V19H191ZM191 20H190V21H191ZM197 20H198V19H197ZM214 20H215V19H214ZM240 20H241V18H240ZM249 20H250V19H249ZM260 20H261V19H260ZM132 21H133V22L136 21V22L133 23ZM138 21H140V22L137 23ZM141 21H142V22H143V21H145V22L148 21L149 24L146 25V23L144 22L145 24H144V26H143V25L141 24ZM169 21H170V20H169ZM198 21H199V20H198ZM201 21H202V19H201ZM210 21H211V20H210ZM216 21H217V20H216ZM253 21H252V22H249V23H254ZM262 21L264 22V19H263ZM148 22H147V23H148ZM161 22H160V24H161ZM163 22H164V21H163ZM174 22H175V21H174ZM180 22H181V21H180ZM188 22H189V21H188ZM191 22L193 23V21H191ZM195 22H197V21H195ZM204 22H205V21H204ZM211 22H212V21H211ZM211 22H210V23H211ZM228 22H229V21H228ZM244 22H243V23H244ZM132 23H133L134 25H133ZM135 23H136L137 25H138V24L141 25V27H140L139 25H138V26H139V27H138L137 25H135ZM158 23H157V24L154 23V25H158L157 27L155 26V28L157 29V30L155 29L156 31H159V29H160V31H164V30H165V27H168V26H165V25H164V26H165V27H164V30H162L161 28H159L160 25H159ZM164 23H165V22H164ZM167 23H168V22H167ZM169 23H170V22H169ZM169 23H168V24H169ZM175 23H177V22H175ZM183 23H184V22H183ZM186 23H187V22H186ZM198 23H199V22H198ZM229 23H230V22H229ZM233 23H234V22H233ZM240 23H241V22H240ZM245 23H246V22H245ZM152 24H153V23H152ZM165 24H166V23H165ZM172 24H173V23H172ZM187 24H188V23H187ZM195 24H196V23H195ZM195 24H194V25H195ZM204 24H205V23H204ZM206 24H207V23H206ZM212 24H213V23H212ZM255 24H256V23H255ZM169 25H170V24H169ZM191 25H192V24H191ZM201 25H203V24H201ZM238 25H239V24H238ZM241 25H243V24H241ZM244 25H245V24H244ZM248 25H249V24L247 23V26H248ZM133 26H136V28H140V29H141V30L139 29L140 31L137 30V31H138V34H135L137 31L133 30ZM173 26H174V25H173ZM176 26H177V25H176ZM186 26H187V25H186ZM196 26H197V25H196ZM205 26H206V25H205ZM212 26H213V25H212ZM214 26H215V24H214ZM239 26H240V25H239ZM239 26H238V27H239ZM247 26H246V27H247ZM250 26H251V25H250ZM256 26H257V27H256ZM261 26H262V25H261ZM150 27H151V29L154 28V27L151 26V25H150ZM161 27H162V26H161ZM171 27H172V26H171ZM171 27H170V28H171ZM189 27H190V25H189ZM198 27H199V26H198ZM229 27H230V25H229ZM234 27H235V25H234ZM238 27H237V28H238ZM240 27H241V26H240ZM242 27H243V26H242ZM251 27H252V26H251ZM251 27H250V28H251ZM255 27H256V28H255ZM255 27H254V28L257 29L256 31H258V24L255 25ZM158 28H159V29H158ZM175 28H176V27H175ZM179 28H180V27H179ZM187 28H188V27H187ZM200 28H201V27H200ZM203 28H204V27H203ZM213 28H214V27H213ZM250 28H249V29H250ZM116 29H117L118 31H121L122 33L116 31ZM151 29H149V30H151ZM166 29H167V31H169L168 28H166ZM173 29H174V28H173ZM173 29H172V30H173ZM177 29H178V28H177ZM181 29H182V28H181ZM185 29H186V28H185ZM190 29H191V28H190ZM193 29H194V27H193ZM206 29H208V27H207ZM230 29H233V28H230ZM234 29H235V28H234ZM238 29H239V28H238ZM255 29H254V32H255ZM259 29H262V28H259ZM114 30H115L116 32H115ZM144 30H145L146 32H145ZM170 30H171V29H170ZM172 30H171V31H172ZM175 30H176V29H175ZM196 30H197V29H196ZM198 30H199V29H198ZM212 30H213V29H212ZM228 30H229V29H228ZM112 31H113V33L115 32V38L113 37L114 34H113V33H110V32H112ZM192 31H193V30H192ZM213 31H215V30H213ZM213 31H212V32H213ZM216 31H217V30H216ZM230 31H231V30H230ZM234 31H236V33H237L238 30H234ZM133 32H134V33H133ZM149 32H150V31H149ZM153 32H154V31H153ZM169 32H170V31H169ZM173 32H174V31H173ZM173 32H172V34H173ZM182 32H183V31H182ZM195 32H196V31H195ZM201 32H202V31H201ZM201 32H200L199 34H201ZM206 32H207V31H206ZM223 32H226V31H223ZM231 32H233V31H231ZM238 32H239V31H238ZM242 32H243V28H242ZM242 32H241V33H242ZM245 32H246V31H245ZM248 32H249V30H248ZM248 32H247V35L250 33V32H249V33H248ZM252 32H253V31H252ZM259 32H260V34H261L262 32L264 33V31L261 32V30H260ZM117 33H118V34H117ZM131 33H132V35H133V34H134V35H133V36L131 35V37L128 36V35H130ZM159 33H161V32H159ZM162 33H163L162 36H165V35H166V32H165V35H164V32H162ZM170 33H171V32H170ZM170 33H169V34H170ZM176 33H177V31H176ZM176 33L174 32V34H176ZM203 33H204V32H203ZM207 33H208V32H207ZM228 33H229V31L227 32V34H228ZM239 33H240V32H239ZM239 33H237V34H239ZM263 33H262V35H263L262 37H264V34H263ZM116 34H117V35H116ZM141 34H142V33H141ZM150 34H151V33H150ZM152 34H155V33H152ZM172 34H170V35H172ZM174 34H173V35H174ZM191 34H194V33H191ZM191 34H190V35H191ZM209 34H210V33H209ZM233 34H235V32H234ZM251 34H252V36H254L253 33H251ZM254 34H255V33H254ZM143 35H140V36L143 37ZM148 35H149V34H148ZM170 35H168V37H169ZM176 35H178V33H177ZM205 35H206V34H205ZM205 35H204V36H205ZM213 35H214V34H213ZM222 35H223V34H222ZM239 35H240V34H239ZM6 36H7V35H6ZM120 36H119V37H120ZM150 36H151V35H149V38H150ZM157 36H158L157 39H159V38H160V37H159L160 35L158 34ZM194 36H195V35H194ZM200 36H201V35H200ZM200 36H199V37H200ZM204 36H203V37H204ZM211 36H212V35H211ZM211 36H210V37H211ZM220 36H221V35H220ZM228 36H229V34H228ZM231 36H232V34H231ZM241 36H242V34H241ZM257 36H258V35H257ZM129 37H130V38H129ZM142 37H139V38L142 39V41H139V40H140V39H139V40H138V43L143 42V41H144V43H145L146 40H143L144 37H143V38H142ZM146 37H148V36H146ZM173 37H174V36H173ZM205 37H206V36H205ZM205 37L202 38V36H201V38H202L201 40H204ZM213 37H215V36H213ZM223 37H224V36H223ZM233 37H235V36L233 35ZM245 37H246V34H245ZM248 37H250V36H248ZM113 38H114V39H113ZM163 38L165 39V37H163ZM175 38L177 39V37H174V39H175ZM181 38H182V37H181ZM189 38H190V36H189ZM189 38L187 37V39H189ZM193 38H194V37H193ZM193 38L191 37V40H192ZM207 38H208V37H207ZM211 38H212V37H211ZM235 38H237V39H241V38H242V39H243V37L238 38L237 36H236ZM235 38H234V39H235ZM251 38L253 39V37H251ZM258 38H259V37H258ZM128 39H127V40H128ZM132 39H134V38H132ZM166 39H168V38H166ZM166 39H165V40H166ZM182 39H183V38H182ZM219 39H220V37H219ZM222 39H223V38H222ZM225 39H227V38H225ZM229 39L234 40V39H232V38H229ZM237 39H235V41H236ZM260 39H263V38H260ZM147 40H148V39H147ZM153 40H155V39H153ZM159 40H160V39H159ZM170 40H172V38H171ZM178 40H179V39L175 40V41H176L175 44H178V43H177ZM191 40H190V41H191ZM195 40H197V39H195ZM215 40H216V39H215ZM223 40H224V39H223ZM231 40H230V41H231ZM245 40H246V39H245ZM245 40H244V42H245ZM247 40H248V39H247ZM2 41H3V40H2ZM125 41H126V40H125ZM151 41H152V40H151ZM151 41H149V42H151ZM160 41H161V40H160ZM168 41H169V40H168ZM168 41H166V43H167ZM205 41H206V40H205ZM209 41H210V39H209ZM235 41H234L233 43H235ZM240 41H241V40H240ZM242 41H243V40H242ZM242 41H241V42H242ZM249 41H250V40H249ZM252 41H253V40H252ZM254 41H255V40H254ZM258 41L261 42V40H258ZM258 41H256V43H257ZM262 41H263V40H262ZM6 42H7V41H6ZM131 42H132L133 44H135L134 42H136V40H135L134 42H133V40L128 41V44H130ZM147 42H148V41H147ZM147 42H146V43H147ZM154 42H155V41H154ZM162 42H163V41H162ZM173 42H174V41H173ZM179 42H180V41H179ZM195 42H196V41H195ZM202 42H203V41H202ZM211 42H213V41H210V43H211ZM220 42H222V41H220ZM227 42H229V41H227ZM238 42H239V41H238ZM241 42H240V45H242ZM244 42H243V43H244ZM247 42H248V41H246V43H247ZM124 43H125V42H124ZM124 43H122V44H124ZM132 43H131V44H132ZM138 43H137V44H138ZM144 43H142V44L140 43L139 45H140V46H141V45L143 46ZM146 43L144 44L145 46H146ZM164 43H165V42H164ZM166 43H165V44H166ZM181 43H182V40H181ZM185 43H187V42H185ZM188 43H191V42L188 41ZM192 43H193V41H192ZM197 43H198V42H196V45H197ZM199 43H200V42H199ZM205 43H206V42H205ZM205 43H203V44H205ZM210 43H206V45H210ZM231 43H232V42H231ZM262 43H263V42H262ZM117 44H118V43H117ZM117 44H116V45H117ZM120 44H121V43H120ZM125 44H126V43H125ZM128 44H127V45H128ZM131 44H130V46H128V47H131ZM153 44H154V43L152 42V45H153ZM160 44H161V42H160ZM170 44H171V43H170ZM175 44H174V45H175ZM182 44H183V43H182ZM203 44H201V45H203ZM220 44H222V43H220ZM229 44H230V43H229ZM237 44H238V43H237ZM247 44H249V43H247ZM247 44H246V45H247ZM118 45H119V44H118ZM149 45H150V44H149ZM162 45H163V43H162ZM166 45H167V44H166ZM166 45H165V46H166ZM172 45H173V44H172ZM198 45H199V44H198ZM198 45H197V46H198ZM225 45H226V44H225ZM231 45H232V44H230L229 46L232 47ZM262 45H263V44H262ZM5 46H6V45H5ZM123 46H124V45H123ZM160 46H161V45H160ZM170 46H171V45H170ZM175 46H177V45H175ZM175 46H174V47H175ZM187 46H188V45H187ZM212 46H213V44L210 45L211 48H212ZM229 46H227V47H229ZM234 46H235V44L233 45V47H234ZM236 46H237V45H236ZM251 46H253V45H251ZM125 47H127V46L125 45ZM132 47H133V45H132ZM136 47H139V46L136 45ZM152 47H153V46H152ZM154 47H155V46H154ZM174 47H172V50H174ZM182 47H183V46H182ZM188 47H189V46H188ZM192 47H193V46H192ZM194 47H195V49H196V46H194ZM194 47H193V48H194ZM213 47L215 48L216 46H213ZM220 47H221V46H220ZM238 47H239V46H238ZM247 47H248V46H247ZM255 47H256V45H255ZM257 47H259V45H258ZM261 47H262V46L260 45V48H261ZM140 48H142V47H140ZM146 48H147V47H146ZM146 48H145V50H146ZM161 48H163V47H161ZM190 48H191V47H190ZM198 48H199V46H198ZM201 48H202V47H201ZM204 48H206V47H204ZM211 48H210L209 50H207V51H212ZM223 48H224V47H223ZM225 48H226V47H225ZM225 48H224V49H225ZM243 48H245V47H243ZM249 48H250V47H249ZM110 49H112L113 51L110 50ZM115 49H116V50H115ZM126 49H127V48H126ZM128 49H129V48H128ZM136 49H137V48H136ZM152 49H153V48H152ZM164 49H165V48H164ZM164 49H163V50H164ZM167 49H169V48H167ZM177 49H178V48H177ZM191 49H192V48H191ZM199 49H200V48H199ZM199 49H198V50H199ZM202 49H203V48H202ZM206 49H207V48H206ZM215 49H216V48H215ZM215 49H214V50H215ZM224 49H223V50H224ZM235 49H237V47H236ZM245 49H246V48H245ZM254 49H255V48H254ZM261 49H262V48H261ZM107 50H109L110 52H114L115 54H113V53H112V54L115 55V56H117V58L119 57L120 54H118L116 51L119 50L118 52H119V53L122 52L121 55L123 54L122 56L125 57V59L127 60V62H126V61H123V60H124V59H123L124 57L122 58L121 55H120L121 57H119V58H122L123 60H122V59H120V60H119V59L116 60L117 58L115 57L116 59L114 58L115 61L113 62L114 59H113V60L111 59L112 56H111V57L109 56L110 58H109L108 56H106V55H108V53H110V52L107 51ZM130 50H131V49H130ZM138 50H139V49H138ZM143 50H144V49H143ZM145 50H144V51H145ZM148 50H150V49H148ZM169 50H171V49H169ZM172 50H171V51H172ZM230 50H232V49H229V51H230ZM243 50H244V49H243ZM246 50H247V49H246ZM249 50H250V49H249ZM257 50H259V49H257ZM257 50H256V51H257ZM140 51H141V50H140ZM177 51H178V50H177ZM184 51H186V50H184ZM190 51H191V50H190ZM203 51H205V49H204ZM219 51H221V50H219ZM226 51H227V49H226L224 52H226ZM251 51H252V49H251ZM251 51H249V52H251ZM107 52H108V53H107ZM133 52H135V50H134ZM142 52H143V51H142ZM155 52H156V51H155ZM155 52H154V53H155ZM161 52H162V50H161ZM165 52H166V50H165ZM186 52H188V50H187ZM191 52H193V50H192ZM194 52H195V51H194ZM197 52H198V51H197ZM215 52H216V50H215ZM224 52H223V53H224ZM235 52H236V51H235ZM240 52H242V51H240ZM247 52H248V51H247ZM253 52H255V51H253ZM257 52H260V51H257ZM106 53H107V54H106ZM147 53H150V52H147ZM154 53H153V54H154ZM158 53L160 54L159 51H158ZM166 53H168V52H166ZM169 53H170V52H169ZM169 53H168V54H169ZM173 53H174V52H173ZM175 53H176V52H175ZM178 53H179V51H178ZM207 53H208V52H206V53L204 52L205 55H206ZM217 53H218V52H217ZM217 53H216V55H217ZM227 53H228V51H227ZM231 53H232V52H231ZM243 53H244V52H243ZM255 53H256V52H255ZM261 53H262V52H261ZM110 54H111V53H110ZM110 54H109V55H110ZM116 54H118V55H116ZM138 54H141V53H139V51H138ZM142 54H143V53H142ZM142 54H141V55H142ZM144 54H145V52H144ZM150 54H151V53H150ZM180 54H181V53H180ZM182 54L184 55L185 53H182ZM189 54H191V53L189 52ZM193 54H194V53H193ZM197 54H199V52H198ZM219 54H221V52H220ZM237 54H238V53H237ZM256 54H257V53H256ZM256 54H255V58H256ZM104 55H105L106 57H105ZM129 55H131V54H129ZM141 55H140V56H141ZM175 55H176V54H175ZM175 55H173V56H175ZM195 55H196V54H195ZM195 55H194V56H195ZM200 55H202V51H201ZM227 55H228V54H227ZM232 55H234V54L232 53ZM240 55H242V53H240ZM135 56H137V55L135 54ZM143 56H147V55H143ZM143 56H141L142 58L139 57L138 59H139V60H140V58H141V59H144ZM148 56H149V55H148ZM150 56H154V55H150ZM150 56H149V57H150ZM156 56H157V55H156ZM156 56H155V57H156ZM169 56H170V55H169ZM189 56H190V55H189ZM202 56H204V55H202ZM202 56H201V57H202ZM208 56H209V55H208ZM212 56H214V55H212ZM220 56H221V55H220ZM225 56H226V54H225ZM228 56H229V55H228ZM230 56H231V55H230ZM235 56H236V55H235ZM242 56H243V55H242ZM248 56H249V53H248ZM263 56H264V55H263ZM107 57H108L109 59H107ZM160 57H161V55H160ZM160 57H159V59H160ZM164 57H165V59H168V58H167L168 55H167V57H166V55H164V56H163V59H164ZM170 57H171V56H170ZM170 57H169V58H170ZM186 57H187V56H186ZM186 57H185V58H186ZM198 57H199V55H198ZM201 57H199V58H201ZM204 57H205V56H204ZM204 57H202V58H204ZM210 57H211V56H210ZM216 57H217V56H216ZM218 57H219V56H218ZM237 57H238V56H237ZM243 57H244V56H243ZM251 57H253V56H251ZM261 57H262V56H261ZM127 58H128V56H127ZM133 58H134V57H133ZM146 58H147V57H146ZM157 58H158V57H157ZM157 58H156V59H157ZM193 58H194V57H193ZM205 58H206V57H205ZM221 58L224 59L225 57H223V55H222ZM221 58H220V59H221ZM227 58H228V57H227ZM227 58L224 59V61L226 60V62H227V61H228ZM259 58H260V57H259ZM129 59L132 60V58H130V56H129ZM150 59H152V58H150ZM153 59H155V58H153ZM170 59H171V58H170ZM170 59H168V60H170ZM174 59H175V58H174ZM174 59H173V60H174ZM178 59H179V58H178ZM186 59H187V58H186ZM191 59H192V56H191ZM194 59H196V56H195ZM206 59H207V58H206ZM206 59H203L204 62L209 63L208 61H205ZM208 59H209V58H208ZM214 59H216V58H214ZM218 59H219V58H218ZM223 59H222V60H223ZM231 59L233 60L232 57H231ZM235 59H238V60H239V59H241V58H236V57H235ZM242 59H243V58H242ZM248 59H249V58H248ZM256 59H258V57H257ZM256 59H255V60H256ZM182 60H184L183 57H182ZM209 60H212V59H209ZM232 60H231V61H232ZM250 60H251V59H250ZM262 60H263V59H261L260 61H262ZM109 61H110V63H109ZM145 61H146V60H145ZM145 61H144V62H145ZM148 61H149V60H148ZM151 61H154V60H151ZM151 61H150V62H151ZM155 61H156V63H158V61L161 62L160 60H155ZM162 61H164V60H162ZM179 61H180V60H179ZM187 61H188V60H186L185 63H187ZM192 61H193V59H192ZM196 61H197V60H196ZM212 61H213V60H212ZM216 61H217V62H216ZM216 61L214 60L215 63H219V60H216ZM229 61H230V60H229ZM236 61H237V60H236ZM240 61H241V60H240ZM257 61H259V60H257ZM118 62H117V63H118ZM121 62H119L118 64H115V65L118 66V65L121 64ZM131 62H132V61H131ZM139 62H141V61H139ZM142 62H143V61H142ZM150 62H148V63H150ZM165 62H166V61H165ZM165 62H164V63H165ZM174 62H175V61H174ZM181 62H182V61H181ZM194 62H195V60H194ZM200 62H201V60H200ZM220 62H221V61H220ZM222 62H223V61H222ZM246 62H248V61H246ZM252 62H254V61H252ZM105 63H106V64L109 63V64H108L109 67H107V68L105 69V66H103V67H104V68L102 67L103 70H104V71L106 70V71L104 72V71L102 70L101 66L104 65ZM115 63H116V62H115ZM133 63H135V62H133ZM189 63H190V62H189ZM192 63H193V62H192ZM228 63H230V62H228ZM231 63H232V62H231ZM231 63H230V64H231ZM233 63H234V62H233ZM236 63H237V62H236ZM239 63H240V62H239ZM243 63H244V62H243ZM243 63H242V65H243ZM250 63H251V62H250ZM254 63H256V61H255ZM130 64H131V63H130ZM135 64H136V63H135ZM165 64H166V63H165ZM173 64H174V63H173ZM182 64L184 65L183 62H182ZM205 64H206V63H205ZM223 64H224V63H223ZM223 64H222V65H223ZM234 64H235V63H234ZM234 64H233V65H234ZM137 65H138V64H137ZM141 65H145V64H142V63H141ZM146 65H148V64L146 63ZM154 65H155V64H154ZM160 65H161V64H160ZM166 65H167V64H166ZM168 65H169V63H168ZM175 65H176V62H175ZM178 65H179V64H178ZM187 65H188V64H187ZM208 65H210V64H208ZM215 65H216V64H215ZM233 65H232V67H233ZM242 65H241V66H242ZM251 65H252V63H251ZM259 65H260V64H259ZM106 66H107V65H106ZM148 66H152V65H148ZM185 66H186V64H185ZM198 66H199V65H198ZM200 66H204V67H205V65H202V64H200ZM212 66H214V65H212ZM212 66H211V68H213ZM225 66L227 67V65H225ZM228 66H229V64H228ZM237 66H238V64H237ZM245 66H246V64H245ZM261 66H262V65H261ZM118 67H119V66H118ZM118 67H117V69H118ZM120 67H123V66L120 65ZM125 67H124V68H125ZM128 67H130V65H129ZM128 67L125 68V69L123 68V70H127V69H129ZM140 67H141V66H140ZM143 67H144V66H143ZM143 67H141V68H142V69H141V68H138V66H137V68H138V69H141V70H143ZM152 67H153V66H152ZM152 67H151V68H152ZM168 67H169V66H168ZM172 67H173V66H172ZM179 67H180V66H179ZM182 67H183V66H182ZM194 67H196V66H194ZM206 67H207V65H206ZM217 67H218V65H217ZM217 67H216V68H217ZM223 67H224V66H223ZM230 67H231V66H230ZM239 67H240V66H239ZM242 67H243V66H242ZM242 67H241V69H242ZM248 67H249V65H248ZM255 67H256V66H255ZM262 67H263V66H262ZM133 68H134V66H133ZM147 68H148V67H147ZM155 68H156V67H155ZM158 68L160 69V67L158 66L157 69H155L156 72H159ZM162 68H163V67H162ZM166 68H167V67H166ZM180 68H181V67H180ZM186 68H187V67H186ZM189 68H191V66H189ZM192 68H193V67H192ZM201 68H203V67H201ZM233 68H234V67H233ZM233 68H232V70H234ZM251 68H252V66H251ZM260 68H261V67H260ZM113 69H115V71H117V70H116V67H113ZM131 69H132V68H131ZM134 69H135V68H134ZM149 69H150V68H149ZM153 69H154V68H153ZM153 69H151V70H153ZM177 69H178V67H177ZM182 69H184V68H182ZM206 69H207V68H206ZM217 69H218V68H217ZM219 69H220V67H219ZM223 69H224V68H223ZM226 69L228 70V67H227ZM229 69H231V68H229ZM249 69H250V68H249ZM252 69H253V68H252ZM261 69H262V68H261ZM119 70H120V68H119ZM119 70H118L117 72H119V74H121V73H122V71H121L122 69H121L120 71H119ZM147 70H148V69H147ZM151 70H149V71H151ZM157 70H158V71H157ZM198 70H199V69H198ZM212 70H213V69H212ZM232 70H231V71H232ZM235 70H237V69H235ZM256 70H257V69H256ZM256 70H255V71H256ZM263 70H264V69H263ZM263 70H261V72H262ZM100 71H102L103 73H101ZM133 71H134V70H132L130 73H133ZM135 71H136V70H135ZM165 71H167V70H165ZM165 71L162 69V72H165ZM168 71H169V70H168ZM171 71H172V70H171ZM171 71H170V72H171ZM175 71H176V70H175ZM177 71H178V70H177ZM177 71H176V72H177ZM182 71H184V70H182ZM182 71H180V72H182ZM186 71H187V70H186ZM199 71H200V70H199ZM199 71H197V72H199ZM205 71H206V70H205ZM214 71H215V70H214ZM228 71H229V70H228ZM231 71H229V72H231ZM239 71H240V70H239ZM239 71H238V72H239ZM244 71H245V68H244ZM127 72H128V73H127ZM142 72H143V71H141V72H139V73H142ZM154 72H155V71H154ZM160 72H161V70H160ZM189 72H190V71H189ZM192 72H193V71H192ZM197 72L195 73V71H194L195 74H197ZM210 72H211V71H210ZM215 72H216V71H215ZM218 72H219V71H218ZM225 72H226V71H225ZM229 72H227L225 75L227 76V74H229ZM233 72H234V71H233ZM233 72H232V73H233ZM240 72H241V71H240ZM245 72H246V71H245ZM249 72H250V71H249ZM258 72H259V71H258ZM261 72H260V73H261ZM263 72H264V71H263ZM113 73H114V72H113ZM123 73H124V74H122V75H123V76L125 75V78H126L127 74H129V71L127 70L126 73H125V72H123ZM137 73H138V72H136L135 74H137ZM139 73H138L137 75H139ZM144 73H145V71H144ZM148 73H149V72H148ZM171 73H172V72H171ZM178 73H179V71H178ZM183 73H184V72H183ZM200 73H201V71H200ZM202 73H204V71H203ZM207 73H208V71L204 74V75H206V77H207ZM213 73H214V72H213ZM216 73H217V72H216ZM216 73H214V74H216ZM223 73H224V72H223ZM234 73L236 74V72H234ZM234 73H233V74H234ZM241 73H244L243 70H242ZM250 73H251V72H250ZM101 74H102V75H101ZM114 74H115V73H114ZM117 74H118V73H117ZM150 74H151V73H150ZM154 74H158V73H153V75H154ZM172 74L174 75V74H176V73H172ZM190 74H191V73H190ZM211 74H212V72H211ZM233 74H232V76H234ZM247 74H248V73H247ZM115 75H116V74H115ZM142 75H143V74H142ZM161 75H162V73H161ZM161 75H159L160 78H161ZM169 75H170V74H169ZM184 75H185V73H184ZM184 75H183V76H184ZM209 75H210V74H209ZM212 75H213V74H212ZM218 75L221 76V72H220V74H218ZM222 75H223V74H222ZM225 75H224V76H225ZM237 75H238L237 77H239V73H238ZM252 75H253V74H252ZM254 75H255V73H254ZM261 75H262V74H261ZM113 76H114V75H113ZM113 76H112V77H113ZM118 76H119V75H118ZM120 76H121V75H120ZM123 76H122V79H124ZM144 76H146V75L144 74L143 77H144ZM149 76H150V75H149ZM159 76H158V77H159ZM176 76H177V78H178V75H176ZM179 76H181V75H179ZM183 76H182V77H183ZM191 76H192V75H191ZM200 76H201V75H200ZM200 76H199V77H200ZM216 76H217V75H216ZM216 76L213 75V76H209V77H210V78H211V77H212V78H216ZM229 76H231V75H229ZM257 76H258V75H257ZM114 77H115V76H114ZM127 77L129 78V76H127ZM138 77H139V76H138ZM147 77H148V74H147ZM152 77L154 78V76H152ZM155 77H156V76H155ZM166 77H169V76H168V73H167ZM166 77H165V79H166ZM170 77H172V75H171ZM187 77H188V76H187ZM187 77H186V78H187ZM196 77H197V76H195V78H194V77H192V78L198 80V78H196ZM259 77L261 78V76H259ZM259 77H258V78H259ZM262 77H263V76H262ZM134 78L137 79L135 76L133 77V79H134ZM141 78H142V77H141ZM150 78H151V77H150ZM174 78H175V77H174ZM174 78H173V79H174ZM186 78H185V79H186ZM190 78H191V77H190ZM220 78H221V77H218L217 79H220ZM224 78H225V77H223V79H224ZM230 78H231V77H230ZM234 78H235V76H234ZM234 78H233V79H234ZM240 78H241V77H240ZM243 78H244V77H243ZM252 78H253V77H252ZM254 78H255V77H254ZM256 78H257V77H256ZM258 78H257V79H258ZM115 79H116V78H115ZM122 79H121V81H123ZM131 79H132V74H131ZM133 79H132V80H133ZM135 79H134V80H135ZM154 79H155V78H154ZM168 79H170V78H168ZM202 79H203V77L201 78V80H202ZM205 79H206V78H205ZM205 79H203L202 81H206ZM223 79H221V80H223ZM236 79H237V78H236ZM245 79H246V77H245ZM263 79H264V78H263ZM100 80H101V81H100ZM107 80H106V81H103V83H107V82H108ZM126 80L129 81L130 78H129V79H126ZM132 80H131V81H132ZM138 80H139V82H140V79H138ZM138 80H137V85H141V84H138ZM142 80H143V79H142ZM156 80H157V77H156ZM160 80H162V79H160ZM160 80H159V81H160ZM176 80H177V79H176ZM183 80H184V79H182V80L180 79V81H183ZM207 80H208V79H207ZM210 80H211V79H210ZM210 80H209V81H210ZM224 80H225V79H224ZM226 80H227V79H226ZM228 80H229V79H228ZM250 80H251V79H250ZM258 80H259V79H258ZM111 81H112V80H110L109 82L112 84L113 81H112V82H111ZM119 81H120V78H119ZM150 81H151V79H150ZM150 81H149V82H150ZM169 81H170V80H169ZM169 81H168V82H169ZM187 81H188V80H187ZM192 81H193V80H192ZM192 81H191V82H192ZM212 81H214V79H213ZM217 81H218V80H216V83H217ZM231 81H232V80H231ZM256 81H257V80H256ZM263 81H264V80H263ZM109 82H108V83H109ZM116 82H117V80H116ZM126 82H127V81H126ZM135 82H136V80H135ZM135 82H134V83H135ZM146 82H147V80H146ZM152 82H154V81H152ZM152 82H151V83H152ZM166 82H167V81H166ZM166 82H165V85H166ZM168 82H167V83H168ZM170 82H171V81H170ZM172 82H173V81H172ZM177 82L179 83V81H177ZM194 82L196 83V81H194ZM218 82H220V81H218ZM225 82H226V81H225ZM237 82H240V83H241V81H237ZM261 82H262V81H261ZM114 83H115V81H114ZM119 83H120V82H119ZM134 83H133V84H134ZM182 83H183V82H181V84H182ZM185 83H186V80H185ZM189 83H190V82H189ZM204 83H205V82H204ZM212 83H213V82H212ZM223 83H224V81H223ZM233 83H234V81H233ZM263 83H264V82H263ZM123 84H124V81H123ZM148 84H150V83H148ZM155 84H157V82H156V83H153V84H151V85L155 86ZM162 84H164V80H163L162 83H160V85H162ZM169 84H170V83H169ZM174 84H175V81H174ZM181 84L179 83L177 86L180 85V87H181V86L185 87L184 84H183V85H181ZM186 84H187V83H186ZM207 84H208V82H207ZM213 84H214V83H213ZM217 84H218V83H217ZM224 84H225V83H224ZM234 84H235V83H234ZM237 84H239V83H237ZM242 84H243V83H242ZM250 84H252V83H250ZM260 84H261V83H260ZM118 85H119V84H117V87H118ZM121 85H122V83H121ZM121 85H120V86H121ZM125 85H126L127 87H126ZM135 85H136V84H135ZM160 85H159V86H160ZM221 85H222V83H221ZM245 85H246V84H245ZM256 85H258V84H256ZM256 85H255V86H256ZM103 86H105V87H103ZM124 86L128 89L127 91H128V94H129V93H130V92H129V91H130L129 89H131V91H132V88H130V86H131L130 81H129V84L126 83V84H124ZM124 86H123V88L120 89V90H122V91L120 92L121 95L116 96L117 98L120 97V96H123V95H124V94H122V92L125 91V89H124L125 87H124ZM141 86H143V84H142ZM162 86H163V85H162ZM170 86H171V85H170ZM192 86H194V85H192ZM195 86H196V85H195ZM202 86H203V85H202ZM204 86H205V84H204ZM207 86H208V87H207ZM207 86H206V91H208L207 88H210V87H209L210 85H207ZM213 86H215V85H211V87H213ZM217 86H218V85H217ZM217 86H216V87H217ZM224 86H225V85H224ZM250 86H251V85H250ZM114 87H115V86H114ZM121 87H122V86H121ZM131 87H132V86H131ZM137 87H138V86H137ZM137 87H136V88H137ZM146 87H148V86L146 85ZM146 87H145V88H146ZM183 87H182V88H183ZM188 87H191V85H190V86H187L186 88L188 89ZM220 87H223V85L220 86ZM238 87H239V86H238ZM240 87H241V86H240ZM104 88H105L106 91H103ZM119 88H120V87H119ZM150 88H151V87H150ZM152 88H154V87H152ZM177 88H178V87H177ZM186 88H185V89H186ZM191 88H192V87H191ZM193 88H194V87H193ZM218 88H219V86H218ZM226 88L228 89V87H226ZM230 88H232V87H230ZM234 88H236V86H235ZM252 88H255V87L252 86ZM262 88H263V87H262ZM107 89H108V91H107ZM111 89H115V90L112 91ZM123 89H124V90H123ZM133 89H135V88H134V85H133ZM138 89H139V88H137V90H138ZM140 89H141V88H140ZM154 89H155V88H154ZM160 89H161V88H160ZM164 89H165V88H164ZM168 89H169V88L167 87L166 90H168ZM174 89H175V88H174ZM178 89H179V88H178ZM195 89H198V88H195ZM202 89H204V88H202ZM211 89H212V88H211ZM219 89H220V88H219ZM221 89H222V88H221ZM237 89H239V88H237ZM242 89H243V88H242ZM250 89H251V88H250ZM250 89H249V90H250ZM255 89H258V88L256 87ZM109 90H111V91L114 92V93H112L111 91H110V92H111V93H110ZM157 90H158V89H157ZM182 90H184V89H182ZM198 90H199V89H198ZM213 90H215V89L213 88ZM216 90H218V89H216ZM233 90H234V89H233ZM233 90H232V91H233ZM249 90H248V91H249ZM133 91H134V90H133ZM133 91H132V92H133ZM168 91H170V90H168ZM178 91H179V90H178ZM185 91H186V90H185ZM187 91H188V90H187ZM191 91H192V89H191ZM194 91H195V90H194ZM209 91H210V90H209ZM220 91L222 92V90H220ZM228 91H229V90H228ZM228 91H227V92H228ZM243 91H244V90H243ZM245 91H246V90H245ZM254 91H256V90H254ZM258 91H259V90H258ZM262 91H264V89H263ZM262 91H261V92H262ZM118 92H119V90H118ZM135 92H136V91H135ZM142 92H143V91H142ZM146 92H147V91H146ZM149 92H150V91H149ZM151 92H152V91H151ZM157 92H159V91H157ZM157 92H156V93H157ZM163 92H164V90H163ZM163 92H161V93H163ZM188 92H190V91H188ZM188 92H185V93H188ZM197 92L199 93V91H197ZM214 92L217 94L219 91H217V92L214 91ZM221 92H220V93H221ZM223 92H224V91H223ZM223 92H222V93H223ZM225 92H226V91H225ZM249 92H250V91H249ZM103 93H105V94H103ZM166 93H167V91H166ZM171 93H172V92H170V93H168V94H170V95H174V94H171ZM176 93H177V92H176V89H175V94H176ZM180 93H181V92L179 91V94H180ZM182 93H183V92H182ZM191 93H193V91H192ZM200 93H202V92L200 91ZM207 93H208V92H206V94H207ZM220 93H219L218 100L223 99V98H220ZM240 93H241V91H240ZM244 93H245V92H244ZM244 93H243V94H244ZM246 93H247V92H246ZM252 93H253V92H252ZM254 93H256V92H254ZM257 93H258V92H257ZM259 93H260V91H259ZM109 94H110V95H109ZM125 94H127V93H125ZM128 94H127V95H128ZM130 94H131V93H130ZM137 94H138V92H137ZM141 94H142V93H141ZM141 94H140V96H141ZM143 94H144V93H143ZM152 94H153V93H152ZM195 94H197V93L195 92L194 95H195ZM208 94H210V93H208ZM230 94H231V93H230ZM147 95H150V93H149V94L147 93ZM147 95H145V96H147ZM158 95H160V94H158ZM183 95H184V94H183ZM186 95H188V94H186ZM199 95H200V94H198V96H199ZM203 95H204V94H203ZM221 95H224V94H221ZM226 95H227V94H226ZM236 95H237V94H236ZM257 95H258V94H257ZM257 95L255 94V96H257ZM114 96H115V95H114ZM129 96H131V95H129ZM129 96H128V97H129ZM155 96H156V95L152 96V98L155 97ZM190 96H192V95H190ZM201 96H202V95H200V97H201ZM204 96H205V95H204ZM215 96H217V95H215ZM215 96H214V99L216 98ZM227 96H228V95H227ZM230 96H231V95H230ZM232 96H234V95L232 94ZM248 96H250V95H248ZM251 96H252V95H251ZM251 96H250V97H251ZM255 96H254V97H255ZM259 96H260V95H259ZM261 96H262V95H261ZM124 97H125V96H124ZM133 97H135V93H134V96H133V94H132V97H131V98L133 99ZM150 97H151V96H150ZM162 97H163V96H162ZM165 97H166V96H165ZM167 97H168V96H167ZM170 97H171V96H170ZM170 97H169V99H170ZM188 97H189V96H188ZM223 97H225V96H223ZM95 98H96V97H95ZM95 98H94V99H95ZM97 98H99V97H97ZM113 98H114V97H113ZM113 98H112V99H113ZM117 98H116V99H117ZM135 98L137 99V98H139V97H135ZM156 98H157V96L155 97V99H156ZM159 98H160V97H159ZM175 98H176V97H175ZM178 98H180V96H179ZM181 98H185V96L182 97V95H181ZM186 98H187V97H186ZM196 98H197V97L195 96V98H192V99H196ZM198 98H199V97H198ZM201 98H202V97H201ZM201 98H200V99H201ZM203 98H204V97H203ZM208 98H209V101L211 102L212 99H210V97H208ZM212 98H213V97H212ZM219 98H220V99H219ZM235 98H236V97H235ZM235 98H234V99H235ZM243 98H244V96H243ZM259 98H260V97H259ZM261 98H262V97H261ZM116 99H115V100H116ZM124 99L127 100V98H124ZM132 99H131V100H132ZM146 99H147V98H146ZM146 99H144V97H143V100H146ZM150 99H151V98H150ZM166 99H167V98H166ZM172 99H173V98H172ZM172 99H170V102H171ZM187 99H189V98H187ZM187 99H186V100H187ZM205 99H206V98H205ZM227 99H228V98H227ZM232 99H233V98H232ZM238 99H239V98H238ZM238 99H237V100H238ZM255 99H257V98H255ZM126 100H123V99H122L121 102L126 101ZM138 100H139V99H138ZM179 100H180V99H178L177 101H179ZM198 100H199V99H198ZM241 100H242V99H241ZM244 100H245V99H244ZM246 100L248 101V99H246ZM257 100H258V99H257ZM262 100H263V99H262ZM99 101H101V100H99ZM133 101H134V102L131 101V103H135L136 100H133ZM147 101H149V98H148ZM157 101H158V99H157ZM164 101H166V100H164ZM172 101H174V100H172ZM175 101H176V100H175ZM189 101H190V100H189ZM191 101H192V100H191ZM201 101L203 102V100H201ZM207 101H208V99H207ZM212 101H213V100H212ZM258 101H259V100H258ZM92 102H93L95 105H94ZM136 102H137V101H136ZM140 102H141V101H140ZM142 102H143V101H142ZM142 102H141V103H142ZM150 102H152V100H150ZM181 102H182V101H181ZM196 102H198V101H196ZM214 102H216V104H217V101L214 100ZM221 102H222V100H221ZM221 102H219V103H220V104L225 103V102H222V103H221ZM226 102H228V101H226ZM238 102H239V101H238ZM243 102H246V101H243ZM243 102H242V103H243ZM116 103H117V102H116ZM123 103H124V102H123ZM128 103H129V102H128ZM157 103H158V102H156V104H157ZM163 103H164V102H163ZM167 103H168V102H167ZM174 103H175V102H174ZM177 103H178V102H177ZM183 103H184V102H183ZM185 103H186V102H185ZM198 103H199V102H198ZM204 103H205V102H204ZM211 103H212V102H211ZM219 103H218L217 106H219ZM232 103H233V102H232ZM247 103H248V102H247ZM252 103H253V102H252ZM255 103H256V102H255ZM263 103H264V102H263ZM97 104H98V102H97ZM111 104H110V105H111ZM113 104H114V102H113ZM113 104H112V106H113ZM143 104H144V102H143ZM152 104H153V102H152ZM186 104H187V103H186ZM194 104H195V103H194ZM200 104H201V102H200ZM202 104H203V103H202ZM216 104H215V105H216ZM230 104H231V103H230ZM230 104H229V105H230ZM249 104H250V102H249ZM257 104H258V102H257ZM102 105H103V104H102ZM102 105H101V106H102ZM116 105H119V103H117ZM120 105H121V103H120ZM120 105H119V106H120ZM127 105H128V104H127ZM149 105H150V104H149ZM160 105L163 106L162 102H161ZM172 105H173V104H171V106H172ZM181 105H182V104H180L179 106H181ZM184 105H185V104H184ZM187 105H188V104H187ZM196 105H197V104H196ZM209 105H210V104H209ZM240 105H242V104H240ZM251 105H252V104H251ZM57 106H60V107H57ZM89 106H90V107H89ZM96 106H97V105H96ZM104 106H105V105H104ZM119 106H117V107H119ZM121 106H122V105H121ZM125 106H126V105H125ZM130 106H131V104H130ZM143 106H144V105H143ZM143 106H142V108L144 109L146 106H144V107H143ZM174 106H175V105H173L172 108H176V106H177L178 108H180V107L178 106V104H176L175 107H174ZM185 106H186V105H185ZM191 106H192V105H191ZM191 106H190V107H191ZM193 106H194V105H193ZM203 106H206V104L203 105ZM217 106H216V108L221 107V105H220L219 107H217ZM235 106H236V105H235ZM242 106H244V105H242ZM256 106H257V105H256ZM256 106H255V108H256ZM259 106H260V105H259ZM87 107H89L90 111H89V109H87ZM98 107L100 108V105H99ZM98 107H95V108H98ZM106 107H107V106H106ZM113 107H114V106H113ZM115 107H116V106H115ZM122 107H123V106H122ZM131 107H132V106H131ZM131 107H130V108H131ZM148 107H149V106H148ZM150 107H151V105H150ZM155 107H156V106H155ZM157 107H158V105H157ZM182 107H183V106H181V108H182ZM196 107H197V106H196ZM198 107L201 108V105L198 106ZM224 107H225V106L222 105V108H223V109H222V108H219V109L224 110ZM244 107H245V106H244ZM248 107H249V106H248ZM253 107H254V106H253ZM99 108H98V110H99ZM101 108H102V107H101ZM101 108H100V110H101ZM107 108H108V107H107ZM133 108H134V107H133ZM137 108H138V107H137ZM137 108H136V110H137ZM146 108H147V107H146ZM151 108H152V110L154 109L153 107H151ZM164 108H165V107L163 106V109H164ZM169 108H170V106H169ZM181 108H180V109H181ZM193 108H194V107H193ZM226 108H227V107H226ZM226 108H225V109H226ZM260 108H261V107H260ZM56 109H57V111H56ZM127 109H128V108H127ZM143 109H142V110H143ZM155 109H156V108H155ZM176 109H177V108H176ZM185 109H186V111H187V108H185ZM190 109H192V108H190ZM205 109H206V108H205ZM232 109H233V108H232ZM246 109H247V108H246ZM253 109H254V108H253ZM87 110H88V111H87ZM96 110H97V109H96ZM103 110H104V109H103ZM108 110H111V108L106 109V111H108ZM118 110H119V109H118ZM120 110H121V109H120ZM131 110H132V109H131ZM146 110H147V109H146ZM165 110H166V108H165ZM173 110H174V109H172L171 111H173ZM181 110H182V109H181ZM188 110H189V108H188ZM192 110H193V109H192ZM192 110H191V111H192ZM194 110H195V109H194ZM198 110L201 111V109H198ZM198 110L193 111V113H196ZM214 110H215V108H214ZM227 110H228V109H227ZM233 110H234V109H233ZM249 110H250V109H249ZM251 110H252V109H251ZM254 110H255V109H254ZM93 111H94V110H93ZM113 111H114V110H113ZM115 111H116V110H115ZM115 111H114V112H115ZM121 111H122V110H121ZM121 111H120V112H121ZM128 111H129V110H128ZM134 111H135V109H134ZM140 111H141V110H140ZM167 111H168V108H167ZM167 111H166V112H167ZM178 111H179V110H178ZM186 111H185V112H186ZM203 111H204V110H203ZM208 111H209V110H208ZM225 111H226V110H225ZM225 111H224V112H225ZM236 111H237V110H236ZM257 111H259V110H257ZM68 112H69V113H68ZM98 112H99V111H98ZM148 112H149V111H146L147 114H148ZM150 112H151V111H150ZM156 112H158V109H157ZM160 112H161V111H160ZM173 112H174V111H173ZM188 112H189V111H188ZM188 112H187V113H188ZM209 112H210V111H209ZM226 112H227V111H226ZM226 112H225V114H226ZM228 112H230V111H228ZM240 112H241V110H240ZM251 112H252V111H251ZM261 112H262V111H261ZM87 113H88V114H87ZM92 113H93V112H92ZM96 113H97V112H96ZM107 113H108V112H107ZM109 113L111 114V112H109ZM122 113H123V112H121V115H122ZM126 113H127V111H126ZM128 113H129V112H128ZM137 113H138V112H137ZM170 113H171V112H170ZM177 113H178V112H177ZM177 113H175V114H177ZM190 113L192 114V112H189V114H190ZM197 113H198V112H197ZM199 113H201V112H199ZM199 113H198V114H199ZM211 113H212V112H211ZM221 113H222V112H221ZM249 113H250V112H249ZM258 113H259V112H258ZM68 114H69V116H68ZM93 114H94V113H93ZM97 114H98V113H97ZM99 114H100V113H99ZM113 114H114V113H113ZM115 114H116V112H115ZM117 114H118V113H117ZM130 114H131V113H130ZM140 114H141V113H140ZM144 114H145V111H144ZM150 114H152V113H150ZM154 114H155V113H154ZM154 114H152V115H154ZM156 114H157V113H156ZM164 114H165V113H164ZM167 114H168V113H167ZM185 114H186V113H184L183 116H184ZM219 114H220V112H219ZM219 114H218V115H219ZM223 114H224V113H223ZM225 114H224V116H225ZM230 114H231V113H230ZM244 114H246V113H244ZM250 114H251V113H250ZM256 114H257V112H256ZM60 115H61V116H60ZM62 115H64V117H67V116H68V117H67V125H69V122H70V124L75 123V122H73V121H76L77 123L80 122L79 124L75 125V127H71L72 125L70 126L71 128L69 127L70 130H72V128L76 129L75 131L73 130L74 132H73V131H71V132H69V133L66 132L65 129H67L66 127H68V126H66V127L64 126V120H65V119L63 120ZM94 115H95V114H94ZM107 115H108V114H107ZM119 115H120V114H119ZM141 115H142V114H141ZM159 115H160V113H159ZM169 115L171 116V114H169ZM177 115H178V114H177ZM192 115H193V114H192ZM192 115H191V117H192ZM209 115H210V114H209ZM220 115H221L222 118H224V116H222V114H220ZM226 115H228V114H226ZM231 115H232V114H231ZM235 115H236V114H235ZM235 115H234V116H235ZM248 115H249V114H248ZM248 115H246V118H247ZM251 115H253V114H251ZM251 115H250V116H251ZM258 115H259V114H258ZM260 115H261V114H260ZM87 116L91 117V120H90V121H89V120L87 121V119H85V118H87ZM108 116H109V115H108ZM108 116H107V117H108ZM110 116H113V115L111 114ZM115 116H116V115H115ZM117 116H118V115H117ZM124 116H125V115H124ZM147 116H149V115H147ZM162 116H164V115H162ZM178 116H182V115H178ZM185 116H186V115H185ZM189 116H190V115H189ZM195 116L197 117V114H196ZM207 116H208V114H207ZM213 116H214V115H213ZM238 116H239V115H238ZM243 116H244V115H243ZM25 117H27V118H25ZM69 117H70V118H69ZM101 117H102V116H101ZM122 117H123V115H122ZM126 117H127V116H126ZM139 117H141V116H139ZM151 117H152V116H151ZM157 117H159V116L156 115L155 118H157ZM160 117H161V116H160ZM160 117H159V118H160ZM171 117H172V116H171ZM174 117H177V116L174 115V116H173V119H174ZM187 117H188V115H187ZM196 117H195V118L193 117V118L196 119ZM204 117H205V116H204ZM221 117H220V120L222 121ZM231 117H232V116H231ZM239 117H240V116H239ZM244 117H245V116H244ZM248 117H249V116H248ZM28 118H29L30 120H29ZM38 118H40V120H41V118H42V120H44L45 123L43 122V124H45V125L42 127V129H44V130H46V129L48 128V126L51 125V124L48 125L49 122H50V123H51V122H54V121H56V120H59V118L61 119V122L63 121V124L60 123L61 126H58V124L55 125V126H56L55 129H56V131H57V132H56V131H55V132H56L57 136H60V137H61V139L59 138V140H63V142L60 141V145H61V146H60V145L58 146V147H60V149H62L61 151H63V152H62L63 154H62L61 156L58 154L59 157L61 158V161L57 160V159H58V156H57V154L55 153V151H56L57 148L55 147L56 149H55V148L52 149V146H50V143H49V142L47 143V141H46V142H45V141L43 142V140H42V142H43L44 144H46V145L43 144V145L41 146V144L38 143L39 145L36 146V144H33V147H36V148L39 147V146L42 147V148L40 149V152H39V150H38L39 154H38V152L32 154L33 152H35V148H31L32 146H30V147H26V148H29V149L31 150V151H28V149H26L27 152H25V151L22 150V148H23L22 146H21V150H22V151L19 150V151H20L19 153L17 152L18 149L15 150V148H14V147H15L14 144H18L17 142H15V140H16L17 138L20 139V137H19L20 135H21V137H22L23 140H25V139H24V137H25V138H26L25 141L28 140L27 142H29L30 145H32L31 142H32V143H33V142L35 143L34 140H33V141L30 140L31 137H32L33 135L31 134L32 136H31V137L29 136V138H28V134H27L25 131H24V132H19V131H21V130H22V131L24 130V129H21V128H19V127L22 125V124H21V123H22L21 121H23V123L28 122V121H31V123H32V125H33V123H35V122H39V121H37V120H39ZM68 118H69V120H70L69 122H68ZM94 118H95V117H94ZM104 118H105V117H104ZM104 118H102V119L100 118V119L102 120V122H103V119H104ZM108 118H109V117H108ZM116 118H117V117H116ZM127 118H130V117H127ZM127 118H126V119H127ZM135 118H136V114H135L134 119H135ZM149 118H150V117H149ZM152 118H153V117H152ZM161 118H162V117H161ZM161 118H160V119H161ZM167 118H168V117H167ZM182 118H183V117H182ZM197 118H198V117H197ZM199 118H200V117H199ZM207 118H208V117H207ZM215 118H216V117H215ZM234 118H235V117H234ZM259 118H261V117H259ZM20 119H21V120H20ZM22 119H25V121L22 120ZM27 119H28V120H27ZM83 119H85V120H83ZM89 119H90V118H89ZM98 119H99V117H98ZM100 119H99V121H100ZM137 119H138V118H137ZM146 119H147V117H146ZM180 119H181V118H180ZM183 119H184V120H182V121L187 120V119H185V118H183ZM189 119H190V117H189ZM189 119H188V121H189ZM226 119H227V118H226ZM228 119H229V118H228ZM231 119H232V118H230V120H231ZM244 119H245V118H244ZM254 119H255V118H254ZM96 120H97V119H96ZM114 120H115V119H114ZM123 120H124V119H123ZM163 120H164V119H163ZM163 120H162L161 122H163ZM166 120L168 121V119H166ZM175 120H176V119H175ZM177 120H179V119H177ZM200 120L203 121L204 119H199V121H200ZM211 120H212V119H211ZM211 120H210V121H211ZM230 120H228V121H230ZM236 120H237V119H236ZM59 121H60V120H59ZM81 121H83L84 123L81 122ZM106 121H108V120H106ZM116 121H118V119H117ZM116 121H115V122H116ZM131 121H132V120H131ZM140 121H141V120H140ZM150 121H151V120H150ZM155 121H156V119H155ZM157 121H159V120H157ZM157 121H156V122H157ZM169 121H170V120H169ZM172 121H174V120H172ZM182 121H181V122H182ZM191 121H192V119H190L189 122H191ZM196 121L198 122V119H197ZM202 121H201V122H202ZM204 121H206V120H204ZM207 121H208V120H207ZM224 121H225V120H224ZM224 121H223V122H224ZM232 121H233V120H232ZM238 121H239V120H238ZM240 121H241V120H240ZM246 121H247V120H246ZM249 121H250V120H249ZM252 121H253V120H252ZM256 121H257V120H256ZM256 121H255V122H256ZM262 121H264V120H262ZM262 121H261V122H262ZM20 122H21V123H20ZM93 122H94V121H93ZM96 122H97V121H96ZM120 122H121V121H120ZM128 122H129V121H128ZM153 122H154V121H153ZM176 122H178V121H176ZM185 122H187V121H185ZM189 122H188V123H189ZM197 122H196L195 125H197ZM201 122H198V124L201 123ZM223 122H222V125H224L227 121H225V123H223ZM242 122H245V121L242 120ZM247 122H248V121H247ZM258 122H259V121H258ZM28 123H30V122H28ZM28 123H26V124H28ZM65 123H66V122H65ZM112 123H113V121H112ZM121 123H122V122H121ZM121 123H120V124H121ZM125 123H126V122H125ZM131 123H132V122H131ZM131 123H129V124H131ZM142 123H144V121H143ZM147 123H148V122H147ZM151 123H152V121H151ZM151 123H150V124H151ZM158 123H159V122H158ZM164 123H165V122H164ZM164 123H163V125H164ZM166 123L168 124L169 122H166ZM170 123H172V122H170ZM179 123H180V122H179ZM204 123H205V122H204ZM204 123H203V124H204ZM215 123H216V122H215ZM215 123H214V124H215ZM228 123H229V122H228ZM232 123H234V121H233ZM240 123H241V122H240ZM252 123H254V122H252ZM19 124H20V125H19ZM41 124H42V123H41ZM93 124H95V123H93ZM93 124H91V125H93ZM98 124H100V123H98ZM133 124L135 125V123H133ZM138 124H140V122H139ZM144 124H145V123H144ZM144 124H143V125H144ZM167 124H166L165 126H167ZM177 124H178V123H177ZM189 124H191V123H189ZM220 124H221V123H220ZM236 124H238V122H237ZM241 124H242V123H241ZM243 124L246 125L247 123H243ZM250 124H251V123H250ZM250 124H249V125H250ZM258 124H259V123H258ZM29 125H30V124H29ZM52 125H53V124H52ZM78 125H79V126H78ZM87 125H88V127H86ZM96 125H97V124H96ZM110 125H111V124H110ZM117 125H118V124H117ZM121 125H122V124H121ZM141 125H142V124H141ZM143 125H142V126H143ZM157 125H158V124H157ZM159 125H160V124H159ZM179 125H181V124H179ZM182 125H183V123H182ZM182 125H181V126H182ZM192 125H194V122H193ZM200 125L203 126L202 124H200ZM207 125H208V124H207ZM227 125H228V124H227ZM227 125L224 127V129H225V128L227 129ZM244 125H243V126H244ZM254 125H255V124H254ZM1 126H2V127H1ZM24 126H25V125H24ZM53 126H54V125H53ZM77 126H78V128H77ZM98 126H101V124H100V125H97V129H98ZM102 126H103V125H102ZM105 126H107V124H106ZM113 126H114V125H113ZM127 126H130V125L127 124L126 127H127ZM132 126H133V125H131V127H132ZM139 126H140V125H139ZM144 126H146V124H145ZM144 126H143V127H144ZM147 126H148V124H147ZM160 126H161V125H160ZM171 126H172V125H171ZM177 126H178V125H177ZM183 126H186V125H183ZM189 126H191V125H188V127H189ZM201 126H199V127L196 126V127L200 128ZM204 126H206V125H204ZM204 126H203V127H204ZM215 126H216V125H215ZM228 126H229V125H228ZM247 126H248V125H247ZM247 126H246V127H247ZM251 126H252V125H251ZM21 127H22V126H21ZM34 127H35V126H34ZM57 127H59V128L57 129ZM90 127H93V129H94V125H93V126H90ZM111 127H112V126H111ZM118 127H119V126H118ZM124 127H125V124H124ZM131 127H128L127 129L129 130V128H131ZM148 127H149V126H148ZM148 127H146V130H147ZM155 127H156V126H155ZM172 127H173V126H172ZM179 127H180V126H178V128H179ZM196 127H195V128H196ZM203 127H202V128H203ZM209 127L211 128V126H209ZM212 127H213V125H212ZM232 127H233V126H232ZM234 127H235V125H234ZM248 127H250V126H248ZM254 127H255V126H254ZM257 127H258V126H257ZM259 127H260V126H259ZM263 127H264V126H263ZM30 128H31V126H30ZM38 128H39V127H38ZM50 128H51V127H50ZM52 128H53V127H52ZM108 128H109V127H108ZM113 128L115 129V127H112V130H113ZM120 128H121V127H120ZM120 128H116V129H120ZM122 128H123V127H122ZM122 128H121V129H122ZM132 128H133V127H132ZM132 128H131V129H132ZM138 128H139V127H138ZM140 128H141V127H140ZM150 128H152V125H150ZM156 128H157V127H156ZM158 128H159V127H158ZM160 128H161V127H160ZM163 128H164V127H163ZM165 128H166V127H165ZM202 128H201V129H202ZM206 128H208V127H206ZM206 128H204V130H205ZM221 128H222V127H221ZM229 128H230V127H229ZM239 128H240V127H239ZM239 128H238V130H239ZM250 128H251V127H250ZM255 128H256V127H255ZM20 129H21V130H20ZM26 129H27V128H26ZM32 129H33V128H32ZM36 129H37V128H36ZM83 129H82V131H84ZM89 129H91V128H89ZM95 129H96V127H95ZM97 129H96V132H97ZM106 129H107V128H106ZM109 129H110V128H109ZM134 129H135V128H134ZM136 129H137V128H136ZM171 129H172V128H171ZM171 129H170V130H171ZM180 129H181V128H180ZM180 129H179V130H180ZM201 129H200V130L198 129V131L200 132ZM208 129H209V128H208ZM219 129H220V127H219ZM224 129H223V130H224ZM234 129H235V128H234ZM244 129H245V128H244ZM256 129H257V128H256ZM259 129H260V128H259ZM30 130H31V129H30ZM33 130H34V129H33ZM33 130H31V131H33ZM44 130H43V133L49 131L48 129H47L48 131H47V130L44 131ZM70 130H69V131H70ZM144 130H145V129H144ZM146 130H145V131H146ZM151 130H152V129H151ZM159 130H160V129H159ZM159 130H158V131H159ZM166 130L168 131V129H166ZM183 130L186 131L187 129H186V130L183 129ZM183 130H181V131H183ZM188 130H189V132L187 131V132H184V133H188V134H189V133H190V127H189ZM192 130H194V128H191V131H192ZM209 130H211V129H209ZM213 130H214V128H213ZM221 130H222V129H221ZM228 130H229V129H228ZM228 130H227L226 132H228ZM238 130H236V131H237V134L239 133ZM241 130H242V129H241ZM241 130H240V131H241ZM247 130H248V129H247ZM247 130H246V131H247ZM257 130H258V129H257ZM261 130H262V127H261ZM26 131H27V130H26ZM31 131H30V132H31ZM34 131H35V130H34ZM34 131H33V132H34ZM67 131H68V130H67ZM87 131H89V130H87ZM94 131H95V130H94ZM102 131H103V130H102ZM105 131H106V130H105ZM140 131H142V129H140ZM148 131H149V129H148ZM152 131L154 132V129H153ZM152 131H151V132H152ZM155 131H156V133H158V132H157V129H156ZM167 131H164V132L166 133ZM176 131H177V130H176ZM196 131H197V129H195L194 132L196 133ZM202 131H203V130H202ZM206 131H207V129H206ZM216 131H217V130H215L214 133H216ZM219 131H220V130H219ZM242 131H243V130H242ZM242 131H241V132H242ZM30 132H29V133H30ZM36 132H38V131H36ZM84 132H86V130H85ZM84 132H82V134H83ZM92 132H93V130H92ZM113 132H114V131H113ZM119 132H120V130H119ZM131 132H132V131H131ZM133 132H134V130H133ZM133 132H132V133H133ZM138 132H139V130H138ZM142 132H143V131H142ZM153 132H152V133H153ZM161 132H162V131H161ZM179 132H180V131H178V132L175 134V136H176L177 134H178L179 137L183 136V135L181 134L182 132H180V133H179ZM194 132L192 131L191 133H194ZM199 132H198V133H199ZM203 132L205 133V131H203ZM203 132H201V133H203ZM207 132H208V131H207ZM210 132H211V131H210ZM210 132H209V133H210ZM247 132H248V131H247ZM247 132H246V133H247ZM253 132H254V131H253ZM19 133H21V134L19 135ZM22 133H23V134L25 133L27 136H25V134L23 135ZM40 133H41V132H40ZM72 133H73V134H72ZM78 133H79V134H78ZM89 133H90V131H89ZM120 133H121V132H120ZM128 133H129V132H128ZM134 133H135V132H134ZM147 133H148V132H147ZM168 133H169V132H168ZM168 133H167V134H168ZM184 133H183V134H184ZM198 133H197V134H198ZM204 133H203V134H204ZM209 133L206 134V136L209 135ZM214 133H213V134H214ZM230 133H231V132H230ZM230 133H229V134H230ZM232 133H233V132H232ZM235 133H236V132H235ZM249 133H250V132H249ZM258 133H259V132H258ZM258 133H257V134H258ZM33 134H34V133H33ZM45 134H46V133H45ZM54 134H55V133H54ZM54 134H53V135H54ZM67 134H68V136H70L71 138H72V136H73V138H74V139L72 138V139H73V140H72L70 137H68L69 140L71 139V140H70L71 142L69 141L70 143L67 142V141H68V139L66 138V137H67ZM69 134H72V135H69ZM82 134H81V135H82ZM105 134H106V133H105ZM111 134H113V133H111ZM138 134H139V133H138ZM141 134H142V133H140V135H141ZM143 134H144V133H143ZM145 134H146V132H145ZM145 134H144V135H145ZM150 134H151V133H150ZM163 134H164V133H162V135H163ZM171 134H172V136L175 138V136L173 135L172 132H171ZM171 134H169L168 137H170ZM180 134H181V136H180ZM188 134H186V135H184V136H187ZM219 134H220V133H219ZM219 134H218V135H219ZM221 134H222V132H221ZM221 134H220V135H221ZM224 134H225V133H224ZM237 134H236V135H237ZM242 134H243V132H242ZM250 134H251V133H250ZM250 134H248V135H250ZM255 134H256V133H255ZM259 134H260V133H259ZM262 134H263V132H262ZM262 134H261V135H262ZM18 135H19V136H18ZM29 135H30V134H29ZM34 135H36V134H34ZM50 135H51V134H50ZM81 135H80V136H81ZM83 135L85 136V134H83ZM87 135H88V134H87ZM96 135H97V134H96ZM96 135H95V136H96ZM99 135L101 136V134H99ZM107 135H108V134H107ZM118 135H119V134H118ZM126 135H127V134H126ZM133 135L135 136V134H133ZM144 135H143V136H144ZM148 135H149V134H148ZM154 135H155V134H154ZM157 135H158V134H157ZM159 135H160V133H159ZM159 135H158V136H159ZM189 135H191V134H189ZM189 135H188V137H190ZM194 135H195V134H194ZM199 135H202V134H199ZM199 135H198V137H199ZM226 135H227V134H226ZM248 135H245V136H247V138H248ZM253 135H254V133H253ZM0 136H1V135H0ZM23 136H24V137H23ZM45 136H46V135H45ZM45 136H44V137H45ZM48 136H49V135H48ZM89 136H90V135H89ZM102 136H103V135H102ZM109 136H110V135H109ZM111 136H112V135H111ZM123 136H124V135H123ZM129 136H130V135H129ZM136 136H137V135H136ZM141 136H142V135H141ZM143 136L140 137V138H144L146 135H145L144 137H143ZM151 136H152V135H151ZM163 136H164V135H163ZM165 136H166V134H165ZM172 136H171V137H172ZM178 136L176 137V139L179 138ZM191 136H192V135H191ZM204 136H205V135H203V137H204ZM210 136L212 137V134H211ZM222 136H224V135H222ZM227 136H228V135H227ZM230 136H232V135L230 134ZM234 136H235V135H234ZM238 136H240V135H238ZM251 136H252V135H251ZM35 137H36V136H35ZM38 137H40V136H38ZM38 137H36V138H38ZM78 137H79V136H78ZM82 137H83V136H82ZM87 137H88V136H87ZM96 137H97V136H96ZM120 137H122V134H121ZM120 137H119V138H120ZM130 137H131V136H130ZM130 137H129V138H130ZM138 137H139V136H138ZM148 137H149V136H148ZM192 137H193V136H192ZM194 137H197V136H194ZM203 137H202V140H201V139H200V140H201V141H204V142H206V141H205L206 139H210V137L208 136L209 138L207 137L206 139L204 138L205 140H203ZM216 137H217V135H216ZM216 137H214V138H216ZM249 137H250V136H249ZM49 138H51V136H50ZM85 138H86V137H85ZM85 138H84V141H83V140H79V139H76V140H78V141H82V145H83L84 142H85L84 145H87V144H86L87 140L85 141ZM92 138H93V136H92ZM92 138H91V140H92ZM94 138H95V137H94ZM113 138H114V137H113ZM117 138H118V137H117ZM129 138H128V139H129ZM135 138H136V137H135ZM156 138L158 139L159 137H156ZM162 138H163V137H162ZM162 138H160V139H162ZM174 138H172V139H174ZM183 138H184V137H183ZM199 138H200V137H199ZM220 138L223 139L222 137H220ZM263 138H264V137H263ZM18 139H17V141H18ZM39 139H40V138H39ZM42 139H43V138H42ZM66 139H67V141H66ZM80 139H82V138L80 137ZM88 139H89V138H88ZM95 139H96V138H95ZM100 139H101V138H100ZM103 139H105V138H103ZM107 139H108V138H107ZM111 139H112V137H111ZM115 139H116V138H115ZM126 139H127V137H126ZM138 139H139V138H138ZM157 139H156V140H157ZM170 139H171V138H170ZM176 139H175V140H176ZM186 139H187V138H186ZM190 139H191V138H190ZM193 139H194V138H193ZM195 139H196V138H195ZM197 139H198V138H197ZM216 139H217V138H216ZM216 139H214V141H215ZM235 139H236V137H235ZM243 139L245 140V137H244ZM248 139H249V138H248ZM250 139H251V137H250ZM253 139H254V136H253ZM259 139H260V138H259ZM259 139H258V140H259ZM1 140H0V141H1ZM37 140H38V139H37ZM50 140H51V139H50ZM50 140H49V141H50ZM55 140H56V139H55ZM76 140L74 141V142H75V143H74V144H75L74 146H76V144H77V143H76ZM91 140H88V141H91ZM113 140H114V139H113ZM113 140H112V141H113ZM131 140H133V138H132ZM142 140H143V139H142ZM142 140L140 139V141H142ZM147 140H148V139H147ZM147 140H146V141H147ZM153 140H154V139H153ZM168 140H169V139H168ZM175 140H173V141H175ZM181 140H182V138L180 139V141H181ZM188 140H189V139H188ZM198 140H199V139H198ZM198 140H197V141H198ZM210 140H211V139H210ZM226 140H228V142H229V139L226 138ZM258 140H257V142H259ZM261 140H262V139H261ZM5 141H6V140H5ZM25 141H23V142H25ZM30 141H31V142H30ZM52 141H53V139H52ZM57 141H58V139H57ZM102 141H103V140H102ZM104 141H105V140H104ZM109 141H110V140H109ZM125 141H126V140H125ZM127 141H130V139L127 140ZM135 141L139 142L138 140H135ZM154 141H155V140H154ZM163 141H164V140H163ZM165 141H166V140H165ZM182 141H183V143H182V142H181V143L184 144V139H183ZM190 141H191V140H190ZM190 141H189V142H190ZM217 141H218V140H217ZM220 141H221V140H220ZM223 141H224V142H227V141H225V138H224ZM231 141H232V138H231ZM231 141H230V142H231ZM237 141L239 142V140H237ZM241 141H242V139H241ZM245 141H246V140H245ZM252 141H253V140H250L249 143H253ZM255 141H256V140H255ZM14 142H15V143H14ZM23 142H22V143H23ZM38 142H41V141L38 140ZM58 142H59V141H58ZM95 142H96V141H95ZM97 142H98V141H97ZM97 142H96V143H97ZM122 142H123V141H122ZM131 142H132V141H131ZM133 142H134V140H133ZM133 142H132V143H133ZM143 142H144V141H143ZM150 142H152V139H150ZM150 142L148 141L149 144H150ZM169 142H170V141H169ZM176 142H179V141H176ZM186 142H187V141H185V143H186ZM228 142H227V143H228ZM235 142H236V141H235ZM235 142H234V143H235ZM262 142H263V141H262ZM6 143H7V142H6ZM25 143H26V142H25ZM25 143H23L22 145L24 146ZM29 143H27L26 146H29ZM61 143H62V144H61ZM78 143H79V146H81V145H80V142H78ZM91 143H92V141L90 142V144H91ZM100 143H101V142H100ZM115 143H116V142H115ZM118 143H119V142H118ZM118 143H117V144H118ZM134 143H135V142H134ZM140 143H141V142H140ZM144 143H147V142H144ZM152 143L155 144L154 142H152ZM157 143H158V142H157ZM170 143H171V142H170ZM192 143H193V141H192ZM194 143H195V142H194ZM196 143H197V142H196ZM199 143H200V141H199ZM199 143H198L197 145H199ZM202 143H203V142H202ZM202 143H200V145H201ZM209 143H211V142H209ZM213 143H214V142H213ZM218 143H219V142H218ZM227 143H226V144H227ZM245 143H247V142H244V144H245ZM263 143H264V142H263ZM47 144H48V146H47ZM51 144H53V143H51ZM56 144H57V143H56ZM66 144H68V145H66ZM109 144H110V143H109ZM111 144H113V143H111ZM117 144H116V145H117ZM119 144H120V143H119ZM123 144L125 145V143H123ZM128 144H129V142H128ZM136 144L138 145L139 143H136ZM158 144H159V143H158ZM163 144H165V142H164ZM166 144H168V143H166ZM172 144H173V143H172ZM172 144H171V145H172ZM175 144H176V143H174V145H175ZM178 144H179V143H177V145H178ZM190 144H191V143H190ZM205 144H206V143H205ZM205 144H204V145H205ZM231 144H233V143H231ZM235 144H236V143H235ZM244 144H243V145H244ZM254 144L256 145V143H254ZM258 144H259V145H257V146L259 147L260 144H261V142L258 143ZM84 145H83V146H84ZM116 145H114V146H116ZM120 145H121V144H120ZM124 145H123V146H124ZM131 145H132V144H131ZM137 145H136V146H137ZM144 145H145V144H144ZM177 145H176V146H177ZM186 145H187V143H186ZM186 145L183 146V147H184L183 149L186 148ZM195 145H196V144H195ZM195 145H194V146H195ZM206 145H207V144H206ZM216 145H217V144H216ZM224 145H225V144H224ZM229 145H230V144H229ZM241 145H242V144H241ZM247 145H248V144H246V149H247L248 147L250 148V146L247 147ZM5 146H6V145H5ZM17 146H18V145H17ZM66 146H67V148H66ZM79 146H78V144H77V146L74 147L73 150H75V149L78 148ZM89 146H90V145H89ZM89 146H88V147H89ZM96 146H97V145H96ZM98 146H99V143H98ZM98 146H97V147H98ZM129 146H130V145H129ZM139 146H141V145H139ZM139 146H137V148H138ZM145 146H146V145H145ZM150 146H151V144H150ZM153 146L159 148L158 146H155V145H153ZM160 146H162V144H160ZM163 146H164V147H163ZM163 146H162V148H165V145H163ZM191 146H192V145H191ZM201 146H203V145H201ZM210 146H211V145H210ZM214 146H215V145H214ZM218 146H220V144H218ZM231 146H232V145H231ZM233 146H234V145H233ZM251 146H252V144H251ZM261 146H262V145H261ZM261 146H260V147H261ZM18 147H19V146H18ZM40 147H39V148H40ZM93 147H94V146H93ZM99 147H100V146H99ZM101 147H102V144H101ZM101 147H100V148H101ZM109 147H110V146H109ZM120 147H122V146H120ZM141 147H142V149H143V145H142ZM151 147H152V146H151ZM172 147H173V146H172ZM172 147H170V148H172ZM181 147H182V145H181ZM187 147L189 148V146H187ZM198 147H199V146H198ZM205 147H206V146H205ZM207 147H209V146L207 145ZM212 147H213V146H212ZM223 147H224V146L222 145V148H223ZM229 147H230V146H229ZM229 147H228V148H229ZM235 147H237V146H235ZM238 147H239V146H238ZM253 147H254V146H253ZM258 147H256L255 149H257ZM39 148H38V149H39ZM70 148H71V149H70ZM86 148H87V147L85 146L84 149H86ZM90 148H91V147H90ZM90 148H89V149H90ZM107 148H108V145H107ZM114 148H115V147H114ZM114 148H113V149H114ZM134 148H135V147H134ZM147 148H148V145H147L146 149H147ZM157 148H155V149H157ZM178 148L180 149L179 146H178ZM193 148H194V147H193ZM195 148H196V147H195ZM213 148H214V147H213ZM222 148H221V149H222ZM228 148H227V149H228ZM241 148H242V147H241ZM261 148H262V147H261ZM23 149L25 150V146H24ZM32 149H33L34 151H32ZM67 149H70V150H67ZM89 149H88V150H89ZM98 149H99V148H98ZM98 149H97V150H98ZM105 149H106V147H105ZM108 149H109V148H108ZM108 149H107V151H108ZM121 149H122V148H121ZM142 149H141V150H142ZM183 149H181L182 151H181V150H179V151L183 152ZM186 149H187V148H186ZM197 149H198V148H197ZM205 149H206V148H205ZM215 149H216V147H215ZM232 149H233V148H232ZM232 149H231V151H233ZM237 149H238V148H237ZM244 149H245V148H243V150H244ZM251 149L254 150L252 147H251ZM53 150H54V151H53ZM66 150H67V151H66ZM73 150H72V151H73ZM82 150H83L82 147H81V150H80V148H79V152L82 151ZM88 150H87V152H88ZM99 150H100V149H99ZM103 150H104V149H103ZM117 150H118V149H117ZM117 150H116V151H117ZM122 150H123V149H122ZM125 150H126V147H125ZM132 150H133V149H132ZM150 150H151V149H150ZM167 150L169 151V149H167ZM171 150H172V149H171ZM174 150H175V149H173V151H174ZM177 150H178V149H177ZM190 150H191V149H190ZM199 150H200V149H199ZM206 150H207V149H206ZM206 150H204L203 152L200 151V153H201V154H203V153L205 154V151H206ZM208 150H210V149L208 148ZM217 150H218V149H217ZM225 150H226V149H225ZM247 150H249V149H247ZM247 150H246V152H247ZM258 150H259V153H260L259 156H260L263 152L261 153V149H258ZM262 150H263V148H262ZM1 151H2V152H1ZM36 151H37V150H36ZM61 151H60V153H61ZM72 151H71V153H74V152H72ZM104 151L106 152V150H104ZM123 151H124V150H123ZM123 151H122V153H123V156H124L125 153H124ZM126 151H127V150H126ZM126 151H125V152H126ZM128 151H129V150H128ZM136 151H137V149H136ZM138 151L140 152V150H138ZM146 151H148V150H146ZM153 151H154V150H153ZM155 151H156V150H155ZM160 151L162 152L163 150L160 149ZM173 151H172V152H173ZM188 151H189V149H188ZM188 151L186 152L187 154H188ZM220 151H221V150H220ZM220 151L218 150L217 152H220ZM223 151H224V149H223ZM229 151H230V150H228V152H229ZM231 151H230V152H231ZM238 151H239V150H238ZM241 151H242V150H241ZM244 151H245V150H244ZM5 152H6V154H5ZM66 152H67V153H66ZM76 152H77V150L75 151V154H76ZM83 152H84V150H83ZM85 152H86V151H85ZM87 152H86V153H87ZM91 152H92V151H91ZM105 152H104V153H105ZM131 152H132V151H131ZM131 152H128V153L131 154ZM134 152H135V151H134ZM148 152H149V151H148ZM158 152H159V151H158ZM164 152H165V151H164ZM166 152H167V151H166ZM169 152H170V151H169ZM175 152H177V151H175ZM181 152H180V153H181ZM195 152H196V150H195ZM197 152H198V150H197ZM197 152H196V154H197ZM210 152H212V150H211ZM217 152H216V154H217ZM233 152H234V154H236V153H235L236 151H233ZM252 152H253V151H252ZM252 152H251V154H252ZM254 152H255V151H254ZM254 152H253V153H254ZM257 152H258V151H257ZM257 152H256V153H257ZM53 153H54V154H53ZM57 153H59V152L57 151ZM102 153H103V152H102ZM102 153H100V155H101ZM116 153H117V152H116ZM132 153H133V152H132ZM144 153H145V152H144ZM144 153H143V154H144ZM149 153L152 154V153H154V152L151 153V151H150ZM177 153H178V152H177ZM177 153H176V154H177ZM183 153H184V152H183ZM183 153H182V154H183ZM186 153H185V154H186ZM189 153H190V152H189ZM191 153L193 154V152H191ZM191 153H190V155H191ZM206 153H207V152H206ZM214 153H215V152H214ZM221 153H222V152H221ZM225 153H226V152H225ZM239 153H240V152H239ZM241 153H243V152H241ZM249 153H250V152H249ZM31 154H32V155H31ZM75 154H74V155H75ZM77 154H78V152H77ZM77 154H76V155H77ZM90 154H92V153H89V155H90ZM93 154H95V152H94ZM98 154H99V153H98ZM107 154H108V153H107ZM109 154H112V152L109 153ZM120 154H121V153H120ZM140 154H141V153H140ZM146 154L149 156L148 153H146ZM155 154H156V152H155ZM158 154H159V153H158ZM165 154H167V153H165ZM171 154H172V153H171ZM176 154H175V156L178 157ZM178 154H179V153H178ZM185 154H184V155H185ZM187 154H186V155H187ZM228 154H230V153H228ZM228 154H227V155H228ZM234 154H233V155H234ZM243 154H244V153H243ZM243 154H242V155H243ZM51 155H53V157H52L53 159H52V160L50 159ZM81 155H82V154H81ZM81 155H79V156H81ZM103 155H105V154H103ZM113 155H115V154L113 153ZM126 155H128V154H126ZM152 155H153V154H152ZM152 155H151V156H152ZM159 155H160V156H157V157H155V158H158V157L163 158V157H161V154H159ZM169 155H170V154H169ZM184 155H183V156H184ZM190 155H189V156H190ZM194 155H195V154H194ZM208 155H209V154H208ZM208 155H206L207 158H208ZM225 155H226V154H225ZM225 155H224V156H225ZM237 155H238V154H237ZM242 155H240V156H242ZM247 155H248V153H247ZM247 155H246V157H247ZM249 155H250V154H249ZM249 155H248V156H249ZM253 155H255V153L252 154V155H250V156H252V158H253V157H255V156H253ZM5 156H6V157H5ZM56 156H57V157H56ZM67 156H71V158H72V159H71V158L69 157L70 160H69V159H68V160H69V165L73 168L72 170L74 171V173L69 172V170H71V169H69V167H68L69 165H67V164H68V163H67V162H68V160H67ZM82 156H83V155H82ZM86 156H87V155H86ZM101 156H102V155H101ZM106 156H107V155H106ZM108 156H109V155H108ZM108 156H107V157H108ZM111 156H112V155H111ZM117 156H120V155L117 154L115 157L117 158ZM143 156H144V155H143ZM143 156H142V158H143ZM154 156H155V155H153L152 157H154ZM173 156H174V155H173ZM173 156L171 157V159H173V158L175 157V156H174V157H173ZM179 156H181V155H179ZM195 156H196V155H195ZM212 156H213V155H212ZM257 156H258V153H257L256 157L254 158V159L257 158V159L255 160V162L258 160V157H257ZM262 156H264V155H261V157H262ZM73 157L75 158V156H73ZM90 157H91V156H89V159H90ZM93 157H94V156H93ZM113 157H114V156H113ZM120 157H121V156H120ZM124 157H125V156H124ZM145 157H146V156H145ZM165 157L169 158L170 156L168 157V156L165 155ZM176 157H175V159H176ZM184 157H187V156H184ZM193 157H194V156H193ZM198 157H199V153H198ZM213 157H214V160H215V157H216L215 154H214ZM213 157H211V158L213 159ZM218 157H220V154H219V153H218L217 158H218ZM226 157H227V156H226ZM228 157H229V156H228ZM233 157H235V156H233ZM236 157H237V156H236ZM244 157H245V156H244ZM261 157H260V158H261ZM43 158H44V159H43ZM79 158L82 159V157H79ZM79 158L76 157L77 160H78ZM95 158H96V157H95ZM95 158H94L93 160H95ZM116 158H115V159H116ZM118 158H119V157H118ZM118 158H117V159H118ZM126 158H129V157H126ZM126 158H125V160H126ZM140 158H141V156H140ZM146 158H147V157H146ZM146 158H145V159H146ZM155 158H151V157H150L149 159H152L151 161H154ZM160 158H159V159H160ZM190 158H192V156L189 157L188 159H190ZM199 158H200V157H199ZM199 158H196V159L194 158V160L197 161V159H199ZM211 158L209 157V162H210V160H212ZM217 158H216V159H217ZM224 158H225V157H224ZM240 158H241V157H240ZM42 159H43V160H42ZM81 159H79L81 162H84V161H85V160L82 161ZM87 159H88V157L86 158V160H87ZM97 159H99V158H97ZM97 159H96V160H97ZM101 159H102V158H101ZM110 159H112V158H110ZM110 159H109V160H110ZM119 159H120V158H119ZM122 159H123V158H122ZM122 159H121V161H122ZM131 159H132V158H131ZM131 159H130V161H131ZM135 159H136V158H135ZM145 159L143 158L142 160L144 161ZM159 159H156V160H157V164H158V162H159V161H158ZM169 159H170V158H169ZM180 159H181V158H180ZM182 159H183V158H182ZM184 159H185V158H184ZM184 159H183V160H184ZM205 159H206V158H205ZM220 159H221V160H219V158H218V160H219L218 162H219V164L221 163L222 166H223V164L225 165V167L223 166V167H224V171H225V168H226V165H227V164H231V167H230V168H232V169H234V170H236L237 167H238V169H239L240 166H241V164H239L240 166H237V165H236V163H237L238 161H236V163H235V161H234V163H233V161H231V163H229V161H228V163L225 164L226 161H225V160L222 161V155H221ZM228 159H229V158H228ZM230 159L233 160L232 156L230 157ZM235 159H237V158H234V160H235ZM241 159H242V158H241ZM248 159H250V158H248ZM261 159H262V158H261ZM261 159H259V161H262ZM50 160H51V161H50ZM53 160H54V161H53ZM77 160H76V162H77ZM90 160H92V158H91ZM93 160H92V161H93ZM103 160H105V159H103ZM125 160H124V162H125ZM132 160H133V159H132ZM146 160H147V159H146ZM156 160H155V161H156ZM162 160H163V164L165 165V162H164L165 159H162ZM162 160L160 159L161 162H162ZM167 160H168V159H167ZM167 160H166V162H167ZM192 160H193V158H192ZM192 160L190 159L189 162H188V160L186 161V159H185V161H184V163H185V167H186V162H187V163H190V162H192ZM200 160H201V159H200ZM203 160H204V159H203ZM226 160H227V159H226ZM243 160H244V159H243ZM263 160H264V159H263ZM66 161H67V162H66ZM70 161H71V163H70ZM88 161H89V160H88ZM99 161L102 162V160H100V159L98 160V162H99ZM110 161H112V160H110ZM113 161H114V159H113ZM117 161H118V160H117ZM121 161H118V162H121ZM130 161H129V163H130ZM140 161H141V160H140ZM168 161H169V160H168ZM174 161H175V160L172 161V167H173V165H174ZM179 161H181V160H179ZM196 161L194 162L195 164L192 163L193 166H194V165H195V166H196V165H199V164L201 163L199 160H198V162H200V163H196ZM205 161L208 162V159L205 160ZM205 161H203L202 164L205 165V164H208V163H209V162L206 163ZM212 161H213V160H212ZM215 161H216L215 163H217V165L215 166V165H214L215 163H214V161H213L214 164H213L212 166H213V167L215 166V167H217V169H218V165H219V164H218L217 160H215ZM220 161H222V162H220ZM239 161H241V163H242V160H239ZM250 161H251V160H250ZM252 161H253V163H255L253 159H252ZM72 162L75 163L76 165H75V164H74V165H71V164H73ZM78 162H79V161H78ZM86 162H87V161H86ZM101 162H100V163H101ZM105 162H106V161H105ZM124 162H123V163H124ZM137 162H138V161H137ZM144 162H145V161H144ZM147 162H148V161H147ZM147 162H146V164H147ZM149 162H150V161H149ZM176 162H177V160L175 161V163H176ZM181 162H182V161H181ZM181 162L178 163V164H180V166H178V164L176 165V166H178V168L180 167L179 169L176 168L177 170H176L175 168L173 169L171 166H170V167L172 168V170H176V171H178V170H180V169L182 168V170H183L182 172H183V173H180L179 176H182V175L184 174V175H186V177H187V174H188L189 171H186V173L184 172V171H185L184 168H183L184 165L181 166V164H183V163H181ZM243 162L246 163L247 160H244ZM248 162H249V161H248ZM248 162H247V165H248ZM262 162H263V161H262ZM262 162H261V165H263L262 167H264V162H263V163H262ZM90 163H92V162H90ZM94 163H95V162H94ZM100 163H98V164H100ZM102 163H104V162H102ZM102 163H101V164H102ZM107 163L109 164V161H108ZM107 163H104V164H107ZM113 163H114V162H113ZM123 163H122V165L124 166ZM132 163H134V162H132ZM135 163H136V162H135ZM150 163H152V162H150ZM153 163H154V162H153ZM153 163L150 165V167L153 165ZM169 163H170V161L168 162V164H169ZM253 163H252V164H253ZM81 164H82V163H81ZM86 164H87V163H86ZM92 164H93V163H92ZM96 164H97V163H96ZM116 164H118V163L116 162ZM119 164H120V163H119ZM130 164H131V163H130ZM136 164H137V163H136ZM141 164H142V163H141ZM160 164H161V163H159L158 165H159L160 167H162L163 164H162V165H160ZM166 164H167V163H166ZM168 164H167V165H168ZM202 164H200V165H202ZM210 164H211V163H210ZM232 164H235L236 169H235V167L233 168V165H232ZM249 164L252 166L251 163H249ZM256 164H260V163L257 162ZM51 165H49V166L51 167ZM53 165H54V163H53ZM53 165H52V166H53ZM65 165H67V166L65 167ZM82 165H83V164H82ZM125 165H126V164H125ZM128 165H129V164H128ZM128 165H127V166H128ZM138 165H140V162H139ZM148 165H149V164H148ZM148 165H147V166H148ZM155 165H156V164H155ZM170 165H171V163H170ZM204 165L201 166V167L198 166V168L200 167L199 169H201V168L203 167L202 171H204V170H205V168H204L205 166H204ZM221 165H219V166H221ZM243 165L245 166L246 164H243ZM84 166H85V165H83V167H84ZM86 166H87V165H86ZM89 166H90V165H89ZM89 166H88V167H89ZM97 166H98V165H97ZM97 166H96V167H97ZM104 166H105V165H104ZM107 166H108V165H107ZM107 166H106V168H107ZM112 166H113V165H112ZM117 166H118V165H117ZM117 166H115V167L118 168L119 166H118V167H117ZM136 166H137V165H136ZM141 166H143V165H141ZM141 166H140V167H141ZM193 166H191V163H190V168H191V170H193V169H192ZM195 166H194V167H195ZM207 166H208V165H207ZM207 166H206V167H207ZM227 166H230V165H227ZM251 166H250V167H251ZM259 166H260V165H259ZM55 167H56V166H55ZM78 167H80V164H79ZM93 167H95V164H94ZM93 167H92V168H93ZM96 167H95V168H96ZM99 167H100V166H99ZM99 167H98L97 169H99ZM125 167H126V166H125ZM130 167H131V166H130ZM137 167H138V166H137ZM144 167H145V166H144ZM152 167H153V166H152ZM152 167H151V170H152ZM166 167H167V166H166ZM168 167H169V165H168ZM170 167H169V168H170ZM213 167H212V168H213ZM215 167H214V168H215ZM241 167L243 168V166H241ZM255 167L257 168L258 165H254V168H255ZM262 167H261V169H262ZM81 168H82V167H81ZM85 168H87V167H85ZM92 168H91V170H92ZM108 168H111V167L108 166ZM113 168H114V167H113ZM116 168H114V169H116ZM142 168H143V167H142ZM153 168H154V172H151V173H155L156 170L161 169V168H159V167H158V169H157V166H156V168H155V167H153ZM187 168L190 170L189 165H188ZM187 168H186V170H187ZM195 168H196V167H195ZM195 168H194V172H193V173H194V174L197 173V174L200 175V174H201V173H199L200 170H196V171H198V172H195ZM198 168H196V169H198ZM210 168H211V167H210ZM219 168H220V170L222 169V170H221L222 174L226 172V171L223 172V168H221V167H219ZM245 168H246V167H245ZM248 168H249V166H248ZM251 168L254 169L253 166H252ZM64 169H65V170H64ZM75 169H76V171H75ZM102 169H104V168H102ZM125 169H126V170H125ZM125 169H123V170H125V172H127V171H129L131 168H128L129 170H128L127 168H125ZM132 169H133V168H132ZM134 169H135V168H134ZM136 169H138V168H136ZM136 169H135V172H134L133 170L130 171V172H134V173L132 174V177H133L134 180H135V178H134V174H135V173H140V174H141V172H137ZM145 169H147V168L145 167ZM206 169H207V168H206ZM215 169H216V168H215ZM215 169H214V171H215ZM228 169H229V168H228ZM228 169H227V172L230 171V170H228ZM240 169H241V168H240ZM240 169H239V170H240ZM252 169H250V170H252ZM261 169L259 168V170H258L259 173H260L262 170L264 171V168H263L262 170H261ZM51 170H52V169H51ZM53 170H54V168H53ZM55 170H56V168H55ZM72 170H71V171H72ZM83 170H84V168H83ZM89 170H90V168H89ZM109 170H110V169H109ZM119 170H120V167H119ZM138 170H139V169H138ZM141 170H142V169H141ZM151 170H150V171H151ZM164 170H166V169H164V167H163V168L161 169V172L164 171ZM207 170H210V172H211V170H213V169H207ZM218 170H219V169H218ZM241 170H242V169H241ZM245 170H246V169H245ZM255 170H256V169H255ZM260 170H261V171H260ZM63 171H64V172H63ZM94 171H95V170H93L92 172H94ZM98 171L101 172L100 170H98ZM98 171H97V172H98ZM111 171H113V170H110V172H111ZM120 171H122V170H120ZM146 171H147V170H146ZM166 171H169V170H166ZM166 171H165L164 173H166ZM176 171H175V172H176ZM214 171H212L211 173L213 174ZM242 171H243V170H242ZM247 171H249V170H246V172H247ZM253 171H254V170H253ZM253 171H251V172L249 171V173H251V174H249V175H252ZM78 172H79V173H78ZM99 172H98V174H100ZM107 172H108V171H107ZM110 172H109V173H110ZM113 172H114V171H113ZM118 172H119V171H118ZM123 172H124V171H123ZM123 172H122V173H123ZM147 172H149V171H147ZM147 172H143V171H142V174L145 173V175H147V174H146ZM170 172L172 173V171H170ZM179 172H181V170L178 171L177 173H179ZM191 172H192V171H191ZM191 172H190V173H191ZM205 172H206V173H205ZM210 172H209V173H210ZM221 172H220V173H221ZM234 172H235V171H234ZM234 172H232V170H231L230 175H231V173L233 174ZM237 172H238V171H237ZM237 172H235L234 174H236ZM239 172H240V171H239ZM243 172H244V171H243ZM255 172H257V171H255ZM258 172L256 173L257 175H259ZM89 173H91V172H90V171L87 172V174H88L89 176L91 175V176H90V177H92L91 179H94V180L97 179L96 177L98 176V174L95 175V172L93 173V174L95 175V178H96V179H95V178H93L94 176H92V173H91V174H89ZM101 173H103V172H101ZM159 173H160V171L158 172V174H159ZM164 173L162 172V175H163ZM171 173H170L169 175H168V173H167V175H168V176H171V175L173 174V178H174V173H172V174H171ZM190 173L188 174V176L190 175ZM203 173H204V174H207V171H204ZM203 173H202V176L204 175ZM209 173H208V174H209ZM244 173H245V172H244ZM43 174H42V176H44ZM51 174H52V175H51L50 177L53 178V177L55 176V174H53V173H51ZM79 174H80L81 177L79 176ZM85 174H86V173H85ZM87 174H86V175H87ZM110 174H113V173H110ZM114 174H115V173H114ZM119 174H121V173L119 172ZM127 174L129 175L130 173L127 172ZM149 174H150V172H149ZM149 174H148V177L152 175V174H151V175H149ZM155 174H157V173H155ZM160 174H161V173H160ZM175 174H176V173H175ZM194 174H193V175H194ZM197 174H196V175H197ZM212 174H211V175H212ZM222 174H219V175H222ZM226 174H228V173H226ZM226 174H223V176L225 175V176H224L225 179H226V178H229V177H227L228 175H226ZM242 174H243V173H242ZM247 174H248V173H247ZM53 175H54V176H53ZM58 175H59V174H58ZM60 175H59V177H60ZM67 175H66V177H67ZM102 175H103V174H102ZM106 175H107V173H106ZM108 175H109V174H108ZM122 175L125 176L124 173H123ZM130 175H131V174H130ZM145 175H144V176H145ZM167 175H166V176H167ZM199 175H198L197 177H202V176H199ZM209 175H210V174H209ZM211 175H210V176H211ZM213 175H214V174H213ZM237 175H238V174H237ZM239 175H241V173H240ZM239 175H238V176H239ZM243 175H244V174H243ZM245 175H246V174H245ZM257 175H253V176L255 177V179H256ZM263 175H264V172H263ZM263 175L260 173V177L263 176ZM52 176H53V177H52ZM70 176H68V178H69ZM74 176H75V177H74ZM110 176H111V175H110ZM120 176H121V175H120ZM136 176H137V175H136ZM136 176H135V177H136ZM138 176H140L141 178H143V180H138V181H140V182H141V181H145L144 178L147 179V181H149V180H148L149 178H148V177L146 178V176H145V177H142L141 175H138ZM154 176H155V175H154ZM159 176H160V178H162L161 175H159ZM163 176L166 178L165 174H164ZM176 176H177V174H176ZM176 176H175V178H174V181H175V182H176V180H175V179H176ZM194 176H195V175H194ZM194 176H193V177L191 176V177L194 178ZM204 176H205V175H204ZM206 176H207V175H206ZM210 176H209V178H210ZM215 176L218 177V175H216V172H215V175H214L213 177H215ZM231 176H232V175H231ZM233 176H236V175H233ZM40 177H41V176H40ZM57 177H58V176H57ZM59 177H58V178H59ZM73 177H74V178H73ZM84 177H85V175H84ZM90 177H89V178H90ZM99 177H102L101 174H100ZM99 177H98V179H97V185H93V186H95V187H91V183L94 184V181H90V179L88 180V181H89L88 185H85V186H87V187L90 186L92 189H93V188L95 189V190L93 189L94 191H96V190H97L96 187L98 186V184H99L101 181H103V180L98 181V180H99ZM115 177H116V176H115ZM126 177H128V176H125L124 178H126ZM140 177H138V178H140ZM164 177H163V178H164ZM171 177H172V176H171ZM177 177H178V176H177ZM182 177H183V179L185 180V182H187V180L189 181V179H186V177H184V176H182ZM182 177H181V179H182ZM211 177H212V176H211ZM246 177H247V176H246ZM246 177L244 176L245 179H246ZM251 177H252V176H249L248 179L251 178ZM254 177H253V180H254ZM46 178H44V179H46ZM51 178H50V181H51ZM63 178H64V177H63ZM63 178L60 177V179H63ZM68 178H67V180L64 179V180H63L64 182H61V184H60V181H62V180L57 179V181H59V182H57V181H55V179L53 178L54 181H55V183H56V182L58 183V184H57V183L55 184V187H56L57 185H58V187L60 186V188L63 186V187H65L64 189L66 190V187H68L69 185H72V184H73V183L71 182V180H70L71 183H69L68 186H67V184H66L67 182H66V181H69ZM85 178H88V177L86 176ZM120 178H122V177H120ZM150 178H151V177H150ZM152 178H153V176H152ZM154 178L156 179V176H155ZM157 178H158V177H157ZM160 178H159V179H160ZM179 178H180V177H178V180H179ZM188 178H190V176H189ZM192 178H191V179H192ZM203 178H204V177H203ZM203 178H201V179H203ZM207 178H208V177H207ZM207 178L205 179V181L207 180V182H205V183H206L205 185H209V184H207L208 181H209ZM220 178H222V177L220 176L219 179H220ZM236 178H237V177H236ZM240 178H241V177H238V179H240ZM242 178H243V177H242ZM244 178H243V179H244ZM257 178H259V177H257ZM41 179H42V178H41ZM44 179H42L43 182L45 181ZM109 179H110V177H109ZM113 179H114V177H113ZM117 179H118V176H117ZM128 179H132V178L128 177ZM133 179H132V182L134 181ZM166 179H167V178H166ZM168 179L170 180L169 182H171V184H172L171 178L168 177ZM197 179L199 180L200 178H196V181H197L198 184H197V183H196V184L194 183V185H198V186H199V185H200V182H198ZM211 179H212V178H210V180H211ZM213 179H214V178H213ZM213 179H212V180H213ZM223 179H224V178H223ZM223 179H222L221 181H223ZM225 179H224V180H225ZM232 179H233V178H232ZM243 179H242V180H243ZM245 179H244V180H245ZM248 179H246L247 182H248ZM260 179H264V178L256 179L257 182H259ZM34 180H36L37 182H35ZM65 180H66V181H65ZM118 180H119V179H118ZM153 180H154V179H153ZM184 180H183V182H184ZM194 180H195V179H194ZM194 180H193L192 182H196V181H194ZM226 180H228L229 183L231 182V181H230L231 179H226ZM226 180H225V181H226ZM235 180H236V179L233 180L234 183H236ZM242 180H241V181H242ZM244 180H243V181H244ZM251 180H252V178L250 179V181H251ZM256 180H255V182H256ZM47 181H48V180H47ZM50 181H48V183H49ZM85 181H86V179H85ZM85 181H84V182H85ZM106 181H107V180H106V178H105V182H106ZM109 181H110V180H109ZM109 181H108V182H109ZM128 181H129V180H128ZM130 181H131V180H130ZM130 181H129V182H130ZM136 181H137V178H136ZM154 181H158V180L156 179V180H154ZM161 181H162V184H163V180H161ZM161 181H160V182H161ZM164 181L167 182L168 180H164ZM199 181H200V180H199ZM203 181H204V179H203ZM203 181L201 180V182H203ZM215 181H216V180H215ZM217 181H218V178H217ZM225 181H224V182H225ZM239 181H240V180H239ZM239 181L237 180L238 183H239ZM243 181H242V183H244ZM52 182H53V181H52ZM52 182H50L49 184H50V185H51V184H54V182H53V183H52ZM65 182H66V183H65ZM90 182H91V183H90ZM95 182H96V181H95ZM98 182H99V183H98ZM111 182H113V181H111ZM124 182H127V179H126V181H124ZM140 182H138V184H139ZM149 182H151V181H149ZM149 182H148V183H149ZM158 182H159V181H158ZM160 182H159V183H160ZM190 182H191V181H190ZM190 182H187L188 185H189ZM224 182H223V183H224ZM226 182H227V181H226ZM228 182H227V183H228ZM253 182H254V181H253ZM255 182H254V184H255ZM257 182H256V183H257ZM262 182H264V181H262ZM39 183H40V182H39ZM44 183H45V182H44ZM64 183H65L66 185H63ZM79 183L82 184L83 182H79ZM79 183L77 184V185H78L77 187H79V188L75 187L76 185H73L74 187L71 186V189H69L70 191L68 190V191H69V194H71V191L74 193V194L72 193V195H70V196H72V199H74V200H73L74 202L72 201V203H71L72 205H74L75 202H76V204H77V202L81 201L80 198H81V199H82V198H86V194H85V193H82V194H84L85 197H83L82 194H80V193L83 192L82 190H84V189L87 188V187L81 189L82 186H79ZM101 183H102V182H101ZM101 183L99 184V186L101 185ZM109 183H110V182H109ZM114 183H115V182H113L112 184L115 185ZM116 183H117V182H116ZM122 183H123V182H122ZM127 183H128V182H127ZM143 183H145V184H142L143 186L140 185V188H141V187H143V188H144V187H147L146 184H148V183H147V182H143ZM153 183L156 184L157 182H153V181H152V184H153ZM167 183H168V182H167ZM176 183H177V182H176ZM178 183H179V184L181 183L180 185H182V186H179ZM178 183H177V184H178V187H182V188H180V190L183 189V188H186V187L188 186V185H187V186L185 187L184 185H185L186 183L183 184V183L180 182V181H179ZM210 183H214V185L216 184L215 182H210ZM227 183H226V184H227ZM242 183H241V185H240V184H239V185L242 186ZM245 183H246V182H245ZM19 184L22 185V186H23L22 188H25V189H26L25 186H27V188H28L27 191H26L25 189H23V190L25 191V192H24V191L22 190V188H21L20 191L17 190L19 187H21V186L18 187ZM23 184H24V185H23ZM37 184H38V183H37ZM46 184H47V183H46ZM74 184H76V183H74ZM83 184H87V181H86V183H83ZM107 184H108V183H107ZM125 184H126V183H125ZM134 184H135V182H134ZM149 184H150V183H149ZM152 184H150V185H152ZM155 184H153V185L155 186ZM157 184H158V183H157ZM160 184H161V183H160ZM160 184H158V185L160 186ZM168 184H169V183H168ZM171 184H169V185H171ZM173 184H175V183H173ZM192 184H193V183H192ZM201 184L204 185V183H201ZM221 184H222V183H221ZM226 184H225V187L227 186ZM231 184H232V182H231ZM248 184L251 185L250 183H248ZM262 184H264V183H262ZM262 184H260V182H259V184H258V185L256 184V185L259 187V186H261ZM61 185H62V186H61ZM122 185H123V184H122ZM129 185H130V184L128 183V185H126V186H129ZM144 185H145V186H144ZM153 185H152V186H153ZM175 185H176V184H175ZM194 185H191V183H190V186H191V187L193 186V188L195 187ZM205 185H204V186H205ZM214 185H213V186H214ZM235 185H237V184H235ZM239 185H238V186H239ZM245 185H246V184H244V186H245ZM249 185H248V186H249ZM15 186H17V189H15V190L19 191L20 193H17V191H15V190L12 188V187H15ZM39 186H40V185H38V188H39ZM51 186H52V185H51ZM51 186H50V188H49V186H48V188L51 189ZM53 186H54V185H53ZM53 186H52V188H54V192H55V189H56V188L53 187ZM99 186H98V188H99L98 190H99V192H101L100 190H101L102 186H100V187H99ZM108 186H109V185H108ZM111 186H112V185H111ZM123 186H124V185H123ZM159 186H157V188H158ZM165 186H167V184H166ZM165 186H164V187H165ZM176 186H177V185H176ZM176 186H175V187H176ZM183 186H184V187H183ZM190 186H188V189L190 188ZM201 186H202V185H201ZM210 186L212 187V184H211ZM210 186H209V187H210ZM217 186H218V183H217V185H215V188H216ZM220 186H221V185L219 184V187H220ZM228 186H230V185H228ZM228 186H227V187H228ZM238 186H237V187H238ZM248 186H247V187H248ZM257 186H256V189H255V188L253 187V184H252V186H250V188L252 189V187H253V190L255 191V190H257V188H258ZM35 187H37V186H35ZM41 187H42V186H41ZM44 187H45V185H44ZM44 187H43V189H45ZM58 187H57V188H58ZM63 187H62V188H63ZM132 187H133V185H132ZM132 187H128V188H130V191H131V188H132ZM134 187H135V186H134ZM148 187H150V186L148 185ZM148 187H147V189H148ZM155 187H156V186H155ZM155 187H154V188H155ZM164 187H163V185L161 186V188H162L163 191H165V188H164ZM173 187H174V185H173ZM211 187H210V189H211ZM227 187L224 188V185H223V187L221 186L220 188H223V189H225V191H226V189L229 190ZM231 187H234V186L231 185ZM245 187H246V186H245ZM247 187H246V189H248ZM263 187H264V186H263ZM30 188L33 189L34 187H30ZM48 188H47V189H48ZM60 188H59V189H60ZM68 188H70V186H69ZM72 188H75V189L77 188V189H76V191H75V189H72ZM106 188H108V187H106ZM138 188H139V186H138ZM150 188H151V187H150ZM163 188H164V189H163ZM167 188H168V187H166V189H167ZM171 188H172V186H171ZM197 188H198V187H197ZM206 188H207V187H206ZM215 188H214V190H213V189H211V190H213L214 193L216 194V192H215L216 189H215ZM238 188H239V187H238ZM241 188H242V187H240V189H241ZM243 188H244V187H243ZM250 188H249V189H250ZM260 188H261V189H264V188H262V187H260ZM12 189H13V190H12ZM31 189H29V190H31ZM47 189H46V190H47ZM59 189H56V192H55V194H59V195H55V194H53L54 197L51 196V193H50V191L48 190L49 193H50V198L52 197V199H50V198H49V199H50V200H53V198H54L53 201H56V202L53 203L52 201L48 200L51 204L53 203V205H55V206H52V205H51L52 208H53V207H54V208H53V209L51 208V210H50V209H49L50 206L47 205L46 208H48V210L46 209V210H44V211H48L47 213H48L49 215H48L47 217L49 218V216H50L51 220H54V217L52 218V214L55 216V223H57V226H58V220H62V219H64V218H66V219H64V221L62 222V224H61V222L59 221V223L61 224V227H63V228H60V227H59L60 229H58V227L56 226V224H55V223H50V222H51L50 218L47 220V219H46L47 217H45V216H44V217H45V220H44V221L46 222V225H45V222H44V221H43L44 224H43L42 226H41V224H38V225H40L43 229H44V227H45V229H44L45 231L47 230L46 228L48 227V225H51V227L54 228V229L57 228V229H55L56 231L54 230V232L57 233L56 235L59 234L58 232H60L59 235H61V232H62V233H67V232H65L64 226H62V225H63V223H64L65 221L70 220L72 217H74V220H73V218H72V219L70 220L71 222H72V220H73V221H76V222H79V223H80L79 220H77V219L75 220V216H76V215L73 216V214H74L75 210H77L78 215H81V214H79V213H81V212H79V211H82V210H84V209L86 210V208H88L87 211L89 212V206H88V207H87V206L85 207V203L89 205V203H90V201H91V200H90L89 203H88V202L82 203V201H81V202H79V203H80L81 205L84 204V206H83V205H82V206L85 207V208L82 209V208L79 207V206H78L79 208H78V207L76 208V207L74 206V208H75V209H74L73 206L69 204V203L71 202L70 200H72V199L70 198L69 194H67V193H68L67 190H66V191L63 190L65 193L67 192V193L65 194V193L62 191V189H61V190H59ZM79 189H81V190H79ZM92 189H90V190H92ZM104 189H105V188H104ZM104 189H102V191H105ZM109 189H111V188H109ZM119 189H121V188H119ZM122 189H123V188H122ZM126 189H127V188H126ZM134 189H135V188H134ZM147 189H145L144 191H146ZM151 189H152V188H151ZM173 189H174V188H173ZM176 189H178V188L176 187L175 190H174V192H176ZM188 189H187L186 191H189V190L192 189V188H190L189 190H188ZM194 189H195V188H194ZM194 189H192V190H194ZM201 189H204V187H201ZM201 189L199 190V192H201ZM210 189H209V190H210ZM246 189H245V188L243 189L244 192L247 191ZM251 189H250V190H251ZM35 190H36V189L34 188V191L32 190L33 192H32V191H30V192H31V193H34ZM51 190H53V189H51ZM73 190H74V191H73ZM77 190H79V191H81V192H78ZM85 190H89V189L87 188V189H85ZM90 190H89V191H90ZM93 190H92L91 192H89V191H88V192L91 194L92 192H94ZM114 190H115V189H114ZM114 190H113V191H114ZM136 190H138V189H136ZM153 190H154V189H152V191H153ZM160 190H161V189H160ZM160 190L157 191V189H156L155 191H157L158 193H159V192L161 193ZM169 190H170V189H169ZM169 190H168V191H169ZM180 190H179V191H180ZM209 190H208V189H207V190L205 189V191H209ZM211 190H210V191H211ZM241 190H242V189H241ZM243 190H242V191H243ZM14 191H15V192H14ZM21 191H22V192H21ZM37 191H38V190H37ZM37 191H36V192H37ZM48 191H46V193H45V191H43V192H44L45 195H46ZM57 191H58L59 193H57ZM108 191H111V190H107V192H108ZM116 191H117V190H116ZM134 191H135V190H134ZM134 191H133V192H134ZM140 191H142V190H140ZM147 191H149V189H148ZM150 191H151V190H150ZM150 191H149V192H150ZM155 191H154V192H155ZM163 191H162V192H163ZM166 191H167V190H166ZM166 191H165V192H166ZM168 191H167L166 193H168ZM179 191H178V192H179ZM184 191H185V189H184ZM184 191H183V192H184ZM186 191H185V192H186ZM196 191H197V189H196ZM203 191H204V190H202V192H203ZM218 191L221 192V189L218 190ZM230 191H231V190H230ZM232 191H234V192L236 193L235 188H234V190H232ZM237 191H238V189H237ZM259 191L262 192V190H258V192H259ZM75 192H78V193H75ZM88 192H87V193H88ZM111 192H112V191H111ZM119 192H121V191L119 190ZM149 192H148V193H149ZM154 192H151V193L155 195ZM165 192H163V193H165ZM171 192H173V191H171ZM193 192H194V191H193ZM199 192L197 191V195H198ZM202 192H201V193H202ZM238 192H239V191H238ZM256 192H257V191H255L254 193H256ZM24 193H25V194H24ZM39 193H40V191H39ZM49 193H48V197H49ZM52 193H53V192H52ZM89 193H88V194H89ZM127 193H128V192H127ZM138 193H139V192H138ZM148 193H146V195H147ZM163 193H161L160 195H162ZM176 193H177V192H176ZM179 193H181V192H179ZM179 193H177V194H179ZM186 193H187V192H186ZM189 193H190V191H189L187 194H189ZM191 193H192V191H191ZM191 193H190V194H191ZM194 193H195V192H194ZM201 193H200V194H201ZM204 193H205V192H204ZM204 193H203V194H204ZM207 193H208V192H207ZM210 193H211V192H210ZM210 193H208L209 196H210ZM214 193H212V196H213V197H214V196H217V197H218V195H217V194L215 195ZM218 193H219V192H218ZM223 193H224V192H223ZM223 193H220L219 195H221V196L223 197V195H222ZM226 193H227V191H226ZM228 193H229V191H228ZM248 193H249V190H248ZM248 193H243V194H246V195H247ZM37 194H38V192H37ZM60 194H61V196H62L61 198H63V197L66 198V196H67V197L69 196L68 198L70 199V200H69L70 202L67 201L66 203H68V204H66V203L64 202V201H65V198H64V201H63V199H59V198H60V197H59ZM62 194H63V195H62ZM75 194H76L77 197L75 196ZM78 194H79V196H78ZM88 194H87V196H88ZM100 194H101V193H100ZM100 194H99V196H100V199H101L104 195H103V192H102V195H103V196L100 195ZM109 194H110V193H109ZM114 194H115V192H114ZM114 194H113V192H112V195H114ZM118 194H119V193H118ZM118 194H117V192H116V194H115L116 196H115V197H118V196H117ZM143 194L145 195V192H144ZM156 194H157V193H156ZM168 194H170V193H168ZM168 194H165V197H166V195L168 196V197H167V201H166V199H163L164 197L162 198V200H164V202H167V203H169L168 198H169V200H170L171 197L175 196V193H173V194H174L173 196H172V194H171L170 197H169ZM187 194H183V195H187ZM192 194H193V193H192ZM192 194H191V195H192ZM203 194H202V195H203ZM205 194H206V193H205ZM205 194H204V195H205ZM213 194H214V195H213ZM231 194H232V193H231ZM240 194H241V193L239 192L238 197H237V196H236V197L240 200V204H241V202H242L243 199L241 200L242 197H240V196H242V195H240ZM249 194H250V193H249ZM249 194H248V195H249ZM262 194H264V193L262 192ZM262 194H261V195H262ZM16 195H15V196H16ZM27 195H25V196H27ZM34 195H35V194H34ZM73 195H74V196H73ZM92 195L94 196L93 193H92ZM92 195H91V196H88V197L91 198ZM95 195H97V194H95ZM120 195H121L122 198H124V200L126 199V197H128V196L123 197L124 195L119 194L118 200H119V198H120ZM125 195H127V194H125ZM133 195H135V194H133ZM157 195H158V194H157ZM160 195H159V196H160ZM163 195H164V194H163ZM163 195H162V196H163ZM183 195L181 194V197H182V198H183ZM191 195H190V196H191ZM197 195H196V196H197ZM227 195H230V193L227 194ZM248 195H247V196H248ZM253 195H254V194L252 193L251 196H253ZM256 195H257V193H256ZM15 196H14V197H15ZM19 196H18V197H19ZM25 196H24V198H25ZM35 196H36V195H35ZM42 196H43V195H42ZM55 196H57L56 199H59V200H56V199H55ZM101 196H102V197H101ZM107 196H108V195H107ZM130 196H132V195L130 194ZM136 196H137V198H138V196L141 197L140 195H136ZM147 196H149V194H148ZM150 196H151V194H150ZM150 196H149V197H150ZM178 196H179V198H180V195H178ZM187 196H188V195H187ZM190 196H189V197H190ZM206 196H207V194H206ZM209 196H208V197H209ZM212 196H211V198H212ZM221 196H219V197H221ZM225 196H226V195L224 194L223 199L226 198ZM230 196H231V195H230ZM232 196H234V195H232ZM247 196H244V197H247ZM18 197L16 196V200H14L13 198H11V199L14 200V202H15V201H18V199H17ZM32 197H33V196H32ZM32 197H30V198L32 199ZM39 197H40V196H39ZM45 197H46V196H45ZM45 197H44V199H45ZM48 197H46V198H48ZM73 197H75V198H73ZM78 197H79V198H78ZM95 197H96V196H95ZM108 197H109V196H108ZM115 197H114V198H115ZM142 197H144V200H145L146 197H145V196H142ZM151 197H152L151 199H153V195H152ZM155 197H156V195H155ZM160 197H161V196H160ZM160 197H159V198H160ZM185 197H186V196H185ZM189 197H187V200H189V201H191L192 199L195 198V196H194V198H193V196H192V199H190ZM198 197H199V196H198ZM208 197H207V198H208ZM217 197H216V198H217ZM222 197H221V198H222ZM236 197H234V198L236 199ZM257 197H258V195H257ZM257 197H256V198H257ZM259 197H261V196H259ZM21 198H20V199H21ZM76 198H77L78 200H77ZM90 198H89V199H90ZM97 198H98V197H97ZM97 198H96V199H97ZM109 198H110V197H109ZM111 198H112V197H111ZM159 198L157 197V200H158ZM173 198H175L174 200L179 199V198H176V196L173 197ZM173 198H171V200H173ZM182 198H181V199H182ZM196 198H197V197H196ZM202 198H203V197H202ZM207 198H205V200L202 199V200H204V201H203L204 204L207 203V202H205ZM209 198H210V197H209ZM209 198H208V199H209ZM227 198H228V197H227ZM250 198H251V197H250ZM250 198H249V199H250ZM252 198H253V197H252ZM254 198H255V197H254ZM262 198H263V197H262ZM20 199H19V200H20ZM22 199H23V198H22ZM75 199H76V201H75ZM89 199H88V200H89ZM94 199H95V198H94ZM96 199H95V200H96ZM105 199H106V198H105ZM112 199H113V198H112ZM128 199H131V198L129 197ZM128 199H127V200H128ZM133 199H135V198H133ZM140 199H141V198L136 199V200H137V201H140ZM149 199H150V198H149ZM155 199H156V198H155ZM199 199H200V201H201V203H202L201 197H199ZM199 199H198V200H197V199L195 200V201L197 202V204H198L197 208L199 207V202H200ZM212 199H213V198H212ZM214 199H215V198H214ZM214 199H213V200H214ZM219 199H220V198H219ZM223 199H222V200H223ZM232 199H233V197L231 198V200H229V198H228V199H226V202H228V201H229V202H230V201H235V200H232ZM238 199H236V200H238ZM245 199H246V198H245ZM247 199H248V198H247ZM263 199H264V198H263ZM2 200H1V202H2ZM8 200L10 201V198H9ZM12 200H11V201H12ZM25 200H27V199L25 198L24 200L20 201V202L22 203L21 205H23V202H24ZM82 200L85 201L86 199H85V200L82 199ZM88 200H86V201H88ZM116 200H117V199H116ZM127 200H125V201H127ZM153 200H154V199H153ZM153 200H152V202H153ZM157 200H155V202H156ZM160 200H161V198H160ZM160 200H159V201H160ZM174 200H173V201H174ZM179 200H180V199H179ZM179 200L176 201V202H174V203H175V204H177V202H178V204H179V202L184 203V201H186V198H185V200L183 199L184 201H182V200L179 201ZM215 200H216V199H215ZM227 200H228V201H227ZM250 200H251V199H250ZM258 200H261V198H260V199H257V201H256V199H255V202L257 203ZM27 201H28V200H27ZM30 201H31V200H30ZM33 201H34V200H33ZM36 201H37V200H36ZM46 201H47V199H46ZM46 201L43 202V203H47ZM62 201L64 202L63 204H62ZM92 201H93V202H92V203H93V206H92V207H93L94 210H95L96 206H94V205H95L96 203H98V202H95V203H94V200H93V199H92ZM96 201H97V200H96ZM99 201H100V200H99ZM107 201H109V200H107ZM107 201H106V202H107ZM111 201H112V200H111ZM114 201H115V200H114ZM119 201H120V200H119ZM119 201H118V202H119ZM121 201H122V200H121ZM128 201H129V202L131 201L130 203H132V204H131L132 207H134L133 204L137 202V201L132 202L133 200H128ZM147 201H148V200H147ZM147 201H145V202H147ZM173 201H172V202H173ZM198 201H199V202H198ZM207 201H208V202H211L212 200H211V201L207 200ZM217 201H218V198H217L216 202H217ZM219 201H220V200H219ZM219 201H218V202H219ZM223 201H225V200H223ZM245 201H246V200H245ZM251 201H253V199H252ZM262 201H263V200H261V202H262ZM20 202H19V203H20ZM41 202H42V200H41ZM49 202H48V203H49ZM57 202H58V203L61 202V204H62V205L60 204V205H61V206H60L61 208L59 207L60 209L58 208L59 204H58ZM109 202H110V201H109ZM129 202H126V203L128 204ZM140 202H141V201H140ZM140 202H139V203L137 202V204H139V205L141 204V205H142V204L144 203V202H141V203H140ZM155 202H154V203H155ZM162 202H163V201H162ZM212 202H214V201H212ZM212 202H211V203H212ZM246 202H247V201H246ZM246 202H245V203L243 202V203H244L243 205H246V204L248 205V202H247V203H246ZM263 202H264V201H263ZM4 203H6V204H4ZM25 203H26V201H25ZM29 203H30V202H29ZM35 203H37V202H35ZM50 203H49V204H50ZM73 203H74V204H73ZM101 203H102V202H101ZM104 203H105V201H104ZM110 203L113 204L112 202H110ZM121 203H122V202H121ZM150 203H151V200H150ZM150 203H149V204H150ZM154 203H153V204H154ZM156 203H157V205H158V202H156ZM167 203H162V204H164L163 206H162L161 204H159V206H160V207L162 206L163 209H164V208H166L165 206H166ZM190 203L192 204V206L195 204V202H190ZM190 203H188V202L186 201V204H187V205H186V208H187L188 206L191 205ZM193 203H194V204H193ZM219 203H221V202H219ZM219 203H218V204H219ZM222 203L224 204L222 207H221V205L217 206V207L222 208V209H220V210H223L224 207H227L228 204H229V203H228V204L225 206V203H224V202H222ZM237 203H239V201H238ZM256 203L254 204V206H256V207L258 208L259 205H260V204H259L260 201L257 203V205H256ZM1 204H2V203H1ZM16 204H17V202H16ZM27 204H28V203H27ZM32 204H33V203H32ZM32 204H31V205H32ZM41 204H42V203H41ZM76 204H75V205H76ZM80 204H78V205H80ZM98 204H99V203H98ZM98 204H97V207H98ZM108 204H109V203H108ZM144 204H145V203H144ZM144 204H143V205H144ZM151 204H152V203H151ZM184 204H185V203H184ZM204 204H203V203H202V205L200 204L199 209H200V208L203 209V208L205 207V206H204V207L202 208V206H203ZM232 204H233V202H232ZM232 204H230V205L236 207L235 205H232ZM249 204H250V203H249ZM258 204H259V205H258ZM11 205H12V204H11ZM31 205H30V207H32ZM35 205H38V204H35ZM57 205H58V206H57ZM64 205H65V206H66V205H70V206H68V208H67V206H66V209H67V210H65V209L63 210L62 208H65ZM81 205H80V206H81ZM90 205H91V203H90ZM100 205H101V204H100ZM104 205H105V204H104ZM106 205H107V203H106ZM113 205H115V203H114ZM113 205H109V207H111V206H113ZM139 205H136V204H135V208H137V206H139ZM141 205H140V207H143V206H141ZM146 205H147V204H146ZM154 205H155V204H154ZM157 205L154 206V207H159V206H157ZM168 205H170V204H168ZM172 205H173V207L176 206V205H174V204H172ZM172 205H171V206H172ZM180 205H181V206H180ZM180 205H179V206L177 205L176 209H177L178 207H180V208L182 207V208H181L182 211H181L180 209H177L178 212L180 211V212H179L180 214H177V215H181L180 217L183 218L182 214L184 215V213H185L184 210H185V209L183 208V206H184L183 204H180ZM205 205H206V204H205ZM211 205L213 206V205H215V204L212 203ZM211 205H209V203H208V206H211ZM216 205H217V204H216ZM236 205H237V204H236ZM263 205H264V204H261L260 206H263ZM0 206H1V205H0ZM18 206H19V205H18ZM23 206L28 207V206H26L25 204H24ZM23 206H22V209H23ZM63 206H64V207H63ZM102 206H103V205H102ZM123 206H124V205H123ZM152 206H153V205H152ZM192 206H190V207H192ZM206 206H207V205H206ZM231 206H230V208H232ZM240 206H241V205H240ZM248 206H249V205H248ZM251 206L253 207L252 204H250L249 207L251 208ZM14 207H15V206H14ZM20 207H21V206H20ZM33 207H34V206H33ZM36 207H37V206H36ZM38 207H39V205H38ZM55 207H56V209H55ZM92 207H90V209L93 210ZM129 207H131V206L129 205ZM132 207H131V208H132ZM147 207H148V205H147ZM169 207H170V206H169ZM190 207H189V208H190ZM193 207H194V206H193ZM217 207H216V211L219 209V208L217 209ZM1 208L3 209L2 206H1ZM5 208H6V209H5ZM40 208H41V207H40ZM42 208H43V206H42ZM69 208H70V209H69ZM71 208H73L74 210H71ZM80 208H81V209H80ZM98 208H100V207H98ZM105 208H106V207H105ZM112 208H114V206L111 207L110 209H112ZM117 208H118V207H117ZM119 208H120V207H119ZM124 208H125V207H124ZM127 208H128V206H127ZM171 208H172V207H171ZM174 208H175V207H174ZM195 208H196V207H195ZM237 208H238V207H237ZM239 208H240V207H239ZM241 208H243V207H241ZM250 208L247 207V209H250ZM257 208H255L254 210L256 211ZM18 209H19V208H18ZM28 209H29V208H28ZM33 209H34V208H33ZM36 209H37V208H36ZM61 209H62V210H61ZM78 209H80V210L78 211ZM96 209H97V208H96ZM107 209H109L108 206H107ZM110 209H109V210H110ZM139 209H140V208H139ZM141 209H142V210H141ZM141 209L139 210V212H140V211H147V210L150 211V208H149V209H148V208L146 209V207L144 208V210H143V208H141ZM176 209H175V210H176ZM193 209H194V208H193ZM193 209H190V210L194 211ZM199 209H198V210L196 209V210L194 211V213H193V212L191 213V211L188 209V210H186V212H187V211H188V212L185 213V214H189V213H191V215H192V214H195V212H196V211H199ZM204 209H206V207H205ZM208 209H209V208H208ZM208 209H207V210H208ZM211 209H215V207L213 206V208H211ZM211 209L208 210V211L211 212ZM228 209H229V207H228L227 209L225 208L224 210H225V211L227 210V212H228V211H229ZM247 209H245V211H246ZM251 209L253 210V208H251ZM259 209L261 210V208H259ZM259 209H258V210H259ZM12 210H13V209H12ZM20 210H21V209H20ZM20 210H19V211H20ZM23 210H24V209H23ZM23 210H22V211H23ZM31 210H32V208H31ZM41 210H42V209H41ZM41 210H40V211H41ZM49 210H50L51 212H50ZM57 210H60V213H59V211H58V216H59V214H60V216H61L60 219L58 218V216H57V219H56ZM68 210H70L69 213H72L71 211H74V212L72 213V215H71V214L69 215V213L65 214L66 212H68ZM85 210H84V211H85ZM99 210H101V209H99ZM99 210H98V211H99ZM104 210H105V209H104ZM109 210H108V211H109ZM115 210H116V209H115ZM118 210H119V209H117V211H118ZM123 210H124V209H123ZM123 210H122V211H123ZM126 210H127V209H126ZM130 210H131V209H130ZM137 210H138V209H137ZM137 210L135 209L136 212H138ZM154 210H155V209H154ZM154 210H152V208H151V211H150V212H153ZM158 210H159V209H158ZM168 210H170V208H168ZM172 210H174V209H171V210H170V212H169L170 214H173V213H171V212H173ZM234 210H235V209H234ZM236 210L238 211L239 209H236ZM236 210H235V211H236ZM260 210H259V211H260ZM10 211H11V210H10ZM19 211H18V212H19ZM25 211H26V210H24L23 212H25ZM27 211H28V210H27ZM33 211H34V210H33ZM52 211H53V212H52ZM63 211H64V213H62ZM84 211H83V212H84ZM90 211H91V210H90ZM122 211H121V212H122ZM149 211H148V213H149ZM156 211H157V209L155 210V212H156ZM183 211H184V213H183ZM202 211H203V213H205V214L208 213V211H207V212H205L204 210H202ZM202 211H200V212H202ZM213 211H214V212H213ZM237 211H236V213L239 212V211H238V212H237ZM242 211H243V210H242ZM247 211H248V210H247ZM262 211H264V209L261 210V212H262ZM0 212H2V215H1V217H2L5 213L3 214L4 211H1V209H0ZM49 212H50V213H49ZM54 212H55V214H54ZM88 212H87V213H88ZM110 212H111V211H110ZM110 212H108V213H110ZM113 212H114V211H113ZM126 212H127V211H126ZM136 212H135V216L133 215V217H136L137 215H139V214H138L139 212H138L137 214H136ZM155 212H154V213H155ZM159 212L166 213L167 211H166V212H165V210L162 211V208H161V211H158V213H159ZM178 212H176V213H178ZM181 212H182V213H181ZM210 212H209V214H211ZM212 212H213L214 215H212V214H211V215H212V216H215V213H217L218 211L215 212V210H212ZM220 212H221V211H220ZM220 212H219V213H220ZM231 212H232V211H231ZM231 212H229V213L231 214ZM252 212L254 213V211H252ZM261 212H260V214H259V212L256 213V214L261 215ZM15 213H16V212H15ZM30 213H31V212H30ZM43 213H45V212H43ZM89 213H91V214H89V215H90V218H91L93 211H91V212H89ZM96 213H97V210H96ZM98 213H99V212H98ZM98 213H97L96 215L100 216ZM100 213H101V212H100ZM103 213H104V212H103ZM103 213L101 214V217H103ZM108 213H107V214H108ZM119 213H120V212H119ZM131 213H132V212H131ZM142 213H143V212H140V217H141V218H142L143 216L145 217V215L148 214V213L145 212L146 214L143 213V214H145V215H142V216H141ZM163 213H162V214L160 213V214H161V215H160L161 218H163L162 216H165V218H166L167 214H163ZM169 213H168V215H169L168 217H170L169 219H171V215H170ZM203 213H200V214L202 215ZM221 213H223V212H221ZM221 213H220V215L217 214L218 216H215V217H219V216L222 217V214H221ZM225 213H226V212H225ZM229 213H228V214L226 213V214H227L228 216H230V217H231V216L233 217V213H232L231 215H230ZM241 213H243V212H241ZM241 213L239 212L240 215H241ZM246 213H247V212H245V216H247ZM248 213H250V212H248ZM0 214H1V213H0ZM17 214H18V213H17ZM27 214H28V213H27ZM27 214H26V217H25V218H27ZM93 214H94V213H93ZM111 214H112V213H111ZM122 214H123V213H122ZM124 214H125V212H124ZM128 214H129V212H128ZM128 214H126V215H128ZM133 214H134V208H133ZM174 214H175V213H174ZM200 214H199V216H198L199 218H200ZM223 214H224V213H223ZM234 214H235V213H234ZM256 214H255V215H256ZM10 215H11V213H10ZM10 215H9V216H10ZM15 215H16V214H15ZM28 215H29V214H28ZM43 215H47V214H43ZM68 215H69V216H72V217L69 218ZM83 215H84V214H83ZM83 215H81L80 217H82ZM94 215H95V214H94ZM105 215H106V214H105ZM117 215H118V214H117ZM117 215H116V217H117ZM120 215H121V214H120ZM120 215H118V216H120ZM148 215H149V214H148ZM150 215H151V214H150ZM150 215H149V216H150ZM157 215H158V214H156V215L154 214V216H157ZM177 215H175V217H176L175 219H173V217H172V220H170V221H172V225H173L174 223H176L175 220L179 218V217H177ZM196 215H198V213H196ZM207 215H208V214H207ZM211 215H210V218L212 217ZM224 215H225V214H224ZM224 215H223V216H224ZM252 215H253V214H252ZM255 215H254V216H255ZM259 215L257 216V218L259 217ZM262 215L264 216V213H262ZM18 216H19V215H18ZM24 216H25V215H24ZM30 216H33V215H30ZM36 216H39V215H37V213H36ZM60 216H59V217H60ZM63 216H64V217H63ZM66 216L68 217V220H67V217H66ZM122 216L124 217L125 215H122ZM128 216L130 217L131 220H133V219L136 220V219L133 218V217H132V218H133V219H132L130 215H128ZM128 216H125V217H127L126 220L128 219L129 221H128V220H127V221H128V223H129L131 220L128 218ZM149 216H147V217H149ZM154 216L152 215L153 218H152L151 216H150V217H151L153 220H155L156 224H154L155 222H151V221H153L152 219H147V217L144 218V220H145V221H146V220H151L150 223H149V224H151V226H152V225H153V226H154V225H157V226H158V223H159L158 221H159V220L157 219L158 221H156V219H154ZM228 216H226L225 218L222 217V219L219 218V220L222 221V220L224 219V221H225V220L227 219ZM242 216H244V215H242ZM242 216H241L240 219H242V218L245 217V216H244V217H242ZM3 217H4V216H3ZM7 217H8V216H7ZM19 217H21V215H20ZM19 217H18V218H19ZM22 217H23V214H22ZM42 217H43V216H42ZM76 217L78 218V216H76ZM88 217H89V216H87L86 220L88 219ZM92 217L95 218L96 216H92ZM101 217H100V218H101ZM107 217H108V216H107ZM107 217H104L103 219H105V218H107ZM110 217H111V219H112L113 216H110V215H109L108 218H110ZM116 217H115V218H116ZM137 217H139V216H137ZM137 217H136V218H137ZM140 217H139V218H140ZM185 217H186V218H185ZM185 217H184V219H188V220H187V221H188L187 224L185 223L186 220H184V219H182V220H184L185 222H182V221H181L182 223L179 224V223H180V222H179V219L181 220V218H179V219L177 220L179 223L177 222L176 226H177L178 224L181 225V226H177V227L175 226L176 229H177V228H180V227H181V229H183V225H184L183 223H185L186 225H188L193 217H194L193 219H194L195 222H194V221H191L192 223L194 222V223H193L194 225H193L192 223H191V224H192L193 226H195V223L197 222L196 219H199V218H196L197 216H193V215H192L191 219L188 218L189 215H187V216H185ZM215 217H212V219L215 218ZM236 217H240V216H238V215L235 214V216L233 217L232 220H234ZM248 217H250V214H249ZM248 217H247L246 220H248ZM252 217H253V216H252ZM255 217H256V216H255ZM13 218H15V217H13ZM13 218H10V220L13 219ZM23 218H24V217H23ZM83 218H85V217H83ZM94 218H93V220H94ZM139 218H137L139 223L142 222V221L144 222V220L141 221V218H140V220H139ZM155 218H159V219H160L159 216H157V217H155ZM165 218L162 219V220H164L165 222L167 221V224H168V223H171V222L168 221V219L166 220ZM202 218H204V217H202ZM202 218H201V219H202ZM253 218H254V217H253ZM2 219H3V218H2ZM6 219H8V218H6ZM78 219H79V218H78ZM91 219H92V218H91ZM91 219H90V220H91ZM95 219H96V218H95ZM111 219H110V220H111ZM113 219H114V218H113ZM113 219H112V220H113ZM116 219H117V218H116ZM124 219H125V218H124ZM124 219H123V221L126 223L127 221L124 220ZM142 219H143V218H142ZM193 219H192V220H193ZM228 219H229V218H228ZM228 219H227V221H226V224H227V222H232V220L230 221V219H229V221H228ZM244 219H245V218H244ZM255 219H256V218H255ZM263 219H264V218H263ZM13 220H14V219H13ZM13 220H12V221H13ZM17 220H19V219H17ZM32 220H34V219H32ZM32 220H30V221H32ZM101 220H102V219H101ZM105 220H108V219H105ZM112 220H111V221H112ZM134 220L132 221V222H133V225H134V226H135V225H138V224H139L138 222H137L138 224H134ZM173 220H174V222H173ZM206 220H207V219H206ZM209 220H210V219H209ZM209 220H207V221H209ZM214 220H215V221H212V223L216 222V223H214V224H217V221H218V223H219L218 218H217V221H216V218H215ZM242 220H243V219H242ZM249 220H250V223L253 222V220L251 221L250 218H249ZM249 220H248V221H249ZM258 220H261V219L258 218L257 221H258ZM14 221H15V220H14ZM56 221H57V222H56ZM70 221H68V224H67V222L64 223V225H66L65 228L68 229V228H70V226H71L72 229H74V230L76 229L77 232H78V234L80 235L79 232H82V231H83V229H80V228H82V227H79V224H78V226H77V224L74 223V224H76L77 227L75 226V228H73L74 224H73V222L70 223ZM97 221H99V217L97 218ZM97 221H95V222H97ZM103 221H104V220H103ZM103 221H101V225H103L104 223H109V222H110L109 220H108V222H107V221H104V222H103ZM113 221H114V220H113ZM116 221H117V220H116ZM136 221H137V220H136ZM164 221H163L162 223H164ZM199 221H200V220H199ZM224 221H223V223H224V225H225V222H224ZM237 221H238V220H237V218H236L235 223H237V225H235V223H234V221H233L232 223H233L234 225H231V227H232V226H238V224H240V223H238V222H240V221H238V222H237ZM248 221H246V223H247ZM261 221H262V220H261ZM34 222H35V221H34ZM52 222H53V221H52ZM82 222H86L85 219H82ZM82 222L80 223V226H82V225L84 224V223L82 224ZM88 222H89V223H88ZM102 222H103V223H102ZM117 222H119V220H118ZM121 222H122V221H121ZM121 222H120V223H121ZM148 222H149V221L144 222V223H145V224H146V223L148 224ZM241 222H242V221H241ZM10 223H11V222H10ZM37 223H39V222L37 221ZM69 223H70V224H69ZM86 223H87L88 225H89V224H92V223H93V224L91 225V227H89V226H87ZM86 223H85L86 225H84L85 227H83L84 230H85V228H86V232H87V227H89V229L91 228V229H93V230L97 228V225H96L95 228L93 227V225L96 224V223H94V221L90 222V221L87 220ZM112 223H113V222H112ZM115 223H116V222H115ZM122 223H123V222H122ZM122 223H121V224H122ZM128 223L126 224V226H127V225L129 226ZM144 223H143V224H144ZM152 223H153V224H152ZM199 223H205V222H203V221L201 222V221H200ZM199 223H197V226H196V227H200V226H198ZM208 223H210V222H208ZM212 223H211V224H212ZM221 223H222V222H221ZM221 223H220V225H219V224H217V225H218V226H221ZM232 223H230V224H232ZM250 223H249V224H250ZM262 223H264V221H263ZM262 223H261V224H262ZM5 224H6V222H5ZM11 224H12V223H11ZM13 224H14V223H13ZM17 224H18V223H17ZM24 224H25V223H24ZM28 224H29V223H28ZM33 224H34V223H33ZM53 224H54L55 227L52 226ZM60 224H59V225H60ZM72 224H73V225H72ZM98 224H99V223H98ZM110 224H111V223H110ZM147 224H146L145 226L143 225V226H139V227H141V229H143V231L145 232V229H146L147 226H148ZM165 224H166V223H165ZM182 224H183V225H182ZM230 224H229V225H230ZM242 224L244 225V221H243ZM242 224H241V226H240L241 228L244 227ZM247 224H248V223H247ZM247 224L245 225L246 228H247V226H248ZM8 225H10V224L8 223ZM8 225H7V226H8ZM18 225H19V224H18ZM30 225H31V224H30ZM68 225H69V227H68ZM101 225H100V226H101ZM111 225H112V224H111ZM111 225H110V226H111ZM115 225L118 227L119 224H118V225L115 224ZM115 225H113V226H115ZM130 225H131V224H130ZM141 225H142V224H141ZM168 225H169V224H168ZM168 225H166L165 227L167 228ZM172 225L170 224L169 226H172ZM200 225H201V227L204 226V224H203V225L200 224ZM222 225H223V224H222ZM224 225H223V226H224ZM251 225H252V224H250V227H251ZM254 225H255V223H254ZM257 225H259V221L257 222ZM10 226L13 227L12 225H10ZM23 226H25V225H23ZM26 226H27V225H26ZM86 226H87V227H86ZM105 226L107 227L106 224H105ZM105 226H103V227H105ZM110 226H109V227H110ZM113 226H112V227H113ZM116 226H115V227H116ZM131 226H132V225H131ZM131 226L128 227V230H130V232L132 233L133 230L131 231V229H129ZM134 226H132V227L134 228ZM149 226H150V225H149ZM159 226H160V229H161V220H160ZM159 226H158V229H157L156 226H154V228L156 227V229H157V233H158V230L160 231ZM163 226H164V224H163ZM163 226H162V227H163ZM188 226H189V225H188ZM193 226H192V228H190V229H195V228H193ZM223 226H222V227H223ZM225 226H228V225H225ZM225 226L223 227L224 230H225V228H226ZM261 226H262L261 228L264 227L263 225H261ZM14 227H15V226H14ZM19 227H20V226H19ZM21 227H22V226H21ZM41 227H40V228L35 227V228H37V229L40 230ZM51 227H50V229H49V230L51 231L50 234H49L50 231L47 230V233H45V231H44L45 235L47 234V236L49 237V240H48V237L46 236V237H47V240H46L47 243H46L44 240H43V241L41 240V241L43 242V243H41L43 246H41V245H40V246H41L42 248L45 247L46 249H45V248L42 249L41 247H40L41 249H39V250H41L40 255H41L42 253H45V254H46V258L48 257V259H45V254H44V256H43L44 258H41L42 256L38 255V256H40V257H39V261L42 259V261H43V260L46 261V262H45L46 264H50V261H51V259H50L51 257H49V256H50V253H53V254H54V259H55V257H56V256H55V255H56L55 252H56L59 248H61V249H62V248H65V250H64L65 253H63L64 255H62L61 253H62V250H63V249L60 250L61 253L57 254V256L62 255V256H64V257H60V256H59V257L61 258V259L59 258L61 261L56 257V259H58V262H59V263L61 262V264H62V261H64V259H62V258H65V259H66V255H67L68 259L70 260V258H69L68 255H70V253L72 252V249H71V248H72L73 246H75V245L72 244V247H71V243H74V242L76 243V241H78V242L76 243V245L79 244V246H78L79 250H77V251H79L80 253H78V255L75 256L74 259H72V258L74 257V255H76V253H77V251H76V253H75V250L77 249V247L75 246V248H76L75 250H74V247H73V252H74V253L72 252V253H73V254H72L73 257L71 258L72 260H75V259L77 258V261L75 260V261H76V264H77L78 260H79L80 258H82V256L84 255V254H82V253H83V250H84V251L87 250V249H83L82 247H80L81 244H83V246H84V243H83V242L85 241V240H84V237H82V236L80 235V236L82 237V238H80V243H81V240H82V239L84 240V241L80 244V243H79V240H78V238H79L78 235H76V234L74 233L75 237H78V238H75V237H74V238L77 239V240H75L74 242L71 241V243H70L69 246H68V243H69V242L67 241V242H68V243H67V242L65 241V240H67V239H65V237H67V236L69 237L68 233L65 234L66 236H63L64 239L61 237L63 234L60 236V239H59V237H55L54 235H51V234H52V230H53V229H51ZM92 227H93V228H92ZM98 227H99V225H98ZM109 227H108L107 230L110 229ZM112 227H111V228H112ZM117 227H116V228H117ZM119 227H120V226H119ZM143 227H146V228L144 229ZM173 227H174V226H173ZM173 227H172V228H171V227L168 228L169 231H170V229H174ZM205 227H207V224L205 225ZM222 227H220V228H222ZM229 227H230V226H228V228H229ZM231 227L229 228V231H228V229L226 230V231H228V232H227L228 234H226V237H228L227 235L230 236V229H231ZM248 227H249V226H248ZM253 227H254V226H253ZM258 227L260 228V226H257V227H254V228H256L257 231H258ZM48 228H49V227H48ZM100 228H101V227H100ZM100 228H99V229H100ZM121 228H122V227H121ZM121 228H119V229L122 230L124 227H123L122 229H121ZM133 228H132V229H133ZM135 228L139 229L138 233L141 232L140 228H138V227H135ZM150 228H151V231H152V227H150ZM185 228L188 229L189 227H184V229H185ZM208 228H209V227H208ZM208 228H206V230H204V228H203V230L206 232V233H205V236H206L207 232L209 231V230H207ZM211 228H212V227H211ZM213 228H214V227H213ZM215 228L220 229V228H218V227H215ZM215 228H214V232L216 231ZM238 228H239V226H238ZM241 228H240V230L238 229V230H239L238 233H239L240 231H242L243 228H242V229H241ZM254 228H251V229L254 230ZM9 229H10V228H9ZM13 229H14V228H13ZM15 229H17V228H15ZM20 229H21V228H20ZM61 229H62V231H60ZM63 229H64V230H63ZM78 229H79L80 231H79ZM102 229H103V228H101L100 230L102 231ZM105 229H106V228H104V230H105ZM113 229H114V227H113ZM117 229H118V228H117ZM156 229H154L155 233H156ZM176 229H175V230H176ZM184 229H183V230H184ZM198 229H199V228H198ZM223 229H221V230H223ZM233 229H235V228L233 227ZM233 229H232V230H233ZM236 229H237V227H236ZM244 229H245V227H244ZM247 229H249V228H247ZM1 230H2V229L0 228V231H1ZM11 230H12V229H11ZM32 230H33V229H32ZM35 230H36V229H35ZM58 230H59V231H58ZM76 230H75V231H76ZM93 230H92V231L89 230V231L92 232V234H91V233H89V234H88V233H84V234H87L88 236L91 234V236H92V235H94V234H96V233L98 232V229H97V232H96V233H95ZM100 230H99V232H100ZM104 230H103V231H104ZM123 230H126V229L124 228ZM128 230H127V233H126V234H127V236H128V239H129L131 235H130V236L128 235V234H130V233H128ZM147 230L150 231L149 228H147ZM164 230H165V229H164ZM179 230H180V229H178L177 232H180V231H181L182 234H185V233H186V232L183 233L184 231H182V230L179 231ZM196 230H197V229H196ZM196 230H193V231H196ZM199 230L202 231V228L199 229ZM211 230H212V229H210V231H211ZM249 230H250V229H249ZM249 230H246V231L243 230V231L248 232ZM259 230H260V229H259ZM263 230H264V229H262V231H263ZM2 231L5 232L6 229H5V231H4V230H2ZM18 231H20V230L18 229ZM24 231H25V230H24ZM28 231H30V230H28ZM66 231H69V233H70V230H69V229L66 230ZM89 231H88V232H89ZM116 231H117V230H116ZM116 231H115V232H116ZM154 231H153L152 233L150 232L151 234H150V233H147V231H146L145 233H147V234H148L147 236L150 237V235L152 236V234H153V235L155 234ZM172 231H173V230H172ZM189 231H191V230H189ZM204 231H203V232H204ZM234 231H236V230H234ZM234 231H232L231 234H232V233H235ZM3 232H2V233H3ZM7 232H8V229H7ZM13 232H14V231H13ZM31 232H32V231H31ZM38 232H39V231H38ZM73 232H74V231H73ZM73 232L70 233V234H72V236H74V235H73ZM84 232H85V231H84ZM93 232H94V234H93ZM99 232H98V233H99ZM105 232H108V231H105ZM105 232H103L102 234H106V235H107V233H105ZM111 232H113V231H110L109 233H111ZM123 232H124V231H123ZM125 232H126V231H125ZM136 232H137V231H135V233H136ZM165 232H166V230H165ZM175 232H176V231H175ZM187 232H188V230H187ZM203 232H202V234H201L202 237L199 236V232L197 233L198 236H199V238H196V236H194V237H195L194 240H195L196 242H193V243H192V241H194V240H188V237H187V240L185 239L184 241H187L186 243L189 242V243H188V246H190L189 244L195 245V243H196V246H194L193 249H197V248H198L197 245L199 244V243H198L199 240L197 241L196 239L204 238V236H203V235H204ZM221 232H222V231H221ZM221 232H219V231L217 230L215 233H219V237H222V236L220 235ZM245 232H244V233H245ZM252 232H253V231H252ZM252 232L250 231L251 234H248L249 232L246 233V234H248V236H249V235L251 236V237L249 236V239H250V238H254V239L256 238V237H252ZM258 232H259V231H258ZM258 232H257V233H258ZM5 233H6V232H5ZM22 233H23V232H22ZM42 233H43V231H41V234H42ZM82 233H83V232H82ZM82 233H81V234H82ZM100 233H101V232H100ZM113 233H114V232H113ZM113 233H112V234H113ZM120 233H121V232H120ZM133 233H134V232H133ZM145 233H144V234H145ZM159 233H160V232H159ZM159 233H158V234H159ZM163 233H164V232H163ZM167 233H168V232H166V234H167ZM172 233H173V232H172ZM172 233L170 234V232H169L168 234H170V236H171ZM193 233H194V232H193ZM241 233H242V232H241ZM244 233H243V234H244ZM257 233H256V234H257ZM11 234H12V233H11ZM11 234H10V235H11ZM18 234H19V233H18ZM20 234H21V233H20ZM23 234H24V233H23ZM29 234H30V233H29ZM29 234H28V235H29ZM35 234H36V233H35ZM39 234H40V233H39ZM48 234H49V235H48ZM126 234H124V235L122 234V235H123L124 237H126V236H125ZM142 234H143V232H142ZM144 234H143L142 236L139 235L140 237L137 236V237H139L138 239H140L141 237L144 238V239H146V238H147L146 236H145L146 238L143 237ZM149 234H150V235H149ZM158 234H155V235H158ZM160 234H161V233H160ZM160 234H159V235H160ZM164 234H165V233H164ZM168 234H167L166 236L169 237L168 239L170 240V236H168ZM182 234H179V233H178V234H177V238L179 237L178 235H180L181 237L184 236V235H182ZM195 234H196V233H195ZM195 234H194V235H195ZM197 234H196V235H197ZM210 234H211V233H210ZM254 234H255V233H254ZM259 234H260V233H259ZM262 234H263V233H262ZM3 235H5V234H3ZM12 235H13V234H12ZM12 235H11V236H12ZM42 235H43V234H42ZM45 235L43 236V238L46 239ZM59 235H58V236H59ZM82 235H83V234H82ZM106 235H105V238L109 237L108 235H107V237H106ZM109 235H110V238H112V237H111V234H109ZM113 235H114V236H113ZM113 235H112V236H113V239H114V242H115V234H113ZM135 235H136V234H135ZM135 235H132V237L135 236ZM137 235H138V234H137ZM159 235H158V237H159ZM174 235H176V234L174 233V234L172 235V237H174V240H172V239H173V238H172L170 241H171V242L173 241V242H175L176 244H177L178 242H179V243H182V242H183L184 244L182 243L181 245L184 246V245H185V242H184L182 239H180V240H182V242H180V240H177L178 242H176V240H175L176 236H174ZM188 235L193 236L190 232L188 233ZM188 235L185 234V236H188ZM211 235H212V234H211ZM232 235H233V234H232ZM238 235H241V234H238ZM0 236H1V234H0ZM15 236H16V232H15ZM21 236H22V235H21ZM21 236H20V237H21ZM29 236H30V235H29ZM36 236H37V235H36ZM39 236H40V235H39ZM52 236H54V238L57 239L56 242H58V241H60V240H62V241L64 240L63 243L66 242L67 244H65V246H64V244L62 243V245H63L64 247H63L62 245H61V247H60L59 245H60V243L62 242V241H60L59 244L56 245L57 247H55L54 245L56 244V242H55V243L53 242V241H55V239H54ZM83 236H84V235H83ZM98 236H99V234H98ZM101 236H103V235H101ZM101 236H100V237H101ZM118 236H119V235H118ZM191 236H189V237H190V238H194V237H191ZM208 236H209V234H208ZM233 236H234V235H233ZM233 236H232V237H233ZM235 236H236V235H235ZM244 236H246V235H244ZM253 236H255V235H253ZM258 236H259V235H258ZM17 237H18V239H19V236H18V235H17ZM30 237H31V236H30ZM40 237H42V236H40ZM68 237H67V238H68ZM70 237H71V235H70ZM70 237H69V239H68L69 241H70V239H72V240L74 239V238H72V237L70 238ZM119 237H120V239H119L118 241L116 240L117 243L122 239L121 236H119ZM119 237H118V238H119ZM137 237H136V238H137ZM149 237H148V238H149ZM155 237H156V236H155ZM155 237H153V238H155ZM167 237H166V238H167ZM200 237H201V238H200ZM206 237H207V236H206ZM206 237H205L204 239H202V240H205ZM212 237H215V236H212ZM226 237H225V238H226ZM232 237H230V240H232V239H231ZM239 237H240V236H239ZM242 237H243V236H242ZM261 237H262V236H261ZM0 238H1V237H0ZM2 238H3V237H2ZM31 238H32V237H31ZM52 238H53V240H52ZM92 238H94V237L92 236ZM98 238H99V237H98ZM98 238H97V239H98ZM101 238H102V237H101ZM101 238H100V240H101ZM110 238H107V239H106L107 242H108V239H109V243H110V241H111ZM118 238H116V239H118ZM136 238H135V237L133 238V240H134V239L137 240V241L134 240L133 243H136V242L139 241V240L136 239ZM153 238H152V239H153ZM164 238H165V237H164V235H163V239H161V237H159L158 239H159V241L161 240V242H162V240H164ZM166 238H165V240H166ZM182 238H183V237H182ZM184 238H185V237H184ZM184 238H183V239H184ZM190 238H189V239H190ZM225 238H224V234H223L222 239L226 240V242H227L228 239H225ZM237 238H238V237H237ZM243 238H244V237H243ZM28 239H29V238H28ZM38 239H40V238L38 237ZM41 239H42V238H41ZM58 239H59V240H58ZM85 239L87 240L86 237H85ZM89 239H90V240H89ZM89 239H88V240H89L88 242H91V241L93 242L94 239L96 240V238H94V239H92V240H91V238H89ZM130 239H131V238H130ZM130 239H129V240H130ZM156 239H157V238H156ZM156 239H155V240H156ZM168 239H167V240H168ZM178 239H179V238H178ZM209 239H211V238H209ZM209 239H207V240H209ZM213 239H214V238H213ZM217 239H219V238L216 237V240H215V239H214V240L217 241ZM247 239H248V238H247ZM249 239H248V241H249ZM259 239H260V238H259ZM259 239H257V240L259 241ZM0 240H1V239H0ZM15 240H16V239H15ZM102 240H103V239H102ZM123 240H125L126 242L123 241L122 244L119 242V243L121 244V246H122L123 244L126 243V244L124 245V248H127V249H129L128 247L131 248V246H126V245L128 244L126 238L123 239ZM133 240H132V241H133ZM147 240L149 241V239H147ZM202 240H201V241H202ZM207 240H205V242H204V241H202V242H203V243H206V245L209 246V245L207 244V243H208ZM211 240H212V239H211ZM211 240H210V241H211ZM237 240H239V238H238ZM237 240H236V241H237ZM241 240L244 241L243 239H241ZM241 240H240V241H241ZM257 240H255V241H257ZM262 240H263V239H262ZM5 241H6V240H5ZM24 241H26V238H25ZM32 241H33V239H32ZM32 241L30 240V242H32ZM34 241H36V239H34ZM41 241H40V242H41ZM121 241H122V240H121ZM130 241H131V240H130ZM142 241H146V240H142ZM142 241H141V243H144V242H142ZM150 241H151V238H150ZM150 241L147 242V243H148V244L151 243V246L153 247V245H152L153 240H152V242H150ZM157 241H158V240H157ZM190 241H191V243H190ZM212 241H213V240H212ZM212 241H211V243H210V242H209V243H210L211 246H213V249H214V250H213V253L215 252L217 257L222 253L221 256H219V257H222V256H223V253H224V250L222 249V252H221L220 254H218V253H219V252L217 251L218 247H217V249H216V247H214V245L216 244L215 246L219 245V246H222V247H225V248H227L228 246H227V247H226V246H223V245H221L222 243H220V242H218V241H217V242L220 243V244H217V243L214 244V243H213L214 245H212ZM248 241H245V242H247L246 244H248ZM251 241H254V240L252 239ZM260 241H261V239H260ZM260 241H259V242H260ZM2 242H3V241H2ZM7 242H8V241H7ZM21 242H22V241H21ZM21 242H20V243H21ZM27 242H29V241H27ZM30 242H29L28 245H30ZM94 242H97V241H94ZM107 242H106V243H107ZM128 242H129V241H128ZM164 242H165V241H164ZM164 242H163L162 246L165 247ZM167 242L169 243V244H166V246H168L167 248H169V250L165 247L166 252H167V258L165 257V254H164V256L162 257V255H163L162 253H161V254H162L161 257H160V256H159V257L156 256V255L159 254V253L157 254V252H159V251H157V250L159 249V247H160V245H161L159 242H157V243H159V244H157L156 242H154V243H156L159 247H158V249H157L156 247H155L156 249L153 248V249H155L154 252L152 251L153 254L150 253L151 251H150V249H148L149 246H148V245H146L147 247L145 246V244H146V242H145L144 247H145L146 249H144V251L147 250V249L149 250V253L145 251L146 254L148 253V255H149V254L154 255V253H156L155 256H152V257H153V261H152V260H150V261L154 262V259L157 260V257H158V261H160L159 258H161V263H160V264H162V263H163V262H162L163 259H166V260H167V259L169 258L168 255L171 254V251H172V250H175V248H173V249L171 248V246H172L171 244H173V242L170 243L169 241H166L165 243H167ZM213 242H214V241H213ZM245 242H244V243H245ZM259 242L256 243V246H257V244H261V243H263L264 241H263V242L261 241V243H259ZM10 243H11V242H10ZM36 243H37V241H36ZM44 243H45L46 246L44 245ZM52 243H54V244H52ZM109 243H108V244H109ZM112 243H113V241H112ZM131 243H132V242H131ZM133 243H132V244H133ZM141 243L139 242V243H136V244H140V248L142 249V247H141L142 244H141ZM197 243H198V244H197ZM241 243H242V242H241ZM253 243H255V242H253ZM2 244H3V246H4V243H2ZM12 244H13V242H12ZM16 244H17V243H16ZM24 244H25V242H24ZM37 244H38V243H37ZM39 244H40V243H39ZM47 244H49V247H50V246H53L52 248H54V249H52L51 247L47 249V247H48ZM89 244H90V243H89ZM89 244L85 243V247L87 248V246H88ZM91 244H93V246H94V243H91ZM101 244H103V243H101ZM110 244H111V243H110ZM110 244H109V245H110ZM115 244H116V243H114L113 245H115ZM120 244H118V245H120ZM132 244H130V242H129L128 245H132ZM176 244H173V245H175L176 249H178V248H177L178 244H177V245H176ZM200 244H201V243H200ZM227 244H229V243H227ZM230 244H232V243H230ZM246 244H242V245H246ZM249 244H250V243H249ZM263 244H264V243H263ZM96 245H98V247H99V246H100V242H99L98 244L96 243ZM109 245H108V246H109ZM134 245H135V244H134ZM134 245L132 246V251H133V253H134L135 251L138 250V249L136 250L135 248L133 249ZM169 245H171V246L169 247ZM181 245H180V248H181ZM192 245H191L190 248H189V247L187 246V244H186V250H187V248H189L190 250L188 249V252L191 251V252H189V254H188V252H186V250L184 251L183 248H184L185 246L182 247V249H180V250L184 251V253H185L186 255H189V259H190V260H191V256H190V255H191V254H192V255L194 254V252H192L193 250H191V248L193 247ZM202 245H203V244H202ZM202 245H200V246H202ZM206 245H205V244L203 245V246H205L204 249H205V248H210V247H206ZM232 245H233V244H232ZM237 245H239V244L237 243ZM237 245H236V246L234 245L235 247H234V246H233V247L236 249V248H237ZM261 245H262V244H261ZM0 246H1V243H0ZM3 246H2V248H3ZM19 246H20V245H18L17 247H19ZM21 246H23V245H21ZM38 246H39V245H38ZM67 246H68V248L71 247V248H69V250H68L69 252L66 250V247H67ZM93 246L91 245L92 248H93ZM103 246H104V245H103ZM108 246H107V247H108ZM111 246H112V245H111ZM111 246H110V247H111ZM115 246H116V245H115ZM136 246L138 247L139 245H135V247H136ZM162 246H161V247H162ZM203 246H202V247H203ZM246 246H247V245H246ZM250 246H251V245H250ZM256 246H255V248H257ZM4 247H5V246H4ZM15 247H16V246H15ZM24 247H26V246L24 245ZM29 247H30V246H29ZM98 247L96 246V249H97ZM113 247H114V246H112V248H113ZM117 247H118V246H117ZM117 247H115V248H117ZM137 247H136V248H137ZM164 247H163V250H164ZM195 247H197V248H195ZM229 247H230V245H229ZM248 247H249V245H248ZM252 247H253V245H252ZM258 247H260V246L258 245ZM2 248H1V249H2ZM36 248H37V247H36ZM55 248H56V250H55ZM80 248H82L83 250L80 249ZM92 248H91V249H92ZM99 248H101V247H99ZM105 248H106V247H104V249H105ZM112 248H111V249H112ZM115 248H114V249H115ZM120 248L124 249L123 246L120 247ZM138 248H139V247H138ZM231 248H232V247H231ZM231 248H230V249H231ZM241 248H242V247H241ZM261 248H262V246H261ZM263 248H264V247H263ZM263 248H262V249H263ZM1 249H0V250H1ZM24 249H25V248H24ZM24 249H22L21 251H23ZM49 249H50L51 251L48 252ZM88 249H89V251H90L89 246H88ZM102 249H103V248H102ZM102 249H100V251H101ZM104 249H103V251H104V253H105V255H106V253H107V252H106L107 248H106V250H104ZM199 249H200V247H199L197 250H199ZM215 249H216V250H215ZM237 249H238V248H237ZM239 249H240V247H239ZM239 249H238V250H239ZM16 250H17V249H16ZM19 250H20V248H19ZM36 250H37V249H36ZM45 250H46L47 252H45ZM52 250H55V251L52 252ZM80 250H82V251H80ZM92 250H93V251H92ZM92 250H91L90 252H93V253H94V248H93ZM97 250H98V253H99V252H100L99 249H97ZM115 250H116V249H115ZM129 250H131V249H129ZM142 250H143V249H142ZM148 250H147V251H148ZM151 250H152V249H151ZM159 250L161 251L162 249L160 248ZM167 250L169 251V253H168ZM170 250H171V251H170ZM200 250H201V249H200ZM200 250H199V251H200ZM210 250H212V248H211ZM228 250H229V249H228ZM228 250H227V251H228ZM233 250H234V249H233ZM242 250H243V249H242ZM257 250H258V249H257ZM2 251H3V250H2ZM34 251H35V250H34ZM43 251H44V252H43ZM66 251L68 252V254L66 253ZM87 251H88V250H87ZM89 251H88V252H89ZM107 251H108V250H107ZM112 251H114V250H112ZM116 251H117V252L120 251L119 248H118ZM121 251H122V250H121ZM121 251L118 252V254H117L118 257H119V255H120L121 253H123L124 251H126V249H124V251H122V252H121ZM132 251H131V252H132ZM156 251H157V252H156ZM164 251H165V250H164ZM177 251H178V252H181V251H179V249H178ZM194 251H195V250H194ZM220 251H221V250H220ZM225 251H226V250H225ZM249 251H250V250H248V251H246V252H249ZM252 251L254 252V250H251L250 252L252 253ZM0 252H1V251H0ZM4 252H5V249H4ZM4 252H3V254H4ZM25 252H26V253H25ZM25 252L23 251V255H24V253H25V255H26V254H27V255L29 254V253H28L29 251H26V249H25ZM31 252H32V250H31ZM31 252H30V255H31ZM37 252H38V251H37ZM85 252H86V251H85ZM88 252L85 253L87 256L91 254V253L89 254ZM96 252H97V251H96ZM110 252H111V251L109 250L108 253H107V255H108ZM128 252H129V251H128ZM137 252H138V251H137ZM137 252H135L134 254H136ZM139 252H140V254H141V251H139ZM145 252H144V253H145ZM173 252H174V251H173ZM178 252L176 253V251H175V252H174V253H175L174 255H173V253H172V254L170 255V256H171L170 259L174 258L176 254L178 255ZM230 252H232V251L230 250ZM235 252H238V251H234V253H233V252H232V253L235 255V254H237V253H235ZM244 252H245V249H244V251H241L242 254H243ZM250 252H249V253H250ZM263 252H264V250H263ZM9 253H10V252H9ZM16 253H17V252H16ZM48 253H49V254H48ZM102 253H103V252H102ZM102 253H101V254L99 253V254L102 255ZM181 253H182V252H181ZM215 253H214V254H215ZM227 253H228V252H227ZM232 253H231V256H230V253H228L230 257L234 256ZM239 253H240V251H239ZM241 253H240V254H241ZM249 253H248V254H249ZM258 253H259V256H260V257H263V256H261V255L264 254V253H262L261 255H260L261 251H260V252L258 251ZM0 254H1V253H0ZM11 254H12V253H11ZM32 254H35V253L33 252ZM47 254H48V256H47ZM53 254H51L52 258H53ZM79 254L82 255L80 258H79ZM99 254H98V255H99ZM127 254H128V253H127ZM129 254H130V253H129ZM131 254H132V253H131ZM142 254H143V253H142ZM142 254H141V255H142ZM182 254H183V253H182ZM4 255H5V254H4ZM6 255H7V254H6ZM6 255H5V256H6ZM13 255H14V254H13ZM13 255H11V256L13 257ZM17 255H18V254H17ZM20 255H21V254H20ZM27 255H26V256H27ZM30 255H29V256H30ZM42 255H43V254H42ZM86 255H85V256H86ZM92 255L96 256L97 254L95 253V254H92ZM92 255H91V257H93ZM98 255H97V257H98V258H99V257L101 258V256H98ZM112 255H113V252H112V254H109L108 257H110V256L112 257ZM143 255L145 256V254H143ZM177 255H176V257H175L176 259L174 258L175 261L172 259V260L174 261L175 264L177 263V262H176L177 259H178V261H179V258H178L179 255H178V256H177ZM196 255H197V253H196ZM243 255H245V253H244ZM249 255H250V254H249ZM2 256H3V255H2ZM29 256H28V257H29ZM32 256H33V255H32ZM38 256L36 257V255H35V256H33V258H34V257L38 258ZM85 256H83V257H85ZM103 256H104V254H103ZM115 256H116V254H115V252H114V256H113V257L115 258ZM120 256H121V255H120ZM123 256H124V254H123ZM125 256H126V254H125ZM130 256H131V255H130ZM132 256H133V255H132ZM139 256H140V255H139ZM173 256H174V257H173ZM180 256H182V255L180 254ZM183 256L185 257L184 254H183ZM194 256H195V254H194ZM197 256H199V255H197ZM202 256H203V254H202ZM216 256H211V252H210V253H209V256H208V255L205 256V257H207L206 259H202V260L199 259V258H197V259H199L200 261L205 260V261L202 263V264H205L206 260H207V262L210 261V260L213 261L212 257L217 258ZM235 256H236L235 258H236V260H237V259H238V258H237V255H235ZM259 256L257 255V257H259ZM20 257H21V256H20ZM20 257H19V259H20ZM88 257H89V256H88ZM88 257H87V258H88ZM91 257H89L88 259L91 260V259H90ZM106 257H107V256H106ZM116 257H117V256H116ZM127 257H128V256H127ZM145 257H146V256H145ZM150 257H151V256H150ZM150 257L148 256V260H149ZM154 257H155V258H154ZM164 257H165V258H164ZM199 257H201V256H199ZM208 257H210L211 259L209 260ZM219 257H218V259H219ZM226 257H227V254H225V259H226ZM230 257H229V258H230ZM260 257H259V258H260ZM8 258H9V257H8ZM8 258H7V259H8ZM22 258L25 259V256H24V257L22 256ZM78 258H79V259H78ZM102 258H105V257H102ZM102 258H101L100 260L103 261L104 259H102ZM129 258H130V257H129ZM134 258H135V257H134ZM162 258H163V259H162ZM181 258H182V257H181ZM186 258H187V256H186ZM195 258H196V257H195ZM233 258H234V257H232L231 259L234 260ZM250 258H251V257H250ZM255 258H256V257H255ZM3 259H4V258H3ZM15 259H16V258H15ZM17 259H18V258H17ZM29 259H31V256H30ZM34 259H35V258H34ZM49 259H50V260H49ZM54 259H52L51 264H56V263H57V262H56L57 260L55 259L56 261H54ZM88 259H87V260H88ZM94 259H97V258L94 257L93 260H92L94 263L97 264V261L95 262ZM106 259H107V258H106ZM111 259H112V258H108V260H110V261H111ZM119 259H121V260H119ZM125 259L127 260V258H125ZM136 259H137V256H136ZM136 259H135L134 262H136ZM138 259H139V258H138ZM140 259H141V257H140ZM140 259H139V261H140ZM142 259L145 260L144 257H143ZM142 259H141V261H142ZM151 259H152V258H151ZM193 259H194V258H193ZM193 259H192V260H193ZM223 259H224V258H223ZM223 259L221 258V261H222ZM231 259H230V260H231ZM247 259H248V258H247ZM253 259H254V257H253ZM257 259H258V258H257ZM263 259H264V258H262V261H261L262 264H264V263H263V262H264ZM0 260H1V259H0ZM8 260H11V259H8ZM20 260H21V259H20ZM20 260H18V261L20 262ZM26 260L28 261V258H27ZM47 260H48V262H47ZM81 260H82V259H81ZM81 260H79V261H81ZM84 260H85V258H83V261H84ZM89 260H88V261H89ZM114 260L116 261L117 259H116V258H115V259H112V262H113ZM118 260H119V261H122V258L119 257ZM123 260H124V259H123ZM126 260H124L123 263H124V264H128V263L130 264V262H132L133 259H132V260H129L130 262H128V261H126ZM168 260H169V259H168ZM172 260H171V261H172ZM182 260H183V259H181V260L179 261V264L181 263ZM219 260H220V259H219ZM230 260H229V261H230ZM240 260H241V257H240ZM240 260H239V261H240ZM251 260H252V259H251ZM254 260H255V259H254ZM259 260H261V258H260ZM259 260H256L257 263L260 262ZM13 261H14V260H13ZM21 261H22V260H21ZM39 261H38V262H39ZM83 261H81V262L83 263ZM85 261H86V260H85ZM88 261H86V262H88ZM102 261H100V263H102ZM106 261H107V260H106ZM106 261H105V262H106ZM115 261H114V264H116ZM139 261H138V263H139ZM141 261H140V262H141ZM158 261H157V262H158ZM163 261H164V260H163ZM169 261H170V260H169ZM188 261H189V260H188ZM194 261H196V260H194ZM225 261H226V260H225ZM225 261H224V262H225ZM227 261H228V260H227ZM227 261H226V262H227ZM258 261H259V262H258ZM6 262H7V260H6ZM6 262H4V263H6ZM11 262H12V261H11ZM19 262H18V263L15 262V263H16V264H20ZM25 262H26V261L24 260V262L22 261L21 264H22V263H25ZM30 262H33V261H30ZM34 262H36V261L34 260ZM34 262H33V263H34ZM38 262H37V263H38ZM53 262H54V263H53ZM68 262L70 263L71 261H68ZM68 262H67L66 264H68ZM90 262H91V261H90ZM93 262H91V264H94ZM112 262H111V263H112ZM127 262H128V263H127ZM147 262H148V261H146V263H147ZM155 262H156V261H155ZM166 262H167V261H166ZM186 262H187V261H185V264H186ZM190 262H191V261H190ZM207 262H206V263H207ZM210 262H211V261H210ZM210 262H209V263H210ZM216 262H217V261L214 260V263H216ZM230 262H231V261H230ZM240 262H241V261H240ZM247 262H248V260H246V264H251V263H249L250 260H249L248 263H247ZM252 262H253V261H252ZM261 262H260L259 264H261ZM7 263H8V262H7ZM26 263L29 264L28 262H26ZM26 263H25V264H26ZM37 263H36V264H37ZM42 263H44V261H43ZM45 263H44V264H45ZM59 263H58V264H59ZM74 263H75V262H73V264H74ZM88 263H89V262H88ZM98 263H99V261H98ZM100 263H99V264H100ZM121 263H122V262H121ZM121 263H119V262L117 261V264H121ZM123 263H122V264H123ZM150 263H151V262H150ZM150 263H149V264H150ZM174 263H172V264H174ZM182 263H184V260H183ZM192 263H195V262L192 261ZM200 263H201V262H200ZM209 263H208V264H209ZM211 263H213V262H211ZM211 263H210V264H211ZM217 263L220 264V262H217ZM227 263H228V262H227ZM232 263H233V262H231V264H232ZM243 263H244V261H243ZM243 263H242V264H243ZM1 264H2V263H1ZM10 264H11V263H10ZM34 264H35V263H34ZM40 264H41V263H40ZM63 264H65V263H63ZM70 264H71V263H70ZM79 264H81V263L79 262ZM83 264H85V262H84ZM86 264H87V263H86ZM106 264H110V263L107 262ZM131 264H132V263H131ZM133 264H134V263H133ZM136 264H137V262H136ZM143 264H145V263H143ZM152 264H154V263H152ZM163 264H164V263H163ZM167 264H168V262H167ZM187 264H188V263H187ZM196 264H197V263H196ZM198 264H199V262H198ZM234 264H235V263H234ZM237 264H239L238 261H237Z\"/></svg>","mask_w":264,"mask_h":264}]
</instances>
